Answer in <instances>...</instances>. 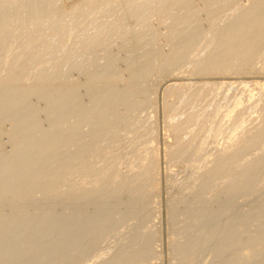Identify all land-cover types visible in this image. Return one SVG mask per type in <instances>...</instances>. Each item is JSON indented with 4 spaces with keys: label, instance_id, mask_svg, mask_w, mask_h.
<instances>
[{
    "label": "rangeland",
    "instance_id": "rangeland-1",
    "mask_svg": "<svg viewBox=\"0 0 264 264\" xmlns=\"http://www.w3.org/2000/svg\"><path fill=\"white\" fill-rule=\"evenodd\" d=\"M24 1V0H23ZM47 1H50L51 2V0H47ZM57 1V2H56ZM61 1V3H62V1H64V0H55V2H54V0H53V2H52V4H50L51 6L53 5V4H55V3H57L56 5H59L58 7H62V5L63 6H65L66 5V3L65 4H63L62 3V5H61V3H59L58 4V2H60ZM96 1V0H95ZM104 2H103V4L104 5H101V3H102V1H98L99 3V5L97 6V8H94V6H91V7H93V9H95L94 11H93V9H92V11L93 12H90V7H89V9L86 11V12H90L91 13V15H93V17H95L96 16V18H95V20L94 21H92V19H91V15H87L88 13H85L86 15V19L88 18V17H90V18H88L87 20H85V21H87V24L86 23H84L85 21H83L82 19H80V23H78L77 21H76V23L79 25V26H81V27H79V26H77V24L76 23H73V20L71 21L73 24H76V27L78 28V29H76V31L78 30V32H76V31H72V33L74 34L75 32H76V34H74V37L72 36V35H70L69 37H71L72 36V38H68V33H70V30H74L75 29V25H73V27L71 26L72 25V23H70V19L68 20V18L66 19H64L65 21H66V23L68 24V25H66L65 23V26H66V28L64 27L63 28V30L64 29H67V26L68 27H70V28H68L67 29V31L66 30H62L63 32L62 33H64L65 34V36H66V32H67V38H68V40L70 41H68L67 40V38L65 39L64 38V36L62 37V39H63V41H62V39L60 40H58V42H57V38L60 36V35H62V33L61 34H59L58 36H57V38L54 36V34H53V36L52 35H49L48 33V36H46V37H50L51 38V36H52V38L54 37V43L56 42V44L58 43L59 44V41H61V42H64V41H66V42H64V44L62 43H60L62 46H60V47H58V46H56V44H54L53 42V45H54V47H56V50L58 49V51H59V48L61 49L62 47L64 48L65 46H67L68 47V49L66 48V49H63L62 50V53L64 52V50H67L66 52H64L63 54H61L60 52H61V50L59 51V55L61 54V56L63 55L64 57L66 56L67 57V54H68V51H69V46L71 45V44H69L68 45V43H72V47H74V48H72L73 50H75L78 46V43H76L78 40H81V39H79V38H77V37H80V38H82L84 35L83 34H85V35H93L92 33H93V31H94V29H97V28H95L96 27V25L95 24H97V23H102L101 25H109L108 27H109V29H107L109 32H110V24L111 23H114V25H116V26H114L113 24V28L115 29V27H119L120 25L119 24H117V23H119V21L117 20L118 19V17H117V15H118V13H117V15L115 14H112V15H110L111 13H109V11L111 12V10H110V8H117L116 6L117 5H119V6H121L122 5V7H124L125 8V5H124V3L127 1V0H111V1H109L108 3H106V0H103ZM123 1V2H122ZM136 1H138V0H136ZM145 1V0H144ZM149 1V0H148ZM190 1V0H189ZM189 1H188V4H187V6L189 5ZM201 1V2H200ZM207 1V0H206ZM205 1V2H206ZM209 1H211V0H208L206 3H207V5L206 6H204L205 4H202L203 3V0H192L190 3H193V4H191L190 6H188L189 8L187 9V6H186V4L184 5V7H186V9L187 10H190L191 11V13H192V10L194 9V8H198V11H199V13L197 12V9H194L193 10V12L196 10V12L195 13H198L197 14V17L195 16L196 14L195 13H192L193 15H194V17H191L190 15H191V13L190 14H188L187 13V15H186V12H187V10H186V12L185 11H183V10H185V8L183 9L181 6H180V8H182V9H180L179 7H177V9L175 8V10L174 11H176V13H178V16L176 15V13H174V11H173V7H171V10L172 11H170V8L168 9V11H170V13H168V11L166 10L165 12H163L162 13V15H160V16H156V15H154L153 13H151V14H153V16L150 18V16H151V14L149 13V20H148V18H145V20H146V22L144 21V17L146 16V17H148L147 15H145L142 19H143V21H142V19L140 20L142 23L144 22V23H146L145 24V26H144V24H142L141 22H137L136 24H135V21H134V23L132 22L133 20L132 19H130L129 21H131V22H129L128 23V21L126 22V23H124L123 25H125V26H123L122 24V27H123V29H125L124 31H123V29L121 30L122 32V34L119 32V31H117V33H113V32H115L114 30L112 31V26H111V31L112 32H110L109 34H111L109 37H110V39H108V41L112 44H110V43H108V45H106L107 43L106 42H108V41H106L105 43V45H102V47L100 46L99 48H105V46L108 48V49H106L105 48V50L104 49H99L98 47H96V48H94L93 50H91L90 52L88 51V55H90L89 57H86V55L84 54V53H79L80 55H81V57L79 56V54L77 55H75V57L77 56H79L80 58H75V57H72L73 59L75 58V60L80 64V67L86 62V63H89L90 62V64L91 65H88L89 67H90V70H89V67H87V66H85V65H87L86 63H85V65H83V66H85V67H87V69L86 68H84L83 66V69L86 71V72H84V70L83 69H80L79 67H78V65H75V63H74V60H72V62H71V60H69V61H67L68 59H66L65 61H62V60H64L61 56H59V60H58V58H57V62L59 63V61H61L59 64H63V63H68V65H66L65 66V69H63L62 71L63 72H61L60 71V69L61 68H63L64 66H62V65H59L57 62H56V60H55V58H56V56H58V55H56V54H54V53H49L48 54V52H45V54H47L46 55V58H45V56H43L44 57V62L41 60V58L39 59V60H41L42 61V64H44V66L45 65H47L46 63L48 62V66H47V68H45L44 66H42L41 65V61H40V64L39 65H41L42 67H40L39 65L38 66H36V64H33L32 63V65H30L32 68H33V70H35L34 72H40L41 70H43V68H44V70L41 72V74H39V73H37V74H35V73H32L31 72V70H30V73H31V77H30V73L28 72V76L26 75L25 77L27 78V79H25L24 78V76H22L25 80H23L21 77H20V79L21 80H23V82L24 83H26V84H24L23 82H21V80H20V82H18V83H20V84H18L17 82V85L16 84H14L13 85V89L11 90L12 92H15V94H17V95H15L14 93H12V94H14V101H13V95L12 94H9V95H11V96H3L2 98H3V102L5 103V101H4V97H7V98H9V99H7V98H5V100H6V103L9 101V100H11V101H13L12 103H11V101H10V107H8L9 105V102H8V104H6V106H5V108L7 107V109L9 110V111H11V109H12V111L10 112V113H13V110H14V106L13 107H11V104H13V103H15L14 105H15V109H17V110H15L14 111V113L13 114H9L8 112V110H6L5 108H4V104L3 103H1L2 102V100L0 101V108L2 109H0L1 111H0V167H1V165H2V169L4 170L5 169V171H7V172H5L6 174H8V175H14V177H17V179L18 178H24V177H26L27 175L29 176V174L31 173V172H33V173H31L30 174V176H32L33 174H34V177L38 174V179H37V181H32L31 182V184L30 185H28V186H26V187H21V189L19 188V190H20V194H22V190H25V191H23V192H25L24 194L25 195H20V199L19 200H17V199H15V198H13V199H11V197H4V200H3V198L1 199L0 198V264H178V263H182V264H264V222H262V221H264V168H262V169H259L257 172H259V173H257L256 172V174H254V176H251V178L253 179H251L250 180V182H252V183H249V186L248 187H246V189L247 188H251L249 191H248V189L246 190L245 188L242 190L239 186H238V177H241V176H244V175H247V172L249 171V168H250V171H251V169H252V165L251 164H254L255 162H257V161H259L260 160V158L262 159V157L264 156V145H262V143L264 144V142H262V143H260V144H258V145H256V146H254V148L252 147V149H257L258 150V148L260 149L262 146V148L263 149H260V152H257L256 153V151H252V149L251 148H249V150L247 149V150H245L244 151V153H247V151L248 152H250V154L252 153L253 155H250V156H247V155H249V153L248 154H244L243 152L241 153V152H239L240 154H241V156L242 157H239L240 156V154L238 153V155L239 156H237L238 158H235V163H237L238 161L237 160H240L238 163L240 164V163H246L245 164V167H246V169L244 168V166H242V167H240V168H242V169H238L239 167L238 166H240L238 163L237 164H235V168H237V169H235V170H237V171H239V173L236 171V172H234L233 171V173H234V175L233 176H235L234 178H231V176L230 177H226V176H222L223 175V171H220L219 172V174H220V176H221V178H223L224 177V180L225 181H227V182H225L227 185H229V184H231L230 186H229V188H228V186L224 183V180L223 179H221L220 178V180H218L219 178V174H218V172L216 171V173L214 174V176H212V174H211V176H209V174H208V167L210 166V164H212L213 165V161H214V166H215V168H216V166L219 164H217V165H215L216 164V160H217V158H216V156L215 155H218L217 153H219V154H221V149H223L225 146H226V144H227V139H229L228 137H234L237 133H239V132H244V130H243V128H238V129H236V127H234L235 126V124L237 125V123L236 122H241V121H239V120H241V119H243V121L245 120L244 118H246L247 120H245V124H244V122H242L244 125L242 126V127H244L245 128V131H246V129H252L251 131V135L253 134V132L256 130L255 128H257L258 126L257 125H259V127H260V124H259V122L262 124L261 125V127H263V124H264V122L262 123V118H263V121H264V109L262 110V112H261V109L263 108V106H264V94H261L262 92L264 93V91H261L260 90V85H259V83L260 84H262V83H264V74H263V72H264V55H262L261 56V58H258V59H260V60H256V62H255V64H254V68L256 69V71L255 72H251L252 74H250V72L249 71H246V73H248L249 72V74H245V72L242 70V72L244 73V74H242L241 73V75H239L240 74V72L239 71H237L236 72V74H238V75H235L234 73H232V71L230 72V73H226L225 74V76H224V74H220L219 76H218V74L219 73H216V75L215 74H213V75H211L210 76V74H209V76L208 75H202V76H199V75H201L200 73H197V71H196V67L192 64L193 63V61H195V60H197L196 58H195V56L197 57V55L196 54H193V52L195 53V51H196V53L197 54H199L198 55V57L200 56V54L201 55H203V56H205V55H207V53H208V50L207 51H205V46H206V44H207V41H208V39L210 38V42H212L213 40L215 41L216 40V38H214L213 36H212V34H215V32H213L216 28H219V29H216V31L218 32H216L217 34H219V31H220V28H221V30L222 29H224V28H226L227 27V25H228V23H231V20L234 18V16L236 15H238L240 12H238V11H241V9H242V7H243V9H245V8H247L250 4H251V0H231V1H229L228 2V0L226 1L228 4L230 3V2H232V3H230L231 5L233 4H235V3H239V5L237 4L236 6L239 8H237L236 6H235V8L234 9H238V11H237V13L235 12L236 10H234L233 8H232V6H230V4H229V6L227 5V3L225 2V3H223L225 0H222V2L220 1V0H214V2L212 1V2H209ZM222 3V5L224 4V6H222L221 4H220V2ZM236 1H238V2H236ZM247 1H249V2H247ZM64 2H66V1H64ZM111 2H114V4L113 3H111ZM117 4H116V3ZM120 2V3H119ZM140 2H142L141 0H140ZM209 2V3H208ZM217 2V3H216ZM46 3V2H45ZM44 3V4H45ZM47 3H49V2H47ZM46 3V4H47ZM75 3V4H74ZM73 4H72V2L68 5H66L67 7H69L70 6V9H69V11L71 10L72 12H73V10L75 11L76 10V8H79L78 7V3L77 2H74ZM76 3H77V5H76ZM106 3V4H105ZM110 3V4H109ZM143 3V2H142ZM212 3H214V4H212ZM215 3L217 4V5H220V6H222V7H226L225 5H227L228 7H227V10H225L226 8H223V10H225L224 11V14H223V16H221L222 15V13L220 14V11H217V9L219 10V8H220V6H217V5H215ZM219 3V4H218ZM249 5H248V4ZM45 4V5H46ZM112 4L114 5L113 7H112ZM121 4V5H120ZM196 4V5H195ZM202 4V5H201ZM211 4V5H210ZM241 4V5H240ZM242 4H243V6H242ZM49 5V4H48ZM56 5H53V7L55 6V7H57ZM73 5H75V6H73ZM96 5H97V1H96ZM100 5H101V7L103 8L104 6L106 7H104L103 8V10H102V8L100 7ZM124 5V6H123ZM199 5H200V7H199ZM244 5L245 6H247V7H244ZM73 6V8H71ZM109 6H110V8H109ZM118 6V7H119ZM201 6H202V8H201ZM208 6V7H207ZM216 6V7H215ZM122 7H119L120 8V12L122 11V13H123V10L124 9H122ZM190 7H193V9L191 10L190 9ZM204 7H205V9H204ZM207 7V8H206ZM212 7V9L215 11V20H214V18L211 16V18L212 19H209L210 17V13L212 14V12L214 13V11L212 10V9H210V8ZM217 7H219V8H217ZM221 7V8H222ZM100 10H99V9ZM108 8H109V11H106V10H108ZM215 8V9H214ZM228 8L231 10H234V12H229V10H228ZM209 10V12H208V10ZM242 9V10H243ZM97 10V11H96ZM102 10V11H101ZM179 10V11H178ZM180 10H181V12H183V13H181L180 12ZM221 10V9H220ZM96 11V12H95ZM200 11H202V12H200ZM205 11V12H204ZM95 12V13H94ZM99 12H101V14L102 13H104L103 15H104V18L102 17H100L101 16V14H99ZM107 12V13H106ZM173 12V13H172ZM209 13L208 15L206 14V15H204L205 13ZM217 12V13H216ZM93 13V14H92ZM96 13H97V15H96ZM167 13V14H166ZM185 13V14H184ZM219 13V14H218ZM228 13L230 14V15H232V17H231V20H229V21H227L228 19H227V15H228ZM98 14H99V16H98ZM108 16H107V15ZM169 14L171 15V16H174L173 14H175V17H178L177 19H176V23H172L171 21L170 22H167V15H168V17H169ZM182 16H181V15ZM200 14V15H199ZM95 15V16H94ZM102 15V16H103ZM110 15V16H109ZM165 15V16H164ZM185 15L186 16H190V18H193L192 20L190 19V22H192L193 21V26L197 23V25H200V26H194V27H192V26H190V22H189V20H187V18L188 17H185ZM192 15V16H193ZM199 15V16H198ZM224 15L226 16L225 17V19H223L224 18ZM234 15V16H233ZM116 16V17H115ZM201 16H202V18H201ZM219 16H221L220 18H222L223 20H225V21H223L222 19H221V21H222V23H221V21H220V18H218ZM97 17H99V18H97ZM157 18L156 20H155V18ZM161 19H160V18ZM164 17H166V18H164ZM209 17V18H208ZM106 18V19H105ZM109 18V19H108ZM115 18V19H114ZM117 18V19H116ZM183 18H184V20H183ZM194 18H195V20H194ZM196 18L200 21V19H201V21L200 22H202V23H200V24H198V20H196ZM207 18H208V20H207ZM218 18V19H217ZM89 19H91V21L92 22H90L89 21ZM99 19H101V20H99ZM102 19H104V20H102ZM112 19V20H111ZM164 19H166V22H167V26H169L168 25V23H170V25H172L171 26V29L169 28V27H167V28H164V27H166V25H164L166 22H163L162 23V21H165ZM182 19V20H181ZM185 19H186V21H185ZM218 21H217V20ZM63 19H62V21H64ZM106 20V21H105ZM162 20V21H161ZM213 21L214 22V24L213 25H211V24H209L208 22L209 21ZM64 21V22H65ZM69 21V22H68ZM98 21V22H97ZM157 21V22H156ZM169 21V20H168ZM182 21V22H181ZM194 21H196L195 22V24H194ZM207 21V22H206ZM216 21H217V23H221V25L220 24H217L216 23ZM220 21V22H219ZM227 21V22H226ZM75 22V21H74ZM90 22V23H89ZM95 24H94V23ZM105 22H108V23H104ZM117 22V23H116ZM164 25H162L161 23ZM178 22V23H177ZM183 22H186V23H184L183 25H182V23ZM188 22V23H187ZM224 22H226V23H224ZM27 23V24H26ZM71 25H70V24ZM81 23H83V24H81ZM92 23V24H91ZM132 23V24H131ZM147 23L149 24L148 26H147ZM207 23V24H206ZM215 23H216V25H215ZM63 24V25H64ZM81 24V25H80ZM86 24V26H84ZM88 24H90V27L92 28V33L91 32H89L88 30L89 29H91L90 27H89V25ZM94 24V25H93ZM135 24V25H134ZM142 24V25H141ZM152 24V25H151ZM178 24H181V26L182 27H180V25H178ZM185 24H188V25H186V27H192V29H189L190 31L188 32V29L187 28H185L184 26H185ZM209 24V25H208ZM223 24H226V25H223ZM22 25V28H23V26L24 25H26L25 27H27L28 28V26L27 25H30V23L28 24V22H24V24H21ZM87 25H88V27H87ZM92 25L93 26H95L94 27V29H93V27H92ZM98 25H100V24H97V27H98ZM119 25V26H118ZM131 25V26H130ZM138 25V26H137ZM139 25H140V27H139ZM154 25V26H153ZM217 25H218V27H217ZM136 26V27H135ZM176 26H178V27H176ZM203 26V27H202ZM205 26V27H204ZM206 26H207V28L208 27H210V28H206ZM216 27V28H214L213 29V27ZM224 27V28H222V27ZM24 27V28H25ZM30 27V26H29ZM83 27H87L86 29H87V32H86V29H84ZM106 27V26H105ZM107 27V28H108ZM134 27V28H133ZM146 27V28H145ZM152 27V28H151ZM173 27V28H172ZM184 27V28H183ZM195 27H196V31H201L202 29H205L204 30V32H203V30L201 31L202 33H200V32H198L199 33V35L198 34H196V31L194 30L195 29ZM198 27V28H197ZM200 27H202V29H200L199 30V28ZM83 30H82V29ZM136 28V29H135ZM139 30H138V29ZM144 28V29H143ZM149 28H151V29H149ZM153 28H154V30L156 31H154L153 30ZM159 28V29H158ZM168 28H169V30H170V32L172 31V30H174L175 28H176V30H175V32L174 31H172V32H174V34H171V33H169L167 30H168ZM181 28V29H180ZM185 30H183V29ZM20 29H21V26H20ZM79 29H81V31H79ZM118 29V28H117ZM129 29V30H128ZM132 29V30H131ZM145 29L146 30H148L150 33H151V36H152V34L154 35V33H152L153 31L156 33V35H154V37H153V39H151V41L150 42H153V44H154V42L156 41L157 42V40H158V42L156 43V45L154 44V46H155V49H151V48H154V46L153 45H150V42L148 41V40H145V38L147 39L148 38V36L146 37V35H149V38L151 37L150 36V34H146L145 36L143 35V34H145L146 32H148V31H145ZM167 29V30H166ZM179 31H178V30ZM187 29V30H186ZM213 29V30H212ZM106 30V29H105ZM131 30V31H130ZM138 30V31H137ZM142 30H144L143 32H141ZM151 30H152V32H151ZM161 30V32H159ZM182 30L184 31V32H182ZM82 31H85L84 33L82 32ZM135 31H136V33H135ZM139 31L142 33H139ZM158 31V32H157ZM163 31H164V33H163ZM187 31V33L189 34V35H187L185 32ZM195 31V32H194ZM209 31V33H207ZM96 32V33H95ZM95 32H94V35L95 34H97V30H95ZM119 32V33H118ZM125 32V33H124ZM166 32H168L169 33V35L171 34V36H168V37H170V40H168L169 38H167V34H166ZM177 32H179V34L177 33ZM180 32L182 33V35H183V33H185L184 34V36H180L181 34H180ZM192 32H194V35L196 34V36H197V40H195L196 38V36H192V38H194V40H192V43H194V41H196V42H198V43H194V44H192L193 46V48L194 49H196L195 51H194V49L191 47V44L189 43H186V40H184L185 38H186V36H190V35H192ZM207 33V34H205V35H201V34H204V33ZM210 32H212V34H211V36L210 37H208V36H206V35H210ZM79 33H82V34H79ZM106 33H108L107 31H106ZM127 33H129V34H127ZM131 33V34H130ZM159 35H158V34ZM163 33V34H162ZM176 33L178 34V36L180 37H178L177 35H176ZM71 34V33H70ZM77 34H79V35H83V36H77ZM119 34V35H118ZM120 34H121V36H120ZM123 34H125V35H127L126 37H125V39H124V35ZM135 34H137L138 35V37H136V35ZM140 34H141V36H140ZM217 34H215L216 36H217ZM123 35V36H122ZM131 35H132V37H131ZM76 36V37H75ZM108 36H107V38H108ZM115 36V37H114ZM118 36V37H117ZM155 36H157V37H155ZM173 36V37H172ZM203 36V37H202ZM207 37V39H206V41H205V38ZM120 37V38H119ZM134 37V38H133ZM140 37H141V41L139 40L140 39ZM144 37V38H143ZM164 37V38H163ZM174 37H178L180 40H173V39H175ZM198 37H201L200 39H198ZM205 37V38H204ZM211 37H212V39H211ZM49 38V39H50ZM59 38H61V36L59 37ZM115 38V39H114ZM117 38V39H116ZM128 38V39H127ZM130 38V39H129ZM137 38H138V40H137ZM142 38L146 41V43H145V41L143 42V40H142ZM155 38V39H154ZM184 38V39H183ZM189 38H191V36L190 37H188L187 39H189ZM16 39H17V36H16ZM15 38H14V41L16 40ZM22 39V40H21ZM72 39V40H71ZM73 39H78L76 42H74L73 41ZM135 39H136V42H140V44H139V46H138V43H137V45H136V42H135V45H134V41H135ZM202 39V41H203V43L201 44L200 42H202V41H200ZM204 39V40H203ZM113 40V41H112ZM114 40H117V42H115ZM121 40V41H120ZM152 40H154V41H152ZM168 40V41H167ZM199 40V41H198ZM13 41V40H12ZM11 41V42H12ZM68 41V42H67ZM133 41V42H132ZM213 41V42H214ZM217 41V40H216ZM21 42H23V38H21V37H19L16 41H15V43L13 42L12 43V49L13 50H15V51H18V49H16V48H18V46H21ZM79 42V41H78ZM123 44H122V43ZM127 42V43H126ZM147 42H149L148 43V45L151 47H149L148 45L147 46H145L146 44H147ZM168 44H167V43ZM169 42H171L172 44H174V45H177V44H175V43H179L181 46L182 45H184V46H182V47H185L184 48V50L186 51L187 49H186V46L185 45H187L188 44V46H189V52H191L192 51V49H193V52L192 53H189V55L191 54H193V58H187V56H188V53L187 54H185V55H183V56H186V58H182V61H180L181 62V64H180V62L177 64L178 65V67H179V65H180V67L179 68H177L176 66H174L173 68H166V67H164V66H162L161 64H160V61L158 60L157 61V59L156 60H154L153 58L152 59H150L148 56H147V54H148V52H147V49H149L150 51H149V53L150 54H152L153 56H154V54H159L160 52L162 53V54H165V55H167V54H169V52L172 50V48H173V46H172V44H171V46H170V49H169ZM204 42L206 43L205 44V46H204ZM208 43L209 45H210V47H211V49L209 50V52H211L212 51V45H211V43ZM67 43V44H66ZM74 43L75 44H77L76 46H74ZM131 43V45L129 46V44ZM143 43H145V44H143ZM165 43V44H164ZM184 43V44H183ZM186 43V44H185ZM202 45H200V44ZM215 43L216 42H214V44L213 45H215ZM178 44V45H179ZM197 44H199V45H197ZM207 44V45H208ZM122 45V46H121ZM127 45V46H126ZM142 45H144L143 47H142ZM208 45V46H209ZM104 46V47H103ZM137 47V49L136 48H134V47ZM141 46V47H140ZM159 46V47H158ZM166 46V47H165ZM196 46V47H195ZM127 47V48H126ZM130 47V48H129ZM146 47V48H145ZM156 47H158L157 49L158 50H160L159 51V53L157 52V50H156ZM201 47V48H200ZM203 47H204V51H205V55L204 54H202L204 51H203ZM207 47V46H206ZM98 48V49H97ZM133 48V49H132ZM138 48H141V49H139L138 50ZM160 48V49H159ZM201 49L202 51H200V50H198V49ZM207 48H209V47H207ZM206 48V49H207ZM163 49V50H162ZM13 50H12V52H13ZM21 50V47L19 48V51L18 52H16V54L17 53H19V52H21L20 51ZM96 50H98L97 52H96ZM108 50V51H107ZM136 50H138V51H136ZM152 50H154V51H152ZM155 50H156V52H155ZM15 51H14V55H15ZM70 51H72V50H70ZM94 52L93 54L91 53V52ZM102 51H104V52H102ZM112 51V52H111ZM143 51V52H142ZM152 51V52H151ZM198 51H199V53H198ZM114 52V53H113ZM135 52V53H134ZM146 52H147V54H146ZM168 52V53H167ZM201 52V53H200ZM207 52V53H206ZM91 53V54H90ZM126 53V54H125ZM43 54V53H42ZM41 54V55H42ZM51 54V55H50ZM53 54V55H52ZM65 54V55H64ZM85 55L84 56V58H82V56L83 55ZM95 54V55H94ZM102 56H101V55ZM106 54V55H105ZM109 54V55H108ZM110 54H114V56H112V55H110ZM117 54V55H116ZM131 56H130V55ZM264 54V53H263ZM38 56V58L39 57H42V56ZM44 55V54H43ZM48 55H50V57L48 56ZM56 55V56H55ZM87 55V56H88ZM93 55V56H92ZM116 55V56H115ZM129 55V56H128ZM150 56V57H153V56ZM191 55H190V57H191ZM53 56V57H52ZM137 56V57H136ZM140 56V57H139ZM143 58H142V57ZM49 57V58H48ZM60 57H61V59H60ZM94 57H96V58H94ZM100 57V58H99ZM139 57V58H138ZM189 57V56H188ZM197 57V58H198ZM263 57V58H262ZM12 57H10V59H11ZM52 58H54V59H52ZM87 58H89L88 60H87ZM119 58V59H118ZM137 58V59H136ZM195 58V59H194ZM47 59H49L48 61H47ZM80 59H82V60H84L83 61V64L81 65V63H80ZM99 59V60H98ZM111 59V60H110ZM116 59H118V60H116ZM134 61H133V60ZM188 61V60H192L191 62L192 63H189L190 61H186V60ZM194 59V60H193ZM262 59V60H261ZM27 60V59H26ZM51 60H52V62H54L55 61V63L58 65V66H60V67H58V66H56V67H58L57 68V70H55L56 68H54L53 69V65H52V63H51ZM80 60V61H79ZM91 60V61H90ZM98 60V61H97ZM107 60H110V62L109 61H107ZM140 60H143V62L144 63H142V61H140ZM149 60V61H148ZM89 61V62H88ZM96 61V62H95ZM129 61H131V62H129ZM136 61V62H135ZM152 61H154V62H152ZM261 61V62H260ZM22 62V61H21ZM70 62H71V65H70ZM82 62V61H81ZM92 62V63H91ZM115 62V63H114ZM126 62V63H125ZM147 62H149V63H147ZM156 62H158V63H156ZM182 62H184L183 64H182ZM185 62H187V63H185ZM35 63H37L38 64V62H35ZM49 63H51L50 65H51V67H52V69L53 70H55V71H53L52 69H51V67H50V65H49ZM54 63V65H56ZM78 63H76V64H78ZM97 63H98V65H97ZM100 63V64H99ZM107 63H109L110 65L108 66L107 65ZM114 63V64H113ZM134 63V64H133ZM136 63V64H135ZM141 63V64H140ZM151 63H154V65L153 64H151ZM258 63V64H257ZM113 64V65H112ZM119 64V65H118ZM142 64H145V65H142ZM156 64H158V65H156ZM187 64V65H186ZM65 65V64H64ZM73 65H75V68H74V66ZM92 65L94 66V67H92ZM97 65V66H96ZM99 65H101V66H99ZM131 65V66H130ZM134 65H136L135 67H134ZM140 65V66H139ZM142 65V66H141ZM147 65V66H146ZM150 65H152L153 66V69L152 70H149V71H146V70H148L149 68L151 69L152 67L150 66ZM191 65V66H194V68H189V66ZM29 66V69L31 68ZM33 66H36V68H42L41 70L40 69H34V67ZM72 66H73V68H72ZM76 66L78 67V69L76 68ZM143 66L145 67V71H144V68H143ZM150 66V67H149ZM157 66V67H156ZM160 66H162V68L160 67ZM49 67V68H48ZM66 67H69L70 69H71V72L70 71H68L69 70V68H68V70H67V68ZM81 67V68H82ZM98 67V68H97ZM101 67L103 68V69H101ZM108 67V68H107ZM134 67V68H133ZM143 68V69H141V68ZM164 67V68H163ZM182 67V69H183V72L181 71V68ZM186 67V68H185ZM31 68V69H32ZM96 68V69H95ZM140 68V69H139ZM184 68H185V70H184ZM187 68H189L188 70H187ZM259 68H262L263 69V72H261L262 71V69H259ZM45 69H47V71L45 70ZM50 69V71H48ZM94 69V70H93ZM131 69V70H130ZM138 69V70H137ZM158 69H159V71H158ZM164 69H166V70H164ZM168 69H169V71H168ZM172 69V70H171ZM176 69H177V71H176ZM32 70V71H33ZM40 70V71H39ZM58 70H59V72H58ZM75 70V71H74ZM78 70V71H77ZM83 70V71H82ZM91 70H93L92 72H91ZM96 70V71H95ZM127 70V71H126ZM161 70V71H160ZM170 70L171 71H174L175 70V73L174 72H170ZM196 72H195V71ZM258 70L261 72H259L258 73ZM7 70L5 69V71L3 72L5 75L7 74V72L9 73V70L6 72ZM51 71H53V72H51ZM56 71L59 73V75H61L62 73H63V79H62V76H61V80L63 81H66L65 83H64V81L62 82L65 86H66V88H68L67 86H71L72 84L71 83H74V84H76V85H72V87H73V89L75 88L76 90L75 91H77V92H75L73 89H72V91H74V92H70V90H71V87H69V90H63V89H65V86H63L62 85V83L61 84H59L60 82H61V80L59 79V75L57 76V77H55V74L57 75L58 73H56ZM70 72V74L68 73V72ZM112 71V72H111ZM123 71H124V73H123ZM129 71H131V72H129ZM142 71V72H141ZM151 71V72H150ZM154 71V72H153ZM165 71V72H164ZM192 71V72H191ZM193 71H194V73H197V75L196 74H193ZM6 72V73H5ZM50 73L49 75H51V77H52V75H53V73H55L54 74V79H53V77L51 78L49 75H47L48 73ZM64 72H66L67 74H69L70 76H71V78H69V75H68V79H70L71 80V82L69 81V80H67V78L65 77V75L64 74H66V73H64ZM80 72H83V73H80ZM89 72H91V73H89ZM104 72H105V74H104ZM121 72V73H120ZM136 72V73H135ZM145 72V73H144ZM148 72V73H147ZM164 72V73H163ZM179 72V73H178ZM184 74V75H181L182 73ZM186 72H190L192 75H190V73L188 74V73H186ZM108 73V74H107ZM120 73V74H119ZM132 73H134V74H132ZM138 73V74H137ZM151 73V74H150ZM156 73H157V75H156ZM187 74V76H186V74ZM253 73H256V74H253ZM42 74H43V76H44V74H46L47 76H49L48 77V79L46 80V81H48L47 83H48V85H47V83H45L46 85H47V87H45L46 85L44 84V86H42L43 85V83L40 81L41 79H40V77L42 76ZM66 74V75H67ZM89 74V75H88ZM95 74H96V76H95ZM101 74H102V77H101ZM104 74V75H103ZM111 74V78H110V75ZM112 74H114V75H112ZM144 74V75H143ZM146 74H148L147 75V77H146ZM159 74H160V76H159ZM163 74V75H162ZM168 74V75H167ZM170 74V75H169ZM177 74H179V76H177ZM230 74V75H229ZM233 74V75H232ZM34 75H36L37 77L39 76V75H41V76H39L38 78L36 77V76H34ZM45 75V76H46ZM82 75V76H81ZM122 75V76H121ZM134 75V76H133ZM141 75V76H140ZM171 75H172V77H171ZM181 75V76H180ZM246 75V76H245ZM74 76V77H73ZM99 76V77H98ZM108 76V77H107ZM113 76V77H112ZM121 76V77H120ZM138 76L139 77H141V78H138ZM149 76V77H148ZM153 76V77H152ZM189 76H190V78H189ZM204 76V77H203ZM213 76V77H212ZM235 76V77H234ZM33 77H34V80H35V78H36V81L35 82H29L28 80H29V78H30V80L32 79V81H34L33 80ZM129 77V78H128ZM145 77V78H144ZM175 77V78H174ZM56 78V79H55ZM96 78V79H95ZM113 78V79H112ZM115 78H118L119 80H117L116 79V81H115ZM127 78V79H126ZM135 78V79H134ZM159 78V79H158ZM214 78V79H213ZM39 79V81H40V83L41 84H37L38 83V80ZM57 79H59V80H57ZM66 79V80H65ZM106 79V80H105ZM110 79V80H109ZM125 80V81H123V80ZM129 79H130V81H129ZM157 79V80H156ZM188 79V80H187ZM27 80V81H26ZM50 80H52V82L50 83ZM55 80L57 81V82H59V83H57V84H53L54 82H55ZM76 80V81H75ZM98 80H100V81H98ZM104 80H105V82H104ZM113 80V81H112ZM159 80V81H158ZM42 81H45V80H42ZM45 81V82H46ZM136 81V82H135ZM29 82V83H28ZM67 82H70V84L69 83H67ZM89 82V83H88ZM100 82V83H99ZM116 82V83H115ZM159 82V83H158ZM174 82H177V84L176 85H181L180 83H183V85L185 86L187 83L189 84V83H191V84H189V85H191L190 87H187V88H189V89H186V87L184 88L185 89V91L187 92L186 94L185 93H183L184 92V90H180V92L181 91H183V92H181V93H179V91H177L176 93H171L170 94V85H173V83ZM204 82H206L207 84L208 83H211L212 84V86H210L211 84H209V85H203V84H205ZM22 83V84H21ZM67 83V84H66ZM125 83V84H124ZM140 83V84H139ZM198 83H200L199 85L200 86H205V87H203V91H202V89H201V87L200 88H198ZM219 83H221L220 84V86L221 85H223V86H221V88L220 89H222V90H219ZM223 83V84H222ZM228 83V84H227ZM235 85H234V84ZM60 85V87H62V88H60L62 91V93H63V91L66 93H68V95H67V98L65 97V93H63L62 95L65 97V100H67V102H65L64 100H62V99H64V97H61V95L59 94H57L56 95V93L55 92H59L60 93V91H58L57 89H56V87L55 86H58L59 87V85ZM79 84V85H78ZM90 84V85H89ZM107 84V85H106ZM109 84V85H108ZM111 84V85H110ZM127 84V85H126ZM129 84V85H128ZM132 84V85H131ZM175 84V83H174ZM186 85V86H189V85ZM194 84V85H193ZM214 84V85H213ZM218 84V85H217ZM225 84H227V85H225ZM241 84V85H240ZM245 84V85H244ZM24 85V86H23ZM82 85V86H81ZM89 85V86H88ZM133 85H135V86H133ZM152 85V86H151ZM157 85V86H156ZM239 85V86H238ZM16 86H17V88H18V91H17V88H16ZM21 86H23V87H26V88H23V87H21ZM33 86V89H29V88H31ZM34 86H38L37 88H38V90L39 89H41V88H43L44 87V90H40V93L39 92H36V91H38L37 89H36V91H35V87ZM40 86H42V87H40ZM48 86L50 87V88H52V86H53V88L55 87V90H57V91H55L54 90V93H55V95H56V97L54 96L53 97V95L51 96L50 94L53 92L52 91V89H50V88H48ZM96 86H97V88H96ZM121 86V87H120ZM169 86V87H168ZM192 86L194 87V88H198V89H200L202 92H205V90H209L211 93H209V95L207 94L206 95V93H208L207 91H206V93H205V95L200 91H198L197 90V88H196V90L197 91H195L194 90V88H193V90L195 91V93H196V95H197V97H198V95L200 96V98L201 99H199V98H197L196 97V95L194 94V93H192L193 91H191L192 90ZM231 86V87H230ZM237 86V87H236ZM248 86V87H247ZM250 86V87H249ZM23 88L22 89V91L24 92H22L21 91V88ZM27 87H29V88H27ZM40 87V88H39ZM57 87V88H58ZM93 87H94V89H93ZM113 87V88H112ZM126 87V88H125ZM129 87V88H128ZM134 87V88H133ZM155 87V88H154ZM207 87H211L212 89L210 90V89H208ZM241 87V88H240ZM16 88V89H15ZM20 88V89H19ZM45 88H47V89H50L51 91H50V93L48 92V91H45L46 89ZM78 88V89H77ZM101 88H104V89H101ZM107 88V89H106ZM127 88L129 89V91L127 92V93H129L130 92V96L132 97H134V95H136L135 96V98L134 99H138L137 101H139V103H142V101H143V103L141 104L142 106L143 105H145V106H139L140 104L138 103V102H135L134 101V99L133 100H131V101H133V102H131V104L132 105H134V103H135V105H136V107L137 106H139V108L140 109H138V108H136L135 106H134V108H136V109H138V111H136V109L135 110H133V112H131L132 110L131 109H133L132 108V106H131V104L130 105H128L127 104V102L128 103H130L129 101V99H130V96H129V94H128V96H129V99H128V101H127V99H125L124 101H123V99H124V97H123V95L125 94H127L126 92H125V90L123 91V89H126V91H127ZM149 88V89H148ZM204 88H206V89H204ZM226 88V89H225ZM26 89H28V91L26 90ZM59 89V88H58ZM92 89H93V91H92ZM112 89H113V91H112ZM148 91H147V90ZM167 89V90H166ZM169 89V90H168ZM191 89V90H190ZM225 89V90H224ZM228 89V90H227ZM16 90V91H15ZM104 90V91H103ZM215 90V91H214ZM220 91V92H218V91ZM231 90V91H230ZM19 91H20V95L23 93V95L25 94L27 97L25 98V96H23V97H21L20 98V95L18 96V94H19ZM31 91V92H30ZM33 91H35V93L33 92ZM48 92V94L49 95H47L45 92ZM115 91V92H114ZM119 91H121V93H122V91H123V93L121 94ZM150 91V92H149ZM189 91H190V93L192 94V95H194V97L193 96H191V94L189 93ZM225 91H227V92H225ZM260 91H261V93H260ZM18 92V93H17ZM29 94H28V93ZM42 92H44V93H42ZM69 92L71 93V94H69ZM92 92V93H91ZM137 92V93H136ZM199 92V94H197ZM214 92V93H213ZM216 92V93H215ZM222 92V93H221ZM223 92H225V93H223ZM231 92H232V94H231ZM235 92V93H234ZM11 93V92H10ZM53 93V94H54ZM76 93V94H75ZM106 95H105V94ZM146 93V94H145ZM155 93V94H154ZM202 93V95H200ZM214 94V96H213V94ZM219 94V96L221 97H219L218 96V94ZM221 93V94H220ZM227 93V94H226ZM234 93V94H233ZM238 93V94H237ZM35 94V95H34ZM38 94H40V96H38ZM42 94H44L43 96H42ZM74 94L76 95V97H73L74 96ZM80 94H81V96H80ZM87 94H89V95H87ZM90 94H91V96H90ZM113 94H115V95H113ZM119 94V95H118ZM132 94V95H131ZM154 94V95H153ZM165 94L167 95V96H165ZM177 95V97H175V95ZM181 94H183L182 96L183 97H186L188 100H186V98H179L180 96H181ZM212 94V95H211ZM226 94V96H228L229 97V99H228V97H224L223 95H225ZM260 94H261V97H260ZM71 95H73L72 96V98H71ZM122 96L123 97V99L121 98V96H120V98H121V100L118 102V104H116L117 102L116 101H118L117 99H118V96ZM140 95V96H139ZM172 95H174V96H172ZM180 95V96H179ZM186 95V96H185ZM187 95L189 96V97H187ZM210 95L212 96L211 98H210ZM238 95V96H237ZM16 96H18V97H16ZM32 96V97H31ZM71 98H69V97ZM96 96V97H95ZM101 96V97H100ZM116 96H117V99H115L116 98ZM127 96V95H126ZM128 96L127 97H125V98H128ZM139 98H138V97ZM179 96V97H178ZM192 97V99L194 98L195 99V97H196V99H198V100H201V101H196V99H195V101H194V99L193 100H191V97ZM203 96H204V100H203ZM207 96H208V98H207ZM234 98H236V99H234ZM237 96V97H236ZM11 97V98H10ZM49 97V98H48ZM52 97V98H51ZM90 97V98H89ZM100 97V98H99ZM104 97V98H103ZM114 97V98H113ZM132 97V98H133ZM147 97V98H146ZM175 97V98H174ZM205 97H206V100H208L207 102H206V100H205ZM215 97L217 98V99H215ZM234 99H232V98ZM261 99H263L262 100V104H263V106H258L259 105V103H261V100H260V98ZM263 97V98H262ZM1 98V96H0V99H2ZM17 98V99H16ZM19 98V99H18ZM23 98H25V100L23 99ZM44 98V99H43ZM56 99L55 101H54V99ZM59 98V99H58ZM62 98V99H61ZM74 98V99H73ZM77 98V99H76ZM101 98H102V100H101ZM119 98V99H120ZM131 98V99H132ZM167 98V99H166ZM172 98V99H171ZM177 98H179L178 100H177ZM214 98V99H213ZM220 99V102L218 101L219 99ZM224 98V99H223ZM23 99V100H22ZM32 99V100H31ZM53 101H52V100ZM60 99L62 100V101H64L63 103L60 101ZM106 99V100H105ZM110 99V101H114V103L117 105L116 106V108L117 107H121L120 109L118 108V109H116V108H113V107H110L109 106V102L110 101H108ZM140 99V100H139ZM150 100V101H152V102H150V101H148V100ZM169 99H170V101H169ZM183 99V100H182ZM187 101V102H191L192 101V103L191 104H189L188 103V105H190L189 107H191V105H193L194 106V104H197L198 105V103L199 102H202V101H204L203 102V104H205V105H203V104H199L198 105V107L199 106H202V107H197V105H195L198 109V111L200 110V108H202L200 111H199V113L200 112H205L206 113V110H207V108L205 107V109L206 110H204V106H208V102L210 101L211 103L210 104H213V102L214 101H216L217 100V103H215L217 106H218V104L219 103H221V104H223L222 102H225L223 105H219L218 107V110H219V112L221 113V114H223V118H222V115L217 111V106L215 107L216 108V112L218 113H216L215 114V110H213L214 109V107H213V105H212V107H211V105L208 107L209 108V110L210 109H212V113L211 112H209L208 111V113L210 114V115H212L213 113V115L215 116V121L213 120L214 118V116L212 115V117L211 118H208V119H206V121L208 120L209 122H211V121H213V122H215L214 123V125L217 123V120H218V122L220 121L219 120V118L221 119V121H220V123H217L218 125H216V126H214L213 125V123H211L212 125V127L208 124V123H206V124H200V121L202 120H204V119H201V115H203V114H198L197 113V111H196V107H195V109H194V111H193V107H191L190 109L189 108H187V110H185V108L186 107H183V106H185V104L183 105V101H185V100ZM210 99V100H209ZM212 99L214 100L213 102H212ZM223 99V100H222ZM225 99H226V101H225ZM259 99V100H258ZM8 100V101H7ZM16 100H17V102H16ZM20 100H22V104L20 103L21 101ZM58 100L61 102V103H59L58 102ZM80 100H81V102H80ZM94 100V101H93ZM96 100H98V101H96ZM116 100V101H115ZM177 100V101H176ZM190 100V101H189ZM221 100H222V102H221ZM231 100H232V104H233V101H234V103L235 102H237V103H239L240 105V107H239V109H237L236 110V112L234 113L236 116H234L235 117V119L236 118H238V119H234V117L233 118H231V119H229V121H228V119H224V115L226 114L225 112H227L226 110L228 109V108H230L231 109V107L233 106V105H230V103H231ZM25 101H27L26 103L27 104H29V105H26V103H25ZM69 101V102H68ZM100 101H102V102H100ZM107 101V102H106ZM123 101V102H122ZM168 101V102H167ZM185 101V102H186ZM228 101V102H227ZM253 101L255 102V101H258L259 103H258V105H257V103L255 102V104L253 103ZM20 103V105L22 106L23 104V106H22V108H21V110H18V109H20V108H18V107H21L20 105H18L19 103ZM34 104H33V103ZM57 102L59 103V106H60V110H58L57 109V112H55L56 110V107L58 106V104H57ZM83 102V103H82ZM89 102V103H88ZM93 102V103H92ZM94 102H96V104H97V102H98V104L97 105H95L94 104ZM111 102V103H112ZM124 102H125V106L123 105L124 104ZM168 104H167V103ZM173 102H174V104H173ZM176 102V103H175ZM184 102V103H185ZM187 102H186V105H187ZM193 102H195V103H193ZM198 102V103H197ZM219 102V103H218ZM227 102V103H226ZM230 102V103H229ZM253 103V104H251L250 105V103ZM16 103H17V105L18 106H16ZM51 105H50V104ZM54 103H56V104H54ZM82 103V104H81ZM99 103H100V106H98L99 105ZM101 103H102V105L104 104V103H108L106 106H105V104H104V107L106 108L107 106V109L108 108H110V109H108V110H106L105 108H102L103 106L101 105ZM110 103V104H111ZM120 103V104H119ZM123 103V104H122ZM137 103L139 104V105H137ZM148 103V104H147ZM172 103V108H173V105H174V108H177V110L179 109V107H177V106H181V107H183L184 108V110H182V109H180L181 111H177L176 109V113H174V114H172L173 112H175V111H173V109H171L172 110V112H171V110L169 111V108L171 107L170 106V104ZM182 103V104H181ZM245 103H246V105H245ZM252 107H254V108H252V110L251 109H248L247 108V106L248 107H250L248 104ZM31 104V105H30ZM53 104V105H52ZM61 104H63V105H65L66 104V106H61ZM81 104V105H80ZM92 104H94V105H92ZM115 104L113 105V104H111V105H113L114 107H115ZM156 104V105H155ZM225 104H226V106H225ZM2 105H3V108H2ZM34 105V106H33ZM56 107H55V106ZM69 105V106H68ZM120 105H122V106H120ZM127 105V106H126ZM166 105H169V108L166 106ZM187 105V106H188ZM243 105H245V106H243ZM261 105V104H260ZM27 107V112H26V108H23V107ZM58 106V107H59ZM91 106H93L94 108H92ZM97 106V108H95ZM128 106H131V107H128ZM176 106V107H175ZM215 106V105H214ZM230 106V107H229ZM255 106H257L258 108H256ZM30 107V108H29ZM49 107V108H48ZM52 107V108H51ZM57 107V108H58ZM61 107H62V109H61ZM69 107V108H68ZM101 107V111H99L100 113L103 111L102 109H105L104 111H106V113L103 111L102 113H103V115H104V113H105V115L107 116L108 114H109V112L111 111V112H113L114 114H116L117 115V117L118 118H120V120L119 119H117L118 121V123H120L119 125H117L118 123L117 122H112V120H109V119H113V120H116L115 119V117L113 118V116L111 117V115L109 116V119H107V120H109L110 122H112L111 124L109 123V121H107V120H105L106 118H104V119H102L101 117H100V115H102V113L100 114V113H98L95 109H98V108H100ZM149 107V108H148ZM153 107V108H152ZM157 107V108H156ZM164 107H166L168 110H166V108H164ZM180 107V108H181ZM223 107V108H222ZM241 107H243V110H245V109H247V111H245V113H244V116H243V114H242V116H239L238 114L240 113V110H241ZM246 107V108H245ZM250 107V108H251ZM36 108V109H35ZM112 108H113V110H112ZM125 108H127V110L129 111V112H131L133 115H131V113H129ZM131 108V109H130ZM144 108V109H143ZM152 108V109H151ZM156 108V109H155ZM245 108V109H244ZM256 108V109H255ZM261 108V109H260ZM28 109H30L29 111H28ZM41 109V110H40ZM50 111H49V110ZM84 109H85V111H84ZM92 109H94L93 110V112L94 111H96V115L95 116H98L99 114V117L102 119V120H100V118L99 117H95L93 114V116H89L90 118H88L87 119V115H86V113L87 114H91V112L90 111H92ZM142 109V110H141ZM146 109V110H145ZM149 109V110H148ZM190 111H189V110ZM226 109V110H225ZM258 109V110H257ZM23 110H25V111H23ZM33 110V111H32ZM53 110V112H51ZM83 110V111H82ZM89 110V111H88ZM110 110V111H109ZM116 112H115V111ZM120 110V111H119ZM122 110V111H121ZM125 110H126V112H125ZM143 110H145L144 112H143ZM155 111V113H152V112H154ZM165 110V111H164ZM204 110V111H203ZM223 110V111H222ZM241 111V112H244V111ZM3 111V112H2ZM20 113H18V112ZM31 111V112H30ZM49 111V112H48ZM59 111V112H58ZM109 111V112H108ZM143 113H142V112ZM167 111H169V115L170 116H167L166 114H165V112H167ZM182 111H184L183 113V115H187L188 114V112H186V111H189V112H191V113H193V116H192V114L190 115V116H192L193 118H192V120L194 119V118H196L197 120V122L199 123V126L201 127H206L205 125H209V127H208V125H207V128H208V130H210L211 129V131L212 130H215L216 128H217V126L219 127V124H220V126H221V124H223V123H225L224 125H223V127L221 126V128H223V129H221L220 131V133H219V131H218V134L215 136V134H216V130H219V128H217L215 131H212V135L210 134V132L211 131H205V130H207V128L206 129H204V131L206 132V134H204V133H202V131H203V129L201 128V132L199 131V132H197V130L200 128L199 126H198V123L195 121V123H197V125L196 126H191V125H193V124H195L194 122H193V124H191L192 122V120H191V118H190V116L188 117V115L190 114H188L187 115V117L188 118H190V120L191 121H189L188 122V124L191 126V127H189V128H187V127H185V126H183V127H185V129L187 128V130L186 131H188L187 132V134L186 135H183V136H185V137H187L186 138V141H185V138H182V134L184 133V130L182 131V130H180L181 132H182V134L180 133H177L182 139H184V141L185 142H179V140H180V137H178V135L177 134H174V135H177L176 137H173L172 135H173V129L169 126V125H171V126H174V125H176V124H178L177 123V121L178 120H183V117H185V116H179V114L180 113H178V112H181V114H182ZM193 111V112H192ZM211 111V110H210ZM249 111V112H248ZM260 111V112H259ZM2 112V113H1ZM23 112V114H26V115H28L27 117H28V119H27V117H26V115H23V114H21ZM25 112V113H24ZM30 112V113H29ZM44 112V113H43ZM46 112H48V113H46ZM89 112V113H88ZM117 112H119L118 114H117ZM124 114H123V113ZM129 114H128V113ZM151 112V113H150ZM186 112V113H185ZM198 114H196V113ZM246 112H248L247 114H246ZM32 113V114H31ZM81 113V114H80ZM85 113V115H83ZM98 113V114H97ZM108 113V114H107ZM139 113H140V115H139ZM147 113H149V114H147ZM171 113V114H170ZM236 113H238V114H236ZM2 114V115H1ZM15 114V115H14ZM30 114L32 115V116H30ZM57 114V115H56ZM78 114H79V116H78ZM113 114V115H114ZM120 114V115H119ZM137 114H138V116L139 117H137ZM164 114H165V116H164ZM220 114V115H219ZM261 116H263V117H261ZM263 114V115H262ZM18 115V116H17ZM21 115H22V117H21ZM38 115V116H37ZM66 115V116H65ZM83 115V116H82ZM103 115H102V117H103ZM115 115V116H116ZM124 115V116H123ZM126 115V116H125ZM147 115V116H146ZM150 115V116H149ZM155 115V116H154ZM175 115V116H174ZM206 115H208V114H204V116H206ZM217 115H219V116H221V117H219V116H217ZM240 115H241V113H240ZM5 116H6V118H5ZM20 116V117H19ZM25 116V117H24ZM58 116V118H56ZM85 116V117H84ZM195 116H200V118L198 117H195ZM204 116H202L203 118H204ZM209 116V115H208ZM246 116V117H245ZM248 116V117H247ZM261 118H260V117ZM17 117H19L20 119H23L22 120V122L25 120V118L28 120V122H27V120L24 122V126L25 127H28V123H29V121L32 123V124H30L29 125V129H31L32 128V126H33V131H31L30 130V132L31 133H26V132H29V131H26V130H24V129H26L25 127H23V129H21L20 127H21V125L23 124L22 122H21V120H18L17 119ZM32 117V118H31ZM48 117V118H47ZM82 117V119H80ZM86 118V119H84V118ZM111 117V118H110ZM142 117H145V118H142ZM187 117H185L186 119H184L183 121H187ZM210 117V116H209ZM216 117L218 118L217 120H216ZM240 117H244V118H240ZM74 118V119H73ZM77 118V119H76ZM92 118H93V120H95V118H99V120L100 121H105L104 122V124L101 122V125H104L105 127V129H106V125H107V122L109 123V125L107 126L108 128L110 127V129H108L107 128V130H109V132H110V136H111V138L113 139V141L114 140H118V139H121L120 141L118 140H116L117 142H116V144L113 142V141H111V139H108V137H109V135H108V131L107 130H105V131H107V134H101V132L100 131H102L103 132V130H102V128L103 127H101V125H98V126H100V129H99V127L98 126H96L97 124H100V122H99V120L98 119H96L95 120V124H96V122L98 121V123L94 126L93 125V120H92ZM130 118V119H129ZM133 118H135L136 119V122H141V121H145L146 119V123H148V124H145L146 126H147V128H144V127H146V126H144V123L145 122H141V123H143L142 124V126H139V127H141V129H139V127H138V125H136L135 123V119H134V121L133 120H131V119H133ZM138 118V119H137ZM140 118V119H139ZM141 118L143 119V120H141ZM174 118H175V120H176V122H174ZM177 118V119H176ZM179 118V119H178ZM206 118V117H205ZM254 118H256V119H254ZM258 118H260V119H258ZM4 119V120H3ZM15 119V120H14ZM17 119V120H16ZM51 119V120H50ZM55 119H57V120H55ZM156 119V120H155ZM172 121H171V120ZM199 119V120H198ZM210 119H212L211 121H210ZM223 119V120H222ZM235 120L234 121V126L232 125V126H230L231 125V123L233 122V120ZM8 120V121H7ZM13 120V121H12ZM32 120V121H31ZM75 120V121H74ZM92 120V121H91ZM137 120H139V121H137ZM169 120V121H168ZM195 120V119H194ZM193 120V121H194ZM231 120V121H230ZM238 120V121H237ZM249 120V122H247ZM252 120V121H251ZM257 120V121H256ZM16 121V123H13V122H15ZM17 121L18 122H21L22 124L21 125H19L18 123H17ZM41 121V122H40ZM58 121H59V125H61L62 123L61 122H63V121H66V122H64L63 123V125H61V126H59L57 123H58ZM78 121V122H77ZM80 121V122H79ZM88 121V122H87ZM90 121L92 122V125H93V127H95L94 129L92 128V126L89 128V126L91 125V124H88V123H90ZM121 121H122V123H124L123 124V126H124V128H122L123 126H122V123H121ZM134 123L135 124V126L131 123ZM205 121V120H204ZM222 121H225V122H222ZM6 122V123H5ZM55 124L56 122V125H58V129L55 131V130H53V131H55V132H59L58 130H61V131H63V132H59L60 134H57V133H55V135L57 136V137H54V138H57V139H59L58 137H60L61 136V138H60V140H64V141H62V143H61V141H58V140H55L54 139V142H56L57 141V143L55 144L54 142V144L52 143V140L50 139V138H48L47 139V136H48V134L50 133V129L51 128H53L54 127V125L52 124ZM55 122V123H54ZM77 122V123H76ZM87 122V123H86ZM157 122V123H156ZM173 122V123H172ZM226 122H227V126H226ZM10 123H11V125H10ZM27 124V126H26V124ZM35 123V124H34ZM61 123V124H60ZM65 123L67 124V125H65ZM72 123V124H71ZM74 123V124H73ZM81 123V124H80ZM82 123H84L83 124V126H82ZM117 123V124H116ZM126 123V124H125ZM176 123V124H175ZM181 123H182V121H181ZM3 124V125H2ZM13 124L15 125V127H13ZM20 126H18V125ZM40 124V126H38ZM129 124H131L132 125V128L133 129H130L131 128V125L129 126V128H127L128 127V125ZM252 124H253V126H252ZM36 125V126H35ZM50 125H53V127H51L50 128ZM55 125V129L57 128V126ZM111 125H112V127H111ZM113 125H114V127H113ZM228 125L231 127H228ZM251 125V126H250ZM43 126V127H42ZM77 126V127H76ZM138 127V129H137V127ZM150 126V127H149ZM169 128H168V127ZM198 126V128H196ZM255 126H257V127H255ZM20 128L19 129V131H20V133H21V131H22V136H21V134H20V136L21 137H19V133H16V132H18V129H17V131L15 130V129H13V128ZM35 127V128H34ZM45 127V128H44ZM63 128L64 130H66V131H64V130H62V129H60V128ZM70 127V128H69ZM76 127V128H75ZM87 127V128H86ZM96 127H98L97 129H96ZM119 127V128H118ZM145 129L144 130V132H148L147 134H149V132H150V134L149 135H147L146 133H142L143 132V128ZM148 127H149V129L151 128L152 130L150 131H148L147 129H148ZM192 127H195L197 130H195L194 128H192ZM211 127V128H210ZM233 127V128H232ZM252 127V128H251ZM255 127V128H254ZM260 127V128H261ZM28 128H27V130H28ZM50 128V129H49ZM75 128V129H74ZM91 128L94 130V132L91 130ZM112 128V129H111ZM126 128V129H125ZM166 128V129H165ZM215 128V129H214ZM225 128V129H224ZM46 129V130H45ZM49 129V130H48ZM73 129V130H72ZM77 129V130H76ZM98 131V134H100V135H102V138L104 137V135H107L106 137H104V138H106V140H108V142L109 141H111V142H113L114 144H112L111 142H109V145H110V143L112 144L111 146H105V145H107V143L106 144H104L103 142L104 141H99V137H97V132L95 133V131L96 130ZM99 129V130H98ZM122 131H121V130ZM127 129H129V131L131 132V130L133 131V133L134 132H136V134H133L132 132V136H130L131 134L128 132V130ZM137 129V130H136ZM259 129V128H258ZM15 130V131H14ZM41 130V131H40ZM47 131V132H49L48 134H47V132L45 133V131ZM68 130H70V133H69V131ZM74 131V133L72 132V131ZM76 130V131H75ZM110 130H112V131H110ZM125 132H124V131ZM147 130V131H146ZM193 130H195V132H197V133H202L201 135L203 136H199V134H198V136H197V133H193L194 131ZM200 130V129H199ZM37 131V132H36ZM39 131V132H38ZM44 131V132H43ZM52 131V130H51ZM78 131V132H77ZM137 131H139V132H137ZM142 131V132H141ZM190 131H191V133H193V134H196V137H201V138H197V140L199 141V147H198V145L195 143V141L194 140H196L195 139V135L194 136H192V135H190L191 133H190ZM193 131V132H192ZM248 131H250V130H248ZM248 131H246V133H247V136L248 135H250L249 133H248ZM257 131V130H256ZM255 131V132H256ZM13 132H15V133H13ZM24 132V133H23ZM34 132H36V133H34V134H36L35 136H34V134L33 133ZM42 132V134L41 135H39V136H44V133L45 134H47V136H44L45 138H43V136H42V141L45 139V141H43L44 143H52L54 146L55 145H59L58 144V142L60 143V145L62 146V148H64V149H62L60 152H57V151H59L60 150V147L58 146H55V148H56V150H55V148H54V150H55V153L54 152H51L52 153V155H51V153L50 154H47L46 152L48 151V149L50 148V146H49V148H48V145L46 144V146L44 147L45 149H46V147H47V149H46V152L44 151V152H42L41 153V149H43L44 150V148H41L40 146V142H41V139H40V137H38V134H40ZM66 134H65V133ZM80 132H82V133H80ZM89 132V133H88ZM90 132H92L91 134H93L94 133V135H91L94 139H97L98 141H99V143H95L93 140V138H91L90 137ZM100 132V133H99ZM114 132V133H113ZM120 132V133H119ZM122 132V133H121ZM152 132V133H151ZM155 132V133H154ZM171 132H173V133H171ZM213 132H215L214 134H213ZM8 133V134H7ZM13 133V135H14V137L16 136V137H18V138H20V139H17L16 137L14 138L11 134ZM38 133V134H37ZM53 133V132H52ZM69 133V134H68ZM78 133V134H77ZM81 135H80V134ZM87 133V134H86ZM106 133V132H105ZM112 133V134H111ZM128 133V134H127ZM154 133V134H153ZM190 133V134H189ZM246 133L244 132V133H242V134H244V136L246 135ZM10 134V135H9ZM23 134H33L32 136L31 135H26V136H24ZM63 134V135H62ZM66 136H65V135ZM71 134L73 135V137L71 136ZM114 134V135H113ZM138 134V135H137ZM139 134H140V136H141V134H142V136H143V134L145 135L146 134V136H144L142 139H140V137H139ZM185 134V133H184ZM192 137V138H194V139H192V140H190L191 139V137L189 136V135ZM241 134V136L243 137V138H245L243 135ZM8 135V136H7ZM50 135H51V133H50ZM49 135V136H50ZM54 135V136H55ZM59 135V136H58ZM67 135H68V137H67ZM96 135V136H95ZM129 135V136H128ZM204 135H211V137H207L206 139H204ZM31 136V137H30ZM78 136V137H77ZM82 137V140H84V138H85V141H82L81 140V142H83L82 144H81V142L79 141V138H81ZM84 136V137H83ZM86 136V137H85ZM88 136V137H87ZM114 136H116V137H114ZM120 138H119V137ZM133 136H135V138H134V140H137L136 141V143L135 142H133L132 141V137ZM136 136H138V137H136ZM141 136V137H142ZM150 136H152V137H154L153 139H152V137H150L151 139H149V140H147V141H149L148 142V144L150 145H152V146H148V147H150L149 149L153 152V150L155 151L154 152V154H152L151 153V151L148 149L147 150V145L148 144H146V145H144L147 141L144 139V138H146V139H148ZM240 136V135H239ZM240 136V139L242 138ZM10 137V138H9ZM22 137H25L26 138V140H24L25 138H22ZM33 137V138H32ZM52 138H53V136H51ZM63 137H64V139H63ZM66 137L67 138H69L70 140H69V142L71 141V139L73 138V140L71 141L72 143H73V141L75 140V144H76V146H78L79 144H77V142H79L81 145H79V147H76V146H74V143L72 144L71 143V145L70 144H68L67 143V141H65V139H66ZM70 137H72V138H70ZM76 137V138H75ZM96 137V138H95ZM123 137V138H122ZM127 137V138H126ZM131 137V138H130ZM148 137V138H147ZM158 137V138H157ZM206 137V136H205ZM212 137H215V139L214 138H212ZM28 138V139H27ZM32 140H31V139ZM35 138V139H34ZM37 138H39L40 139V142H38L39 141V139H38V141H36L37 140ZM77 138H78V141H77ZM93 139V140H91V139ZM101 138V139H102ZM103 138V140H105ZM131 139V140H129V139ZM176 138V140H178L177 142L179 143L178 144V146L176 147V140H172V139H175ZM217 138V139H216ZM21 139H23V140H21ZM46 139L48 140V141H50L51 140V142H48V141H46ZM50 139V140H49ZM126 139V140H125ZM140 139V142H142V148L139 146V140ZM187 139H189L190 141H192V142H190L189 140L187 141ZM201 139V140H200ZM206 141V143H205V141ZM213 139H214V141H213ZM20 140V141H19ZM31 140V141H30ZM68 140V139H67ZM144 140H145V142H144ZM212 140V141H211ZM226 140V141H225ZM12 141V142H11ZM17 141H18V143H17ZM29 141V142H28ZM87 141V142H86ZM91 141V142H90ZM130 141L131 142H133V143H130ZM150 141H152V143H150ZM155 141H157L156 142V145L154 146V144H155ZM181 141V140H180ZM198 141H196L197 143H198ZM216 141V142H215ZM16 144H15V143ZM23 142H25L24 144H23ZM35 143V145L34 146H36V144H37V146H38V150H37V152H36V150L35 149H37L36 147H34L33 146V144ZM37 142V143H36ZM43 142H42V144H43ZM63 142H65V143H67V144H65V143H63ZM85 142H86V144H85ZM100 142H102L101 144L103 145H101L100 144ZM119 142V143H118ZM127 142V143H126ZM174 142V143H173ZM188 142H190L191 144L190 145H192L193 146V143L195 144V145H197V146H193V147H191V150L194 148V147H196L195 149H193V150H195V151H190L189 150V148H190V145H189V143ZM203 142V143H202ZM207 142H209V143H207ZM213 142V143H212ZM215 142V143H214ZM38 143H40V144H38ZM88 143L90 144V145H88ZM93 143V144H92ZM94 143H95V146H96V144H97V146H98V144L101 146H98L101 150H102V148H104V150L106 149V147H108V149L110 150H106L107 152L105 153L104 152V150H102L103 151V153H105V155L107 154L108 155V157L109 156H112V161H114L115 162V160H116V162L114 163V162H112L113 164H115V165H113L112 164V168H111V166L109 167V165H108V167H109V170H106L107 169V167L106 166H104L103 164L105 163V165H107L108 163H109V161H108V159L110 160V158H106V156L104 155V154H101V153H99L98 152V156L96 155V153L97 152H94L93 153V147H95V146H93L94 145ZM121 143V144H120ZM124 144V146H123V144ZM180 143H182V144H180ZM185 143H188V144H186V146H188L189 145V147L187 148L188 149V151L190 152H188L187 151V149L185 148ZM202 143V145H204V146H202V148H201V144ZM205 143V144H204ZM15 146H14V145ZM32 144V145H31ZM63 144V145H62ZM86 146H85V145ZM91 144H92V146H91ZM120 145V146H117V145ZM132 144V146H130ZM134 144V145H133ZM136 144H138V145H136ZM166 144V145H165ZM173 144V145H172ZM174 144H176V145H174ZM26 145V146H25ZM51 145V144H50ZM51 146L52 148L54 147V146ZM64 145L66 146V147H64ZM82 145H83V147L85 146V147H88L87 149H89V148H91L92 147V151L91 150H88L87 151V149L84 147L83 149H85L84 151L87 153V155H88V153H89V155L90 156H92L93 154H94V156H95V158H94V161L96 160L97 161V159L100 161V162H98L99 163V165L100 166H102V167H100L101 169H99V168H96L95 166H94V164H95V162L93 163V168L95 169V174H96V176H95V174H94V171L92 172V170H91V174H89V170H87L88 168H92V167H90L89 166V164L91 163L90 161H93V160H91L90 159V157L88 156V158L90 159V161H89V159L87 158V155L85 156V152L83 153L84 155V159L82 158V156L81 155H79V156H81L80 157V160H81V158H82V160H84V163L82 164V165H85L83 168L81 167V164L79 163V165H80V167L83 169L82 171H88V175L87 176H89L90 178V180H91V182H90V180L89 179H86L87 177L86 176H84L85 174H87V171L85 172H82L80 169H79V171H77L78 169V167L77 166H79V165H77L76 166V169H75V165L76 164H78V162H81V161H78V158H79V156L77 157V158H75L74 157V153L77 151V149L76 148H80V146H81V148H82ZM127 145V146H126ZM170 145V147H168ZM261 147H260V146ZM24 146V147H23ZM28 146V147H27ZM32 146V147H31ZM89 146H91V147H89ZM125 146H126V148H125ZM135 146V147H134ZM139 146V147H138ZM146 146V147H145ZM154 146V147H153ZM175 148H174V147ZM217 146V147H216ZM13 147V148H12ZM18 147V148H17ZM22 147H23V149H22ZM26 147V148H25ZM35 148V149H33V150H31L30 152H29V148ZM40 147V148H39ZM42 147H43V145H42ZM70 147V148H69ZM74 147H76L75 149H74ZM109 147H111V148H109ZM113 147V148H112ZM115 147V148H114ZM116 147H118V148H116ZM138 147V148H137ZM151 147H153V148H151ZM166 147H168V149L166 148ZM182 147H184L182 150H181V148ZM203 147H205V148H203ZM221 147V148H220ZM95 148H97V147H95ZM132 148H134V149H132ZM170 148V149H169ZM172 148V149H171ZM174 148V149H173ZM177 148V149H176ZM216 148V149H215ZM18 149V150H17ZM19 149H20V151H19ZM59 149V150H58ZM70 149V150H69ZM75 150V152L73 153V155H71L72 154V152L71 151H74ZM116 149H117V151H116ZM119 149V150H118ZM140 149H141V151H143V152H141L140 151ZM153 149V150H152ZM198 149H203V150H201V152L200 151H198ZM218 149L220 150V151H218ZM12 150V151H11ZM23 150H25V151H23ZM98 149H96V151H97ZM114 152H113V151ZM125 150V151H124ZM134 150V151H133ZM145 150H147L148 152H147V154H146V151ZM169 150L170 151V153L169 152H167V151ZM172 150L174 151V153L173 154H176V155H174L173 157H177L178 156V154H179V156H178V158H176V160H179V161H181L182 160V162H178V161H175V160H173V159H175V158H172V157H169V156H171V154H172ZM179 150V152H178V154H177V151ZM185 150V152H186V154H187V152H188V154L186 155V158H184V159H187V158H191V156L193 155V153L195 154V156H193L191 159V162L190 161H188L187 162V160H190V159H187V160H183V159H181V157L183 156V155H181V154H184L185 152H183ZM16 151V152H15ZM23 151V152H22ZM33 151V152H32ZM40 151V152H39ZM62 151H65L64 153H66V154H64V153H62ZM90 151H91V154H90ZM95 151V150H94ZM110 153H109V152ZM116 151V152H115ZM120 151V152H119ZM149 151H150V153H151V155H150V153H149ZM158 151V152H157ZM182 151V152H181ZM198 153H197V152ZM211 151V152H210ZM216 153H214V152ZM222 151H224V149L222 150ZM252 151V152H251ZM259 151V150H258ZM14 152H15V154H14ZM25 152V153H24ZM36 153V155H35V153ZM39 152V153H38ZM48 152H50V151H48ZM70 152H71V154H70ZM112 152V153H111ZM119 152V153H118ZM126 152V153H125ZM130 152V153H129ZM135 152H137V153H135ZM176 152V153H175ZM193 152V153H192ZM210 152V153H209ZM34 153V155H32ZM47 154V156L48 155H50V156H48V157H45V155ZM58 153V154H57ZM59 153H62V154H60L59 155ZM70 155H69V154ZM93 153V154H92ZM155 153H157V155L155 154ZM166 153H168L169 155H167ZM191 153H192V155H191ZM196 153H197V155H196ZM212 153V154H211ZM259 153H261L262 154V156L259 154ZM29 154V155H28ZM31 154V155H30ZM38 154H41V155H43L42 156V159H43V161H41L42 159H40L39 158V156L40 155H38ZM57 154V155H56ZM65 155V157L66 158H68L67 157V154L69 155V158H68V161H70L71 160V162H73V160H74V158H75V161L77 160L78 162H75L74 161V163H75V165L74 164H72V167L71 166H69V168L68 169H72L73 167H74V169H75V172H71L70 173V170H67L70 174L69 175H67L66 174V171L64 172V170H63V167H62V163L61 162H64L65 163V161H61L60 159H62L63 157H64V155ZM110 154V155H109ZM117 154V155H116ZM118 154H120L122 157H120V156H118ZM126 154V155H125ZM134 154H137V155H135L134 156ZM189 154H190V156H189ZM208 154V155H207ZM215 154V155H214ZM242 154H244V156L242 155ZM2 155V156H1ZM20 155L21 156H23L22 158L20 157ZM53 155H55V156H53ZM61 155H63V156H61ZM101 155V156H100ZM103 155L105 156V157H103ZM133 155V156H132ZM141 155H142V157H143V162L145 161V163L147 162L146 160H148L149 162H147V164L148 163H150V159L152 158V157H148L149 159H144V158H147V156H155L156 158L154 159V162H152V163H156V164H158L155 168H154V164H151V165H153L152 167H153V169L152 170H154V171H151V172H153V176H152V173H150V169L152 168L151 167V165L150 164H148V165H146L145 163V165L146 166H148L149 167V169H147L148 167H146V166H144V164H143V162H139V163H141V165L138 163V161L140 160V159H142V157H141ZM144 155V156H143ZM254 155H257L258 156V158H259V160L257 159V157L256 156H254ZM260 155V156H259ZM4 156H5V158H4ZM25 156H27L28 158H25ZM57 156V157H56ZM62 157V158H59V159H57L58 157ZM113 156H115V159L113 160ZM117 156L119 157V160H118V158H117ZM154 156H153V158H154ZM168 156V157H167ZM189 156V157H188ZM205 156V157H204ZM207 156H210V157H207ZM213 156H215L214 158L215 159H213ZM219 156V155H218ZM246 156V157H245ZM252 156H253V159H252ZM1 157H3V161L1 160ZM15 157V158H14ZM51 157H53V158H51ZM55 157V158H54ZM64 157V159L66 160V158ZM70 157H74L73 158V160L72 159H70ZM93 157V156H92ZM91 157V158H92ZM132 157V158H131ZM244 157V158H243ZM247 157H250L251 158V160L250 159H246ZM18 160H17V159ZM20 158H21V160H20ZM103 158H106L105 159V161L106 162H104V160H103ZM117 158V159H116ZM120 158H123V159H121L120 160ZM134 158V159H133ZM183 158V157H182ZM203 158V159H202ZM241 158H243V159H241ZM256 158V159H255ZM16 159V160H15ZM27 159V160H26ZM37 159H39V161L37 160ZM57 159V160H56ZM86 159H88V161L87 162H89V164L87 163V165H88V168L86 169V164H85V161H86ZM93 159V158H92ZM125 159H126V161H125ZM169 159V160H168ZM172 159V160H171ZM181 159V160H180ZM204 159H208L207 161H205ZM209 159H211V160H209ZM237 159V160H236ZM249 162V161H251V162H249V164H248V162H245L246 160ZM264 159V158H263ZM263 159L262 160H260V162L261 163H264V161H263ZM14 160V161H13ZM24 160V161H23ZM60 162H59V161ZM124 161V163L123 162H121V161ZM136 160H137V164H136ZM158 160V161H157ZM243 160H245V161H243ZM49 161V162H48ZM58 161V162H57ZM101 161L102 162H104L103 164L101 163ZM118 161L120 162L119 164H121V165H118ZM128 161H129V163H128ZM131 161V162H130ZM141 161V160H140ZM152 161H153V159H152ZM166 161V162H165ZM171 161V162H170ZM201 163H200V162ZM204 163H206V166L204 165V167H198L199 165L201 166L202 164H204ZM208 161H212V162H208ZM241 161H243V162H241ZM255 161V162H254ZM263 161V162H262ZM7 162H9V164L7 163ZM15 162V163H14ZM23 162V163H22ZM37 162V163H36ZM38 162L40 163L41 162V164L39 165L38 164ZM45 162H46V164H45ZM56 162V163H55ZM67 162V161H66ZM111 162V161H110ZM175 162V163H174ZM176 162H178V165H177V163ZM6 163V164H5ZM12 163H13V165H12ZM48 163H49V165H51V166H53V167H51V166H49L48 165ZM91 163V164H92ZM98 163L96 162V166L98 165ZM188 163H189V165H188ZM191 163V164H190ZM192 163H194V164H192ZM195 163H196V166L197 167H195V166H191V165H195ZM209 163V165H208V167H207V164ZM17 164V165H16ZM54 164H56V165H54ZM71 164V163H70ZM102 164V165H101ZM126 164H127V166H126ZM128 164H134V167L136 168V167H138V166H142V167H140L141 169H143V168H146L148 171H149V174L147 173V175L148 176H151L150 177V179H148V177L146 178V180L145 181H149V182H146L147 183V185H149L148 183H150V182H152L153 184H155L156 183V181H158L157 183H158V185H156V186H158L157 188H154V190L153 189H151L153 186H150L149 185V187H151L150 188V190H153V192H150V190L148 189H145V188H149L147 185H144L143 186V183L144 184H146L145 183V181H144V179L145 178H143L144 177V175H145V173L147 172H145L144 170H146V169H143V171L144 172H141L142 174H144V175H139V173H140V168H136V171H133V174L131 173L132 172V170L133 169H135V168H131L132 170H131V172H130V165H128ZM171 164V165H170ZM180 164V165H179ZM199 164V165H198ZM5 165V166H4ZM9 165V166H8ZM12 165V166H11ZM21 165V166H20ZM31 165V166H30ZM47 165V166H46ZM58 165V166H57ZM59 165H60V167H59ZM99 165L97 166V167H99ZM124 165V166H123ZM131 165V166H132ZM137 165V166H136ZM191 166V167H188V166ZM243 165V164H242ZM7 166V167H6ZM11 166V167H10ZM14 166V167H13ZM16 166H18V167H16ZM23 166V167H22ZM24 166H25V168H24ZM28 166V167H27ZM40 168H39V167ZM41 166H43V167H41ZM44 166H45V168H44ZM55 166V167H54ZM56 166H57V168L58 169H61L60 171H63L62 173L58 170V171H56V172H58V174H56L55 176H56V178H54L55 176H54V174L53 173H55V171L52 173V172H50V170H52L53 171V168H56ZM105 168H104V167ZM113 166H115V167H113ZM144 166V167H143ZM174 166V167H173ZM188 168L187 170H186V167ZM203 166V165H202ZM20 167V168H19ZM48 167V168H47ZM51 167V168H50ZM127 167V168H126ZM133 167V166H132ZM151 167V168H150ZM168 167V168H167ZM195 167V168H194ZM207 168V170H205L206 168ZM211 167V166H210ZM218 167V166H217ZM234 167V166H233ZM232 167V168H233ZM247 167H249L248 168V171L246 172L245 170H247ZM261 167H264V166H261ZM0 168V169H1ZM16 168V169H15ZM22 168H24L23 169V171L22 170H19V169H22ZM44 168V169H43ZM85 168V169H84ZM92 168V169H93ZM102 168H104L103 170H106V171H110L109 173V175L107 174V176H106V174L104 173V175L106 176V177H108V178H106L104 175H100V174H102ZM113 168H114V170H113ZM119 169L121 172H122V174L124 175H121V173H120V171L119 170H116V169ZM122 168V169H121ZM198 170H197V169ZM199 168H201V169H199ZM205 168V169H204ZM212 168L214 169V167L212 166ZM11 169V170H10ZM33 169V170H32ZM38 169L40 170V172L38 171ZM42 169V170H41ZM51 173L49 176L51 177V178H49L48 177V179H47V177L46 176H48L47 175V170ZM73 169V170H74ZM93 169V170H94ZM98 169V170H97ZM111 169V170H110ZM129 169V170H128ZM158 169V170H157ZM170 169V170H169ZM190 169V170H189ZM191 169H192V171H194L195 169L197 170H195L194 172H192L191 171ZM213 169H211V168H209V171L211 170V171H214ZM219 169V168H218ZM14 172H16L18 175H19V177H18V175L17 174H15V173H13V171ZM29 170V171H28ZM45 170V171H44ZM57 170V169H56ZM125 170V171H124ZM138 170H140L139 172H138ZM157 170V172H155ZM160 170V171H159ZM202 170H205V171H203L202 173H204L205 172V174H207V177L205 176V174H201L200 172ZM242 170H244V172L242 171ZM263 170V171H262ZM1 171V170H0ZM18 171H20L19 173H18ZM35 171H36V173H35ZM38 171V172H37ZM79 172V174L77 173V172ZM81 171V172H80ZM114 171H116V172H118L119 174H120V176L122 177L123 176V178L124 177H128V179H124V180H122V178L119 176V174H118V176L120 177V179L118 178V177H115L116 179H114L113 177V179L111 178V176H113L115 173H114ZM185 171V172H184ZM198 171H199V173H200V175H202L203 176V178H202V176H200L199 174H198ZM249 171V172H250ZM30 172V173H29ZM43 173V175H42V177L44 176V174L46 175V176H44V178H45V181H44V179L42 178V177H40L39 175H40V173ZM46 172V173H45ZM134 172H135V174L136 173H138L137 175L139 176H137V175H135L134 174ZM171 172V173H170ZM190 172H191V174H190ZM248 172V174L250 175V173ZM26 173H29V174H26ZM81 173H84L83 174V176H82V174ZM158 174V176H157V174ZM168 173V174H167ZM188 173V174H187ZM196 173H197V175L200 177V179L202 178V180H204V181H200V180H197L196 181V178L197 179H199V177H197L196 176ZM236 173H237V175H236ZM246 173V174H245ZM261 173V174H260ZM36 174V175H35ZM53 174V175H52ZM64 176H63V175ZM72 174V175H71ZM77 174V175H76ZM92 174H94L93 175V177L94 178H96L95 180H96V182L95 183H97L96 185L97 186H95V183H94V180H92V179H94L93 177H91V175ZM158 177H156L155 175ZM172 174V175H171ZM174 174V175H173ZM190 174V175H189ZM195 174V175H194ZM222 174V175H221ZM227 173H226V171H225V174L224 175H226ZM238 174H240V175H238ZM261 175V177H260V175ZM24 177H23V176ZM67 177H66V176ZM133 175V176H132ZM134 175H135V178H134ZM168 175V176H167ZM181 175V176H180ZM189 175V176H188ZM215 175H217V176H215ZM255 175H257V176H255ZM53 176V177H52ZM58 176H59V178H58ZM61 176V177H60ZM73 176H75V177H73ZM106 178H104V177ZM115 176V175H114ZM117 176V175H116ZM136 176L139 178V180L137 179V181H140L141 179L140 178H143L142 179V183H141V181L138 183L136 180L134 181V180H131L130 182H128V181H126V180H130V179H136ZM140 176H143V177H140ZM146 176V175H145ZM155 176V177H154ZM171 176V177H170ZM193 176V177H192ZM196 178H195V177ZM232 176V177H233ZM236 176H238V177H236ZM41 179H40V178ZM69 177H71L74 181H72V180H70L69 179ZM77 177V178H76ZM83 177V178H82ZM84 177H86L85 179H84ZM99 177H101L100 179H97V178H99ZM131 177V178H130ZM153 177V178H152ZM171 178L172 179V177L175 179L176 178V180H174V179H172V181L173 182H175L176 184H174L172 181H171V179L169 180V178ZM180 177V178H179ZM209 177V178H208ZM218 179H217V178ZM255 179H254V178ZM36 178V177H35ZM53 178V179H52ZM62 178V179H61ZM76 178V179H75ZM102 178H103V180L104 181H102ZM111 178V179H110ZM151 178L153 179V180H151ZM167 178V179H166ZM178 178V179H177ZM192 178H195L194 180H195V182H196V185H197V182H199V183H203V186H201L202 185V183L201 184H199L198 183V187L195 185V184H193L192 185V183L191 182H193L194 183V180L192 179ZM226 178V179H225ZM230 178V179H229ZM236 178H237V181H236ZM260 178V179H259ZM34 179V178H33ZM64 179H65V181H64ZM68 179V181L69 182H67L66 180ZM108 179V180H107ZM148 179V180H147ZM154 179H156V181H154ZM205 179H207V180H205ZM209 179V180H208ZM228 179H229V181L231 182H229L228 181ZM235 180V184L234 183H232V180ZM262 179V180H261ZM36 180V179H35ZM41 180V181H40ZM47 180V181H46ZM50 180H52V182H54L53 184H52V182H50ZM54 180V181H53ZM61 180H62V183H61ZM82 182H81V181ZM85 180V181H84ZM109 180H111V181H109ZM114 180H116V182L114 181ZM151 180V181H150ZM169 180V181H168ZM182 180V181H181ZM192 180V181H191ZM212 180V181H211ZM216 180H217V182H218V184L217 185H215V182H216ZM256 180L257 181H259V182H256ZM260 180H261V182H260ZM57 181H59V182H57ZM75 181H78V185L75 183ZM79 181H80V183H79ZM84 181V182H83ZM92 181H93V185L91 184L92 183ZM112 181H114V183L112 182ZM120 181H124V183H126V182H128L129 184H130V186H131V188L129 187V185H128V183H126L127 185H123V184H121V182ZM170 181H171V183H170ZM37 182H41V186L42 185H44V186H40ZM43 182V183H42ZM55 182H56V184H55ZM65 182H66V184H65ZM72 182H74L76 185H74ZM99 182H100V185H99ZM101 182H103V184L101 183ZM112 183V184H110V183ZM120 182V184H121V186L123 187V186H125V188H122V189H124L123 190V192H122V189L120 188H117L116 186H118V183ZM133 182H134V184L135 183H138V187H137V184H136V188L137 189H135V188H133L132 187V184H133ZM183 183L184 182V184H182L183 185V187L181 186V183ZM187 182L189 183L188 185H187ZM210 182V183H209ZM214 182V183H213ZM223 182V183H222ZM72 184V185H69L68 186V184ZM85 183V184H84ZM105 183L107 184V185H109L108 187H106L107 188V191L106 190H104L103 188H105L104 186H106L105 185ZM156 183V184H157ZM212 183V184H211ZM255 183V184H254ZM259 183V184H258ZM47 186H46V185ZM52 184V185H51ZM58 184V185H57ZM79 184H81V186L79 185ZM114 184H116V185H114ZM119 184V185H120ZM133 184V186L135 187V185ZM141 184V185H140ZM168 184V185H167ZM172 184V185H171ZM177 184H178V186H177ZM186 184V185H185ZM204 184H206V185H204ZM210 184V185H209ZM222 186H221V185ZM234 185V187H232L233 185ZM252 184H254L253 185V187H252ZM39 185V186H38ZM51 186V187H49V186ZM61 185V186H60ZM103 185V186H102ZM112 185H114L115 186V188L117 189V190H114V191H112V190H110V187L112 186ZM174 185V186H173ZM187 186L188 188L186 189L185 188V186ZM195 185V186H194ZM199 185H200V188L202 187V188H204V190L202 189H199ZM208 185L210 186L209 188H208ZM211 185H215L214 187L212 186L211 187ZM237 185V186H236ZM32 186H33V188H32ZM58 186V187H57ZM60 186V187H59ZM64 186H66V188L64 187ZM85 186V187H84ZM89 186V187H88ZM92 186H95L96 188H93ZM114 186H112L113 187V189H115L114 188ZM127 186V187H126ZM143 186V189H141L140 187H142ZM155 186V187H156ZM171 186V187H170ZM217 186V187H216ZM224 186V187H223ZM227 186V187H226ZM258 186V188H256V187ZM261 186V187H260ZM29 187V188H28ZM40 187V188H39ZM48 189H47V188ZM52 187H53V189H54V187H55V189L52 191ZM57 187V188H56ZM68 187V188H67ZM74 187V188H73ZM95 190V189H97L98 188V191H96V192H98V193H95V191L93 192V191H91L92 190V188ZM169 187V188H168ZM173 187V188H172ZM181 187V188H180ZM189 187H190V190H189V192L187 191L188 189H189ZM194 187H196V188H194ZM215 187H216V189H215ZM230 187H231V189H230ZM237 187H239V188H237ZM43 188H44V190H43ZM79 188V189H78ZM82 188L84 189V190H82ZM101 188V189H100ZM126 188H128V190L126 189ZM222 188H224V189H221ZM35 189V190H34ZM42 189V190H41ZM56 189H58V190H56ZM64 189V190H63ZM72 189H74V190H72ZM109 189V190H108ZM112 189V188H111ZM139 189V190H138ZM169 189V190H168ZM178 189H179V192H178ZM195 189V190H194ZM196 189H197V192H196ZM198 189H199V191H198ZM207 189V190H206ZM208 189H210V190H208ZM230 189V190H229ZM232 189H235V190H232ZM254 189H255V191H254ZM261 189V190H260ZM40 190V191H39ZM46 190V192H42V191H45ZM52 192H51V191ZM63 190V192H61ZM69 190H71V192H69ZM77 190V191H76ZM80 190V192H78ZM86 190V191H85ZM91 191V193L93 192V193H95L94 195L93 194H91V193H89V192H87V191ZM101 190H102V192L103 193H106V192H108V193H106V194H104L105 195V197H104V195L102 194V193H100L101 192ZM136 190H138V191H136ZM141 190V191H140ZM143 190V191H142ZM146 190L147 191H149V192H146ZM177 190V191H176ZM194 190V191H193ZM218 190V192H216ZM245 190V191H244ZM258 190V191H257ZM58 191V192H57ZM60 191V192H59ZM74 191V192H73ZM127 191H128V193H127ZM132 191V192H131ZM211 191V192H210ZM231 191V192H230ZM241 191H243V192H241ZM251 191V192H250ZM257 191V192H256ZM51 192V193H50ZM77 192V193H76ZM113 192V193H112ZM134 192H136V193H134ZM173 194H172V193ZM202 192H204V195H202L203 193ZM225 192V194H223ZM227 192H229L228 193V195H226V193ZM233 192V193H232ZM238 192H240V193H238ZM244 192H245V194H244ZM253 192V193H252ZM43 193V194H42ZM49 193V194H48ZM54 195H53V194ZM58 193V194H57ZM66 193V194H65ZM70 193V194H69ZM85 193V194H84ZM89 193V194H88ZM124 193V194H123ZM132 193H133V195H132ZM141 195H140V194ZM154 193V194H153ZM176 193V194H175ZM183 193V194H182ZM189 193V194H188ZM212 193V194H211ZM214 193V194H213ZM218 193V194H217ZM232 193V194H231ZM57 194V195H56ZM76 194V195H75ZM100 194V195H99ZM102 194V195H101ZM110 194V195H109ZM149 194V195H148ZM180 194V195H179ZM199 194V195H198ZM252 194V195H251ZM28 195V196H27ZM42 195V196H41ZM45 195V196H44ZM70 195V196H69ZM72 195H74V196H72ZM82 195H84V196H82ZM88 195V196H87ZM108 195V196H107ZM115 195V196H114ZM137 195V196H136ZM143 195V196H142ZM179 197H178V196ZM197 195V196H196ZM202 195V196H201ZM211 195V196H210ZM66 196V197H65ZM95 196V197H94ZM96 196L97 197H99V198H96ZM102 196H103V198H102ZM131 196V197H130ZM151 196V197H150ZM176 196V197H175ZM180 196H182L181 198H180ZM216 196V197H215ZM254 196V197H253ZM39 197V198H38ZM47 197V198H46ZM134 197V198H133ZM140 197V198H139ZM144 197H146L147 198V200H146V198H144ZM210 197V198H209ZM248 197V198H247ZM6 198V199H5ZM22 198V199H21ZM78 198V199H77ZM91 198V199H90ZM185 198V199H184ZM187 198V199H186ZM213 198V199H212ZM216 200H215V199ZM241 198V199H240ZM15 199V200H14ZM31 199V200H30ZM47 199V200H46ZM66 201H65V200ZM114 199V200H113ZM116 199V200H115ZM119 199V200H118ZM153 199V200H152ZM157 201H156V200ZM238 199V200H237ZM12 200H13V202H12ZM18 202H17V201ZM21 200H22V202H21ZM86 200V201H85ZM118 200V201H117ZM124 200V201H123ZM142 200H144V201H142ZM175 200H177L176 202H175ZM182 200V201H181ZM188 200V201H187ZM190 200V201H189ZM201 200V201H200ZM207 200V201H206ZM209 200V201H208ZM15 201V202H14ZM25 201V202H24ZM33 201V202H32ZM91 201V202H90ZM152 201V202H151ZM154 201V202H153ZM178 201H179V205H178ZM27 202V203H26ZM123 202V203H122ZM127 202H128V204H127ZM143 202H145V203H143ZM204 202V203H203ZM208 202V203H207ZM250 202V203H249ZM2 203V204H1ZM17 203V204H16ZM23 203V204H22ZM93 203V204H92ZM131 203H132V205H131ZM134 203V204H133ZM174 203V204H173ZM211 203V204H210ZM218 203V204H217ZM222 203V204H221ZM225 203V204H224ZM237 203V204H236ZM55 204V205H54ZM82 204V205H81ZM111 204V205H110ZM121 204V205H120ZM137 204V205H136ZM144 204V205H143ZM155 204V205H154ZM183 204V205H182ZM239 204V205H238ZM25 205V206H24ZM58 205V206H57ZM92 205H93V207H92ZM109 205V206H108ZM119 205V206H118ZM131 205V206H130ZM148 205V206H147ZM177 205V206H176ZM186 205V206H185ZM168 206V207H167ZM173 206V207H172ZM193 206V207H192ZM257 206V207H256ZM19 207V208H18ZM35 207V208H34ZM143 207H144V209H143ZM146 207H147V209H146ZM150 207V208H149ZM189 207V208H188ZM196 207V208H195ZM216 207V208H215ZM236 207V208H235ZM241 207V208H240ZM90 208V209H89ZM122 208V209H121ZM125 208H126V210H125ZM154 208V209H153ZM173 208V209H172ZM180 210H179V209ZM31 209V210H30ZM39 209V210H38ZM60 209V210H59ZM62 209V210H61ZM97 209V210H96ZM168 209V210H167ZM172 209V210H171ZM177 209V210H176ZM227 209V210H226ZM70 210V211H69ZM217 210V211H216ZM223 210H225V211H223ZM241 210V211H240ZM253 212H252V211ZM262 210V211H261ZM107 211V212H106ZM140 211V212H139ZM142 211L144 212V213H142ZM152 211V212H151ZM210 211V212H209ZM121 212V213H120ZM171 212V213H170ZM174 212V213H173ZM221 212V213H220ZM41 213V214H40ZM48 213V214H47ZM105 213V214H104ZM117 213V214H116ZM140 213V214H139ZM173 213V214H172ZM190 213V214H189ZM232 213H233V215H232ZM257 213V214H256ZM261 213V214H260ZM2 214V215H1ZM110 214V215H109ZM120 216H119V215ZM126 214V215H125ZM173 216H172V215ZM225 214V215H224ZM235 214V215H234ZM22 215V216H21ZM31 215V216H30ZM141 215V216H140ZM231 215V216H230ZM12 216V217H11ZM53 216V217H52ZM74 216V217H73ZM127 216V217H126ZM191 216H193V217H191ZM196 216V217H195ZM258 216V217H257ZM262 216V217H261ZM81 217V218H80ZM124 217H126V218H124ZM133 217V218H132ZM225 217V218H224ZM249 217V218H248ZM24 218V219H23ZM37 218V219H36ZM128 218V219H127ZM170 218H172V220L170 219ZM196 218V219H195ZM247 218V219H246ZM251 218H252V220H251ZM56 219V220H55ZM103 219V220H102ZM192 219V220H191ZM10 220V221H9ZM36 220V221H35ZM175 220V221H174ZM184 220V221H183ZM199 220V221H198ZM245 220V221H244ZM248 220V221H247ZM261 220V221H260ZM9 221V222H8ZM57 221V222H56ZM247 221V222H246ZM91 222V223H90ZM111 222V223H110ZM187 222H189V223H187ZM215 222V223H214ZM218 222V223H217ZM223 222V223H222ZM243 222V223H242ZM246 222V223H245ZM4 223V224H3ZM207 223V224H206ZM65 224V225H64ZM256 224V225H255ZM262 224V225H261ZM110 225H112V226H110ZM169 225H171V226H169ZM181 225V226H180ZM210 225V226H209ZM21 226V227H20ZM7 227V228H6ZM174 227V228H173ZM111 228V229H110ZM171 228V229H170ZM184 228V229H183ZM100 229V230H99ZM109 229V230H108ZM174 229V230H173ZM176 229V230H175ZM191 229V230H190ZM262 229V230H261ZM13 230V231H12ZM23 230H25V231H23ZM59 230H60V232H59ZM73 230V231H72ZM172 230V231H171ZM178 230V231H177ZM86 231V232H85ZM107 233H105V232ZM154 231V232H153ZM170 231V232H169ZM226 233H225V232ZM73 232V233H72ZM83 232V233H82ZM85 232V233H84ZM87 232L90 234H87ZM94 232V233H93ZM111 232V233H110ZM127 232V233H126ZM143 232V233H142ZM180 232V233H179ZM186 232V233H185ZM210 232H211V234H210ZM219 232V233H218ZM82 233V234H81ZM157 233H158V235H157ZM201 233V234H200ZM205 233H206V235L208 236L207 238L206 237H204V236H206L205 235ZM208 233V234H207ZM217 235H216V234ZM262 233V234H261ZM86 234V235H85ZM129 234V235H128ZM155 234V235H154ZM171 234V235H170ZM187 234V235H186ZM212 234H213V238H212ZM221 234V235H220ZM20 235V236H19ZM131 235V236H130ZM192 235V236H191ZM210 235H211V237H210ZM46 236V237H45ZM85 236V237H84ZM107 236V237H106ZM109 236V237H108ZM112 236V237H111ZM128 236V237H127ZM151 236V237H150ZM155 236V237H154ZM172 236V237H171ZM197 236H198V238H197ZM218 236V237H217ZM100 237V238H99ZM127 237V238H126ZM131 237V238H130ZM137 237V238H136ZM168 237V238H167ZM170 237V238H169ZM185 237V238H184ZM129 238V239H128ZM173 238V239H172ZM180 238V239H179ZM182 238V239H181ZM189 240H188V239ZM217 238V239H216ZM258 238H259V240H258ZM262 238V239H261ZM114 239V240H113ZM140 239V240H139ZM170 239V240H169ZM179 239V240H178ZM198 239V240H197ZM212 239V240H211ZM173 240V241H172ZM193 240V241H192ZM209 240V241H208ZM112 241V242H111ZM122 241V242H121ZM124 241V242H123ZM158 243H157V242ZM182 241V242H181ZM257 241V242H256ZM105 244H104V243ZM107 242V243H106ZM139 242V243H138ZM160 242V243H159ZM151 243V244H150ZM156 243V244H155ZM174 243V244H173ZM26 244V245H25ZM86 244V245H85ZM103 244V245H102ZM112 244V245H111ZM238 244V245H237ZM22 245V246H21ZM37 245L39 246V249H38V247H37ZM77 245V246H76ZM99 245V246H98ZM121 245V246H120ZM169 245V246H168ZM174 245V246H173ZM12 246V247H11ZM144 246V247H143ZM171 246V247H170ZM49 247H50V249H52V250H50V252L48 251L49 250ZM56 247V248H55ZM135 247V248H134ZM145 247H147V248H145ZM184 247V248H183ZM98 248V249H97ZM141 248V249H140ZM155 248V249H154ZM30 249V250H29ZM48 249V250H47ZM107 249H109V250H107ZM131 249V250H130ZM178 249V250H177ZM189 249V250H188ZM35 250H37V251H35ZM38 250H39V252H38ZM101 250L103 251V252H101ZM126 250V251H125ZM144 252H143V251ZM228 250V251H227ZM231 250V251H230ZM92 251V252H91ZM107 253H106V252ZM2 252V253H1ZM46 252H47V254H46ZM104 252H105V254H104ZM142 252V253H141ZM185 252H186V254L187 255H185ZM21 253V254H20ZM96 253V254H95ZM203 253V254H202ZM102 254V255H101ZM105 256H104V255ZM121 254V255H120ZM123 254V255H122ZM96 256V258H98V259H96L95 258V256ZM101 255V257H99V256ZM111 255V256H110ZM126 255V256H125ZM170 255V256H169ZM214 255V256H213ZM102 256H104V258H102ZM128 256V257H127ZM144 256V257H143ZM204 256V257H203ZM229 256V257H228ZM9 258V259H8ZM101 258V259H100ZM107 258V259H106ZM172 258V259H171ZM211 258V259H210ZM20 259V260H19ZM94 259H96V260H94ZM185 259V260H184ZM191 259V260H190ZM22 260V261H21ZM157 260V261H156ZM160 260V261H159ZM209 260V261H208ZM221 260V261H220ZM7 261V262H6ZM95 261H96V263H95ZM98 261V262H97ZM100 261H102V262H100ZM161 261H162V263H161ZM170 261V262H169ZM215 261H217V262H215ZM260 263H259V262ZM85 262V263H84ZM150 262V263H149ZM176 262V263H175ZM188 262V263H187Z\"/></svg>",
    "mask_w": 264,
    "mask_h": 264
},
{
    "label": "bare ground",
    "instance_id": "bare-ground-1",
    "mask_svg": "<svg viewBox=\"0 0 264 264\" xmlns=\"http://www.w3.org/2000/svg\"><path fill=\"white\" fill-rule=\"evenodd\" d=\"M64 1H66V2H64ZM64 1H62V3H63V4L66 3V5H67V4L69 5L71 2H72V4H73L74 2H77L79 8H76V10H75V11L73 10V12H72L71 10L69 11L70 6H69V7H67L66 5L63 6L62 3H61V1L58 2V4L61 3L62 7H61V6L58 7L60 4H59V5H56L57 3L53 4V5H56L57 7H55V6L53 7V5H52V6L50 5V4H52L53 0H51V2H50V1H47V0H24V1H23V0H0V96H1V98H2L3 96H11V95H9V94H12V93L15 94V92H12V91H11V90L14 88L13 85H14V84L17 85V83L20 82V80H21L20 77H21L23 80L27 79L25 76H26V75L28 76V72L30 73V70H31L32 73H35V74L39 73V74H41V72L44 70V68H43V70H41L42 68H41V69H40L39 67L36 68V66H38V65L40 64V61H41V60L44 62L45 59H44L43 56H45V58H46V55H47V54H45V52H48V54H49V53H54V54L57 53L56 55H58V56L55 55V56H56L55 60H56V62H57V58H58V60H59V56H61V54H63L64 52L67 51V50H64V52L62 53V50H63V49H66V48L68 49L67 46H65L64 48L62 47L61 49L59 48V51L61 50V52H60L61 54L59 55V54H58V53H59L58 49L56 50V47H54V45H53V43H54V40H53L54 37L52 38L53 34H54V36L57 38V36H58L59 34H61L64 30L67 31V29L70 28V27L67 26V29H64V30H63L64 27L66 28L65 24L68 25V24L66 23L67 20H66V21L64 20L65 18H66V19L68 18V20L70 19V23H72V22H71L72 20H73V23H76V21H77V22L79 21L78 23H80V22H81L80 19H82L83 21H85V20H87L88 18H90V17H88L87 19L85 18V17H86V16H85V15H86L85 13H88V12H86V11L89 9V7H90V9H91V10L89 9L90 12H93L95 9H93V7H91V6H94V5H95L94 8H97V6L101 3V2L99 3L98 1H102L101 5H104V4H103V2H104L103 0H96V1H97V5H96V1H95V0H64ZM109 1H111V0H109ZM109 1L106 0V3H108ZM116 1H117V0H116ZM118 1H119V0H118ZM141 1H142L143 3L140 2V0H138V1H136V0H127V1L124 3L125 8L122 7L121 4H120L121 6L117 5V6H116L117 8H115V7H114V8H110V6H109L111 12L109 11V8H108V10H106V11H109V13H111L110 15H112V14H114V15L116 14V15H117V13H118V15H117L118 19H117V18H116V19L119 21V23H117V22H116V23L120 25V26L118 25L119 27H115V29H114L113 27L116 26V25H114V23H111V24H110V25L112 26V31H113V30L115 31V32H113V33H117V31H119L120 29L122 30V29H123L122 25H123L124 23H126L127 21H128V23L131 22V21H129L130 19L133 20V21H132L133 23H134V21H135V24H136L137 22H141L140 20H141L145 15L148 14V15H147L148 17L145 16V17L143 18L144 21L146 22L147 19L145 20V18H148V20H149V19L153 16V14L156 15V16H160V15H162V13L165 12L166 10L168 11L169 8H170V11H172V10H171V7H173V8L175 7V8L177 9V7L180 8V6H181L183 9L185 8V10H183V11L186 12V10L189 8L188 6H190L191 4H193V3H190L192 0H190V1H189V0H149V1H148V0H145V1H144V0H141ZM188 1H189V5L187 6ZM205 1H206V0H203V3H202V4H205L204 6L207 5L206 2H207L208 0H207L206 2H205ZM212 1L214 2V0H211V1H209V2H212ZM215 1H216V0H215ZM220 1L222 2V0H220ZM220 1H219V2H220ZM226 1H227V0H225L223 3H225ZM229 1H231V0H228V2H229ZM232 1H233V0H232ZM45 2H46V3L49 2V3L46 4ZM54 2H55V0H54ZM56 2H57V1H56ZM122 2H123V1H122ZM200 2H201V1H200ZM209 2H208V3H209ZM221 2H220V4L222 5ZM236 2H238V1H236ZM247 2H249V1H247ZM250 2H251V4L249 5V4L247 3V4L249 5L248 7L244 5V7H247V8L243 9V7H242L243 10L241 9V11H238V9H239L241 6H240V7L238 6L239 8L236 6L237 4L239 5V3H235L234 5L232 4L233 6L230 4V3H232V2L229 3L230 6H232L233 9L235 8V6L238 8V9H234V10H236V11H235L236 13H237V11L240 12V13H239L237 16H236V15H235V16L233 15L234 18H233L232 20H231L232 15H230L231 13H230V14L228 13V15H227V16H228L227 19H228L229 17H230V18H229L227 21L231 20V23H228V25H227L226 28H224L225 26H224V27L221 26V27L224 28V29L221 30V28H220L219 34H217L218 32L216 31V29H219V28H216V27L214 26L213 29H214V28H216V29H215L213 32H215V34H217V36H216L215 34H212V32H210V35H206V36L210 37L211 34H212V36L214 35L215 37H214V36H213V37L216 38V40H217V41H216V40L214 41V40L212 39V37H211V39H212L214 42H216L215 45H213L214 42H213V41L210 42V41H209L210 38L208 39L207 44L210 42L211 45H212V51H211V52H209V50L211 49L210 45L208 44V45H209V46H208V45L204 42V46H205V44H206V46L209 47V48H207V47L205 46V51H207V50L209 49V50H208V53L206 52L207 55H205V51H204V47H203V51H204V52H203L202 54H204L205 56H203V55L200 54V56L198 57L199 54H197L196 51H195L196 49H194V48L192 47V46H193L192 44H194V43H195V44L198 43V42H196V41H194V43H192V40H194V38H192V36H196V34L199 35L198 32L202 33L201 31L203 30V32H204V30L207 28V26H206L205 29H202V27H203V26H202V27L199 28V30L202 29L201 31H196L197 29H196V27H195L194 30L196 31V34L194 35V32H195V31L192 32V35H190L191 38L187 39V38L190 37V36H186L185 39L183 38L184 40H186V43H188V44L190 43V44H191V47L194 49L195 53L193 52V49H192L191 52H189L190 49H189L188 44L185 45V46H186V49L188 48V49H187L188 51L186 50V51H187V52H186V51L184 50L185 47H182V46H184V45L181 46V45H180V44H181L180 42H179L180 44H179V43H175V44H177V45H174V44H172L171 42H169V43H170L169 46H168L169 49H170L171 44H172V46L174 45L173 48H172V50L169 52V54L165 55L166 53H165V54H162L163 52H162V53H161V52L159 53L160 50L157 49V48L159 47V46H158V47H156V50H157V52H158L159 54H154V56H153L152 54L149 53L150 50L147 49V52H148V54H147V52H146L147 56H148L150 59H152V58L154 59V58H155L154 60H156V59H157V61L159 60V61H160V64H161L162 66H164V67L170 69V68H173L174 66H176L177 68H179L180 65H179V67H178L177 64H178L180 61H182V58H183V57L186 58V56H183V55L187 54L188 52H189V53H192V52H193V54H196V55H197L198 58L195 56V58H196L197 60L193 61V63L191 62L192 60H191V61L188 60V61H190L189 63H192V64L197 68V69H196L197 73H200V74H201V75H199V76H202V75H204V76H205V75H208V76H209V74H210V76H211V75H213V74L216 75V73H219L218 76H219L220 74H224V76H225L226 73L228 74V73H230L231 71H232V73H234L235 75H238V74H236L237 71H239V72L241 71L240 74H239V75H241V73L244 74V73L242 72V70L245 72V74H249V72H250V74H252L251 72H255V71H256V69L254 68V64H255L256 60H257L258 58H261L262 55H264V54H263V53H264V0H251ZM44 3H45L46 5H45ZM77 3H76V5H77ZM98 3H99V4H98ZM106 3H105V4H106ZM111 3L114 4V2H111ZM115 3H116V2H115ZM119 3H120V2H119ZM216 3H217V2H216ZM216 3H215V5H217ZM226 3H227V2H226ZM48 4H49V5H48ZM74 4H75V3H74ZM109 4H110V3H109ZM113 4H112V7L114 6ZM116 4H117V3H116ZM185 4H186V6H187V9H186V7H184ZM202 4H201V5H202ZM212 4H214V3H212ZM218 4H219V3H218ZM229 4L227 3L228 6H229ZM70 5H71V4H70ZM101 5H100V7H101ZM124 5H123V6H124ZM195 5H196V4H195ZM210 5H211V4H210ZM227 5H225L226 7H222V6H224V4H223L222 6L217 5V6H220V8L217 7V8H219V10L217 9V11H220V14L223 12L221 16H223L224 11L227 10V7H228ZM240 5H241V4H240ZM73 6H75V5H73ZM73 6H72L71 8H73ZM118 6H119V7H122V9H124V10H123V13H122V11L120 12V8H119ZM242 6H243V4H242ZM104 7H105V6H104ZM104 7H103V8H104ZM106 7H107V6H106ZM106 7H105V8H106ZM199 7H200V5H199ZM207 7H208V6H207ZM207 7H206V8H207ZM215 7H216V6H215ZM221 7H222V8H221ZM74 8H75V7H74ZM74 8H73V9H74ZM101 8H102V7H101ZM103 8H102V10H103ZM105 8H104V9H105ZM175 8L173 9V11L175 10ZM182 8H180V9H182ZM201 8H202V6H201ZM209 8H210V7H209ZM223 8H226V9L223 10ZM92 9H93V11H92ZM98 9H99V8H98ZM190 9L192 10L193 7H190ZM194 9H197V12L199 13L198 8H194ZM194 9H193V10H194ZM204 9H205V7H204ZM210 9H212V7H211ZM214 9H215V8H214ZM220 9H221V10H220ZM99 10H100V9H99ZM102 10H101V11H102ZM193 10H192V13H195L196 10H195L194 12H193ZM207 10H208V9H207ZM212 10H213V9H212ZM222 10H223V11H222ZM228 10H229V12H234V10H232V9L230 10V9L228 8ZM96 11H97V10H96ZM96 11H95V12H96ZM170 11H168V13H170ZM178 11H179V10H178ZM213 11H214V10H213ZM215 11H216V10H215ZM215 11H214V13L212 12V14L210 13V16H209V15H208V14H209V13H208L209 10H208V12L205 13L204 15L207 14V15L210 17V18H209V17H208V18H209V19H212L211 16H212V17H213V16L215 17V15H216V14H215ZM221 11H222V12H221ZM90 12H89L87 15H91ZM95 12H94V13H95ZM180 12H181V10H180ZM200 12H202V11H200ZM204 12H205V11H204ZM225 12H226V11H225ZM106 13H107V12H106ZM149 13H150V14L153 13V14H151V16H150ZM172 13H173V12H172ZM174 13H176V11H174ZM181 13H183V12H181ZM187 13L190 14L191 11H190V10H187L186 15H187ZM192 13H191L190 16H191V17H194V15H193ZM198 13H195V14H196V15H195L196 17H197V14H198ZM216 13H217V12H216ZM92 14H93V13H92ZM99 14H101V12H99ZM99 14H98V16H99ZM103 14H104V13L101 14V16H100L101 18H102V17L104 18V15H105V14H104V15H103ZM166 14H167V13H166ZM184 14H185V13H184ZM218 14H219V13H218ZM96 15H97V13H96ZM102 15H103V16H102ZM106 15H107V14H106ZM110 15H109V16H110ZM171 15H172V14H171ZM171 15L169 14V17H168V15L166 16V17L168 18V19H167V22H170V21H171L172 23H173V22L176 23L175 21H176V19L179 17V16H178V13H176V15H177L178 17H175V14H173L174 16H171ZM180 15H181V14H180ZM186 15H185V17H188V16H186ZM192 15H193V16H192ZM199 15H200V14H199ZM199 15H198V16H199ZM84 16H85V17H84ZM94 16H95V15H94ZM107 16H108V15H107ZM149 16H150V18H149ZM164 16H165V15H164ZM181 16H182V15H181ZM190 16L187 18V20H189V22H190V19H191V20L193 19V18H190ZM221 16H219L218 18H220ZM115 17H116V16H115ZM166 17H164V18H166ZM214 17H213V18H214ZM225 17H226V16L224 15V18H223V17H222V18L225 19ZM92 18L95 20L96 16L93 17V15H91V19H92ZM97 18H99V17H97ZM154 18H155V17H154ZM157 18H158V17H157ZM157 18H155V20H156ZM159 18H160V17H159ZM189 18H190V19H189ZM197 18H198V17H197ZM197 18H196V20H198ZM201 18H202V16H201ZM208 18H207V20H208ZM218 18H217V19H218ZM222 18H220V21H221ZM62 19H63L65 22L62 21ZM84 19H85V20H84ZM91 19H89L90 22L94 21L93 19H92V21H91ZM105 19H106V18H105ZM108 19H109V18H108ZM114 19H115V18H114ZM143 19H142V21H143ZM160 19H161V18H160ZM217 19H216V20H217ZM223 19H222V20H223ZM96 20H97V19H96ZM96 20H95V21H96ZM99 20H101V19H99ZM102 20H104V19H102ZM111 20H112V19H111ZM164 20H165V21H162V20H161L162 23H163V22H166V19H164ZM168 20H169V21H168ZM181 20H182V19H181ZM183 20H184V18H183ZM194 20H195V18H194ZM214 20H215V18H214ZM214 20H213V21H214ZM225 20H226V19H225ZM225 20H223V21H225ZM74 21H75V22H74ZM87 21H88V20H87ZM87 21H85L84 23L87 24ZM105 21H106V20H105ZM136 21H137V22H136ZM185 21H186V19H185ZM198 21H199V20H198ZM200 21H201V19H200ZM200 21L198 22V24L202 23V22H200ZM213 21L211 20V21H209L208 23L211 24V25H213V24H214ZM217 21H218V20H217ZM217 21H216V23H217ZM220 21H219V22H220ZM227 21H226V22H227ZM24 22H28V24L30 23V25H27L28 28L25 27L26 25H24L23 28H22V25H21V24H24ZM68 22H69V21H68ZM90 22H89V23H90ZM97 22H98V21H97ZM156 22H157V21H156ZM167 22L164 24V25H166V27H164V28H167V27L170 26L169 28L171 29V26H172V25H170V23H168L169 26H167ZM181 22H182V21H181ZM195 22H196V21H194V24H195ZM206 22H207V21H206ZM226 22H224V23H226ZM64 23H65V24H64ZM70 23H69V24H70ZM73 23H72V25H71V24H70V25H71L72 27H73V25H75V29H74V30H73V29L70 30V33H71V34L68 33L69 35H68L67 32H66V36L68 35V38H72V36L74 37V34H76V32H78V30L76 31V29H78L79 27H81V26H79V25L76 23L77 26H79V27L77 28V27H76V24H73ZM93 23H94V22H93ZM103 23H104V22H103ZM105 23H108V22H105ZM105 23H104V24H105ZM141 23H142V22H141ZM160 23H161V22H160ZM162 23H161V24H162ZM177 23H178V22H177ZM184 23H186V22H183L182 25H183ZM187 23H188V22H187ZM192 23H193V21L189 23L190 26H192V27H194V26L197 25V23H196V24L193 26ZM212 23H213V24H212ZM216 23H215V25H216ZM221 23H222V21H221ZM221 23H217V24H220V25H221ZM26 24H27V23H26ZM63 24H64V25H63ZM81 24H83V23H81ZM81 24H80V25H81ZM86 24H85L84 26H86ZM91 24H92V23H91ZM94 24H95V23H94ZM94 24H93V25H94ZM97 24H100V25H98V27H97ZM97 24H95L96 27L92 25L93 29H94V27L97 28V29H94L93 33H92V28L90 27V24H88L89 27L91 28V29H89L88 31L91 32L93 35H89V34H88V35H85V34H83V35H84V36H83V35H79V34H82V33L77 34V36H83V37H82V38L77 37V38L81 39V40H78V39H77L79 42H78L76 39H73L74 42L77 41L76 43H78V45L74 43V46H76V45L78 46L75 50L72 49V48H74V47L71 46L72 43H68V45H69V44H71V45L69 46V51H68L67 57H66V56L64 57L63 55L61 56V57L64 59V60H62V61H65L66 59H68L67 61H69V60L72 59V60H74L75 65H78V67H79L80 69H83V67L87 69V67H89L88 65H91L89 61H88L89 63H86L87 61L85 62L87 65H85V63L83 64V61H84V60L80 59V60L82 61V62H81V61L79 60L80 63H81V65L83 64V65L87 66V67H85V66L82 65L83 67L81 66V67H82V68H81V67H80V64L75 60V58H76V59H77V58H80L81 55H80L79 53H81V52H82V53L85 52L84 54L86 55V57H89L90 55L87 54L88 51L90 52L91 50H93V49L96 48V47L99 48L100 46L102 47V45H105L106 43H107L106 45H108V43H110V42H109L110 40L108 41V39H110L109 36L111 35V34H109V33L112 32V31H111V26H110V32H109V31L107 30V29H109V27H108L109 25H108V26H107V25H101L102 23H97ZM112 24H113L114 26H113ZM121 24H122V25H121ZM131 24H132V23H131ZM135 24H134V25H135ZM137 24H138V23H137ZM142 24H144V26H145L146 23L143 22ZM142 24H141V25H142ZM149 24H150V23H149ZM149 24L147 23V26H148ZM202 24H203V23H202ZM206 24H207V23H206ZM209 24H208V25H209ZM88 25H87V27H88ZM151 25H152V24H151ZM162 25H163V24H162ZM164 25H163V26H164ZM178 25H180V27H182L181 24H178ZM186 25H188V24H185L184 27L187 28V29H188V32H189V31H190L189 29H192V27H189V28H188V27H186ZM200 25H201V24H200ZM200 25H197V26H200ZM223 25H226V24H223ZM20 26H21V29H20ZM29 26H30V27H29ZM105 26H106V27H105ZM123 26H125V25H123ZM130 26H131V25H130ZM137 26H138V25H137ZM153 26H154V25H153ZM188 26H189V25H188ZM24 27H25V28H24ZM87 27H83V28L86 29ZM89 27H88V28H89ZM107 27H108V28H107ZM125 27H126V26H125ZM135 27H136V26H135ZM139 27H140V25H139ZM176 27H178V26H176ZM184 27H183V28H184ZM204 27H205V26H204ZM217 27H218V25H217ZM73 28H74V27H73ZM88 28H87V29H88ZM117 28H118V29H117ZM133 28H134V27H133ZM145 28H146V27H145ZM151 28H152V27H151ZM151 28H149V29H151ZM169 28H168V30H167V29H166V30H167L169 33H171V34H174L176 28H175L174 30H172V31H174V32H172V31L170 32ZM172 28H173V27H172ZM178 28H179V27H178ZM183 28H182V29H183ZM197 28H198V27H197ZM208 28H210V27H208ZM208 28H207V29H208ZM70 29H71V28H70ZM81 29H82V28H81ZM81 29H79V31H81ZM87 29H86V32H87ZM105 29H106V30H105ZM135 29H136V28H135ZM137 29H138V28H137ZM143 29H144V28H143ZM158 29H159V28H158ZM180 29H181V28H180ZM180 29H179V30H180ZM187 29H186V30H187ZM207 29H206V30H207ZM213 29H212V30H213ZM62 30H63V31H62ZM82 30H83V29H82ZM95 30H97V34L94 35ZM116 30H117V31H116ZM121 30L119 31L120 33L122 32ZM124 30H125V29H123V31H124ZM128 30H129V29H128ZM131 30H132V29H131ZM131 30H130V31H131ZM138 30H139V29H138ZM138 30H137V31H138ZM153 30H154V28H153ZM177 30H178V29H177ZM179 30H178V31H179ZM183 30H184V29H183ZM183 30H182V32L185 31V30H184V31H183ZM208 30H209V29H208ZM72 31H76V32L73 34ZM106 31H107L108 33H106ZM125 31H126V30H125ZM140 31H141V30H140ZM140 31H139V33L143 32L144 30H142L141 32H140ZM145 31H148V30L145 29ZM154 31H155V30H154ZM154 31L152 32V30H151V32L154 33V35H156V33H155L156 31H155V32H154ZM48 32H49V33L51 32V33L49 34ZM82 32L84 33L85 31H82ZM119 32H118V33H119ZM157 32H158V31H157ZM159 32H161V30H160ZM168 32H166V34H167ZM216 32H217V33H216ZM47 33H48L49 35H52L51 38H50V37H46V36H48ZM52 33H53V34H52ZM64 33H65V32H64ZM64 33H62V35H60L61 38H59L60 36L57 38V42H58L59 39L61 40L63 36H64L65 39L67 38V37L65 36ZM87 33H88V32H87ZM95 33H96V32H95ZM124 33H125V32H124ZM135 33H136V31H135ZM143 33H144V32H143ZM147 33L150 34V36H151V33H150L149 31L146 32V33L143 34V35L145 36ZM163 33H164V31H163ZM163 33H162V34H163ZM169 33L166 35L167 38H169L168 40H170V37H168V36H171V34L169 35ZM177 33L179 34V32H177ZM177 33H176V35L178 36ZM185 33H186L187 35H189V34L187 33V31H186ZM185 33H183V35H182V33L180 32V34H181L180 36H184ZM207 33H209V31H208ZM207 33L205 32L204 34H201V35H205V34H207ZM121 34H122V33H121ZM121 34H120V36H121ZM127 34H129V33H127ZM130 34H131V33H130ZM141 34H142V33H141ZM141 34H140V36H141ZM157 34H158V33H157ZM186 34H185V35H186ZM70 35H72V36L69 37ZM108 35H109V36H108ZM118 35H119V34H118ZM123 35H124V39H125V37H126L127 35H125V34H123ZM123 35H122V36H123ZM135 35H136V37H138L137 34H135ZM154 35L152 34L153 37H154ZM158 35H159V34H158ZM16 36H17V39H18L19 37L23 38V42H21V46H18V48H16V49H18V51H19V48L21 47V50H20L21 52H19V53H17V54H16V52H18V51H15V50L12 49V43H13V42L15 43V41L17 40V39H16ZM107 36H108V38H107ZM111 36H112V35H111ZM147 36H148V38H147V39L145 38V40H148V41L150 42L151 39H153V37L151 36V37L149 38V35H146V37H147ZM206 36H205V37H206ZM75 37H76V36H75ZM114 37H115V36H114ZM117 37H118V36H117ZM131 37H132V35H131ZM155 37H157V36H155ZM172 37H173V36H172ZM178 37H179V36H178ZM178 37H177V38L174 37L175 39H173V40H174V41H175V40H176V41H177V40H180V39H179L180 37H179V38H178ZM202 37H203V36H202ZM205 37H204V38H205ZM14 38L16 39L15 41H14ZM49 38H50V39H49ZM68 38H67V40H68ZM119 38H120V37H119ZM133 38H134V37H133ZM138 38H139V37H138ZM138 38H137V40H138ZM143 38H144V37H143ZM143 38H142V40H143V42H144L145 40H144ZM157 38H158V37H157ZM159 38H160V37H159ZM159 38H158V39H159ZM163 38H164V37H163ZM195 38H196L195 40H197V36H196ZM200 38H201V37H198V39H200ZM114 39H115V38H114ZM116 39H117V38H116ZM127 39H128V38H127ZM129 39H130V38H129ZM154 39H155V38H154ZM206 39H207V37L205 38V41H206ZM12 40H13V41H12ZM21 40H22V39H21ZM69 40H70V39H69ZM69 40H68V41H69ZM71 40H72V39H71ZM75 40H76V41H75ZM139 40L141 41V37H140ZM168 40H167V41H168ZM203 40H204V39H203ZM11 41H12V42H11ZM62 41H63V39H62ZM68 41H67V42H68ZM106 41H108V42H106ZM112 41H113V40H112ZM114 41L117 42V40H114ZM120 41H121V40H120ZM152 41H154V40H152ZM176 41H175V42H176ZM198 41H199V40H198ZM200 41H202V39H201ZM52 42H53V43H52ZM64 42H66V41H64ZM64 42L59 41V44H60V43H61V44H62V43L64 44ZM69 42H70V41H69ZM105 42H106V43H105ZM132 42H133V41H132ZM135 42H136V39H135V41H134V45H135ZM138 42H139V41H138ZM138 42H136V45H137ZM149 42H147V44H146L145 46H147ZM155 42H156V41H155ZM155 42H154V44L156 45V43L158 42V40H157L156 43H155ZM121 43H122V42H121ZM126 43H127V42H126ZM145 43H146V41H145ZM145 43H143V44H145ZM166 43H167V42H166ZM186 43H185V44H186ZM200 43L202 44L203 41L200 42ZM200 43H199V44H200ZM212 43H213V44H212ZM15 44H16V43H15ZM54 44H56V42H55ZM57 44H58V43H57ZM57 44H56V46L59 45V44H58V45H57ZM61 44H60L58 47L62 46ZM66 44H67V43H66ZM110 44H111V43H110ZM122 44H123V43H122ZM139 44H140V42L138 43V46H139ZM154 44H153V42H150V45H153V46H154ZM164 44H165V43H164ZM167 44H168V43H167ZM178 44H179V45H178ZM183 44H184V43H183ZM195 44H194V45H195ZM199 44H197V45H199ZM201 44H200V45H201ZM111 45H112V44H111ZM130 45H131V43L129 44V46H130ZM140 45H141V44H140ZM108 46H109V45H108ZM121 46H122V45H121ZM126 46H127V45H126ZM143 46H144V45H142V47H143ZM148 46H149V45H148ZM172 46H171V47H172ZM201 46H202V45H201ZM71 47H72V48H71ZM103 47H104V46H103ZM140 47H141V46H140ZM149 47H150V46H149ZM151 47H152V46H151ZM151 47H150V48H151ZM165 47H166V46H165ZM195 47H196V46H195ZM98 48H97V49H98ZM105 48L108 49L106 46H105ZM105 48H99V49H104V50H105ZM126 48H127V47H126ZM129 48H130V47H129ZM134 48L137 49L136 46H135ZM143 48H144V47H143ZM145 48H146V47H145ZM200 48H201V47H200ZM206 48H207V49H206ZM132 49H133V48H132ZM139 49H141V48H138V50H139ZM151 49H155V46H154V48H151ZM159 49H160V48H159ZM197 49H198V48H197ZM12 50H13V52H12ZM70 50H72V51H70ZM94 50H95V49H94ZM138 50H136V51H138ZM141 50H142V49H141ZM156 50H155V52H156ZM162 50H163V49H162ZM198 50L202 51L201 49H198ZM14 51H15V55L13 54ZM97 51H98V50H96V52H97ZM107 51H108V50H107ZM139 51H140V50H139ZM152 51H154V50H152ZM152 51H151V52H152ZM78 52H79V53H78ZM86 52H87V53H86ZM102 52H104V51H102ZM111 52H112V51H111ZM142 52H143V51H142ZM185 52H186V53H185ZM42 53H43L44 55H43ZM91 53L93 54L94 52L92 51ZM91 53H90V54H91ZM97 53H98V52H97ZM113 53H114V52H113ZM134 53H135V52H134ZM167 53H168V52H167ZM184 53H185V54H184ZM189 53H188V56H189V57L187 56V58H193V54H192V55L190 54V55H191V57H190ZM198 53H199V51H198ZM200 53H201V52H200ZM41 54H42V55H41ZM76 54H77V55L79 54L80 57H79V56H78V57H77V56L75 57ZM125 54H126V53H125ZM40 55H41L42 57H39V58H38V56H40ZM50 55H51V54H50ZM50 55H48V56L50 57ZM52 55H53V54H52ZM64 55H65V54H64ZM82 55H83V54H82ZM85 55H83L82 58H84ZM87 55H88V56H87ZM94 55H95V54H94ZM100 55H101V54H100ZM105 55H106V54H105ZM108 55H109V54H108ZM110 55H112V54H110ZM116 55H117V54H116ZM116 55H115V56H116ZM129 55H130V54H129ZM129 55H128V56H129ZM151 55H152L153 57H150ZM92 56H93V55H92ZM101 56H102V55H101ZM112 56H114V54H113ZM130 56H131V55H130ZM10 57H12V58L10 59ZM49 57H48V58H49ZM52 57H53V56H52ZM61 57H60V59H61ZM72 57H75V58L73 59ZM86 57H85V58H86ZM136 57H137V56H136ZM139 57H140V56H139ZM139 57H138V58H139ZM141 57H142V56H141ZM263 57H264V56H263ZM263 57H262V58H263ZM40 58H41V60H39ZM42 58H43L44 60H43ZM65 58H66V59H65ZM85 58H84V59H85ZM94 58H96V57H94ZM99 58H100V57H99ZM142 58H143V57H142ZM184 58H183V59H184ZM187 58H186V59H187ZM195 58H194V59H195ZM26 59H27V60H26ZM52 59H54V58H52ZM88 59H89V58H87V60H88ZM96 59H97V58H96ZM118 59H119V58H118ZM118 59H116V60H118ZM136 59H137V58H136ZM186 59H185V60H186ZM194 59H193V60H194ZM263 59H264V58H263ZM48 60H49V59H47V61H48ZM72 60H71V62H72ZM98 60H99V59H98ZM98 60H97V61H98ZM110 60H111V59H110ZM110 60H107V61L110 62ZM132 60H133V59H132ZM134 60H135V59H134ZM134 60H133V61H134ZM258 60H260V59H258ZM258 60H257V61H258ZM261 60H262V59H261ZM21 61H22V62H21ZM42 61H41V65L44 66V64H42ZM49 61H50V60H49ZM49 61H48V62H49ZM90 61H91V60H90ZM140 61H142V63H144L143 60H140ZM148 61H149V60H148ZM186 61H187V60H186ZM188 61H187V62H188ZM263 61H264V60H263ZM35 62H38V64L35 63ZM48 62L46 63L47 65H45L46 67L44 66L45 68H47V66H48ZM60 62H61V61H59V63H60ZM71 62H70V65H71ZM95 62H96V61H95ZM129 62H131V61H129ZM135 62H136V61H135ZM152 62H154V61H152ZM187 62H185V63H187ZM260 62H261V61H260ZM32 63H33V64H36V66H33L34 69H35V68H36V69H40L41 71L39 70L40 72H38V71H37V72H34L35 70H33V68L30 66V65H32ZM44 63H45V62H44ZM51 63H52V65L54 66V67L52 66L53 69L56 68L55 70H57V68L60 67V66H58V65L55 63V61L52 62V60H51ZM51 63H49V65H50ZM54 63H55L56 65H54ZM57 63H58V62H57ZM59 63H58V64H59ZM61 63H62V62H61ZM76 63H78V64H76ZM91 63H92V62H91ZM110 63H111V62H110ZM114 63H115V62H114ZM114 63H113V64H114ZM125 63H126V62H125ZM147 63H149V62H147ZM156 63H158V62H156ZM183 63H184V62H182V64H183ZM263 63H264V62H263ZM64 64H65V65H64ZM99 64H100V63H99ZM113 64H112V65H113ZM133 64H134V63H133ZM135 64H136V63H135ZM140 64H141V63H140ZM151 64L154 65V63H151ZM180 64H181V62H180ZM257 64H258V63H257ZM41 65H39V66L42 67ZM59 65L64 66L63 68L60 69V71L63 72L62 70L65 69V66L68 65V63L65 62V63H63V64H59ZM75 65H73L74 68H75ZM97 65H98V63H97ZM97 65H96V66H97ZM107 65L109 66L110 64L107 63ZM118 65H119V64H118ZM142 65H145V64H142ZM142 65H141V66H142ZM156 65H158V64H156ZM186 65H187V64H186ZM29 66H30L32 69H31V68L29 69ZM56 66H58V67H56ZM68 66H69V65H68ZM73 66H72V68H73ZM94 66H95V65H94ZM94 66L92 65V67H94ZM99 66H101V65H99ZM130 66H131V65H130ZM135 66H136V65H134V67H135ZM139 66H140V65H139ZM146 66H147V65H146ZM146 66H145V67H146ZM150 66H151L152 68H151V69L149 68L148 70H146L145 67L143 66L144 71H145V70H146V71L152 70V69H153V66H152V65H150ZM150 66H149V67H150ZM162 66H160V67L162 68ZM188 66H189V65H188ZM194 66H191V65H190L189 68H194ZM50 67H51V65H50ZM52 67H51V69H52ZM78 67L76 66L77 69H78ZM134 67H133V68H134ZM136 67H137V66H136ZM156 67H157V66H156ZM164 67H163V68H164ZM48 68H49V67H48ZM66 68H67V70H68L69 67H66ZM72 68H71V69H72ZM74 68H73V69H74ZM97 68H98V67H97ZM107 68H108V67H107ZM140 68H141V67H140ZM140 68H139V69H140ZM143 68H141V69H143ZM185 68H186V67H185ZM185 68H184V70H185ZM189 68H187V70H188ZM5 69H6L7 71L9 70V73L6 71V72H7L6 75L3 73V72L5 71ZM53 69H52V70H53ZM58 69H59V68H58ZM71 69L69 68L68 71L71 72ZM95 69H96V68H95ZM101 69H103V68L101 67ZM169 69H168V71H169ZM173 69H174V68H173ZM180 69H181V71L183 72L182 67H181ZM259 69H262V68H259ZM32 70H33V71H32ZM45 70L47 71V69H45ZM55 70H53V71H55ZM83 70H84V69H83ZM83 70H82V71H83ZM89 70H90V67H89ZM93 70H94V69H93ZM93 70H91V72H92ZM130 70H131V69H130ZM137 70H138V69H137ZM153 70H154V69H153ZM164 70H166V69H164ZM171 70H172V69H171ZM171 70H170V72H174V73H175V70H174V71H171ZM48 71H50V69H49ZM53 71H51V72H53ZM68 71H67V72H68ZM74 71H75V70H74ZM77 71H78V70H77ZM86 71H87V70H86ZM86 71L84 70V72H86ZM95 71H96V70H95ZM126 71H127V70H126ZM158 71H159V69H158ZM160 71H161V70H160ZM176 71H177V69H176ZM194 71H195V70H194ZM194 71H193V74H196V75H197V73H194ZM196 71H195V72H196ZM246 71H249V72L246 73ZM6 72H5V73H6ZM58 72H59V70H58ZM58 72L56 71V73H58ZM70 72H68V73L70 74ZM87 72H88V71H87ZM91 72H89V73H91ZM93 72H94V71H93ZM111 72H112V71H111ZM129 72H131V71H129ZM141 72H142V71H141ZM150 72H151V71H150ZM153 72H154V71H153ZM164 72H165V71H164ZM164 72H163V73H164ZM182 72H181V73H182ZM191 72H192V71H191ZM259 72H260V71L258 70V73H259ZM261 72H263V69H262ZM261 72H260V73H261ZM47 73H48V72H47ZM59 73H60V72H59ZM59 73H58L57 75H56L55 73H53L52 77L54 76V74H55V77H57V76L59 75ZM64 73H66V72H64ZM80 73H83V72H80ZM120 73H121V72H120ZM120 73H119V74H120ZM123 73H124V71H123ZM135 73H136V72H135ZM144 73H145V72H144ZM147 73H148V72H147ZM178 73H179V72H178ZM186 73L189 74L190 72H186ZM186 73H185V74H186ZM49 74H50V73H48L47 75H49ZM66 74H67V73H66ZM66 74H64L65 77H66V76L68 77L69 74H67V75H66ZM104 74H105V72H104ZM104 74H103V75H104ZM107 74H108V73H107ZM132 74H134V73H132ZM137 74H138V73H137ZM150 74H151V73H150ZM230 74H231V73H230ZM230 74H229V75H230ZM253 74H256V73H253ZM263 74H264V72H263ZM45 75H46V74H44V76H43V74H42V76L39 75V76H41V77H40V79H41L40 81H41L42 83L44 82L42 86H44V84L48 82V81H46V80L48 79V77H49V76L51 77V75H49V76H47V75L45 76ZM70 75H71V74H70ZM70 75H69V78H71ZM88 75H89V74H88ZM112 75H114V74H112ZM134 75H135V74H134ZM134 75H133V76H134ZM143 75H144V74H143ZM147 75H148V74H146V77H147ZM156 75H157V73H156ZM162 75H163V74H162ZM167 75H168V74H167ZM169 75H170V74H169ZM181 75H184V74L182 73ZM181 75H180V76H181ZM190 75H192V74L190 73ZM232 75H233V74H232ZM239 75H238V76H239ZM22 76H24L25 79H24ZM34 76H36V75H34ZM39 76H38V77H39ZM61 76H62V79H63V78H64V77H63V73H62L61 75H59V79L61 78ZM81 76H82V75H81ZM95 76H96V74H95ZM104 76H105V75H104ZM104 76H103V77H104ZM109 76H110V78H111V74H110ZM121 76H122V75H121ZM121 76H120V77H121ZM140 76H141V75H140ZM159 76H160V74H159ZM177 76H179V74H177ZM186 76H187V74H186ZM204 76H203V77H204ZM245 76H246V75H245ZM28 77H29V76H28ZM30 77H31V73H30ZM36 77H37V76H36ZM38 77H37V78H38ZM52 77H51V78H52ZM67 77H66V78H67ZM73 77H74V76H73ZM96 77H97V76H96ZM98 77H99V76H98ZM101 77H102V74H101ZM103 77H102V78H103ZM105 77H106V76H105ZM107 77H108V76H107ZM112 77H113V76H112ZM148 77H149V76H148ZM152 77H153V76H152ZM171 77H172V75H171ZM205 77H206V76H205ZM212 77H213V76H212ZM234 77H235V76H234ZM31 78H32V77H31ZM128 78H129V77H128ZM138 78H141V77L138 76ZM144 78H145V77H144ZM174 78H175V77H174ZM189 78H190V76H189ZM206 78H207V77H206ZM53 79H54V77H53ZM55 79H56V78H55ZM59 79H57V80H59ZM95 79H96V78H95ZM112 79H113V78H112ZM116 79L119 80L118 78H115V81H116ZM126 79H127V78H126ZM134 79H135V78H134ZM158 79H159V78H158ZM213 79H214V78H213ZM23 80H21V82H23ZM33 80H34V77H33ZM42 80H45L46 82H45V81H42ZM60 80H61V79H60ZM65 80H66V79H65ZM67 80H69V81L71 82L70 79L67 78ZM105 80H106V79H105ZM105 80H104V82H105ZM109 80H110V79H109ZM122 80H123V79H122ZM156 80H157V79H156ZM187 80H188V79H187ZM26 81H27V80H26ZM28 81H29V82H30V81H31V82H35V81H36V78H35L34 81H32V79L30 80V78H29ZM37 81H38L37 84H41L40 81H39V79H38ZM63 81H64V80H63ZM63 81L61 80V82L59 81V82H60V83H59V82H57V81L55 80V82H54L53 84H54V85L57 84V83L61 84ZM75 81H76V80H75ZM98 81H100V80H98ZM112 81H113V80H112ZM123 81H125V80H123ZM129 81H130V79H129ZM158 81H159V80H158ZM16 82H17V83H16ZM29 82H28V83H29ZM31 82H30V83H31ZM51 82H52V80H50V83H51ZM56 82H57V83H56ZM65 82H66V81H64V83H65ZM70 82H67V83L70 84ZM135 82H136V81H135ZM23 83H24V82H23ZM48 83H49V82H48ZM48 83H47V85H48ZM67 83H66V84H67ZM88 83H89V82H88ZM99 83H100V82H99ZM115 83H116V82H115ZM158 83H159V82H158ZM174 83H175V84H174ZM174 83H173V85H170V87L168 86V87L171 89V90H170V91H171L170 94H171V93H176L177 91H179V93L183 92V91L180 92V90H184L183 93L186 94L187 92L185 91L184 88L186 87V89H189V88H187V87H190V86L192 85L191 83H189V84H191V85H189V84L187 83L189 86H186L187 84L184 86L183 83H180L181 85H176L177 82H174ZM204 83H205V84H203V85H205V86L211 84V83H208V84H207L206 82H204ZM18 84H20V83H18ZM21 84H22V83H21ZM24 84H26V83H24ZM31 84H32V83H31ZM59 84H58V85H59ZM71 84H72V85H76V84H74V83H71ZM71 84H70V85H71ZM124 84H125V83H124ZM139 84H140V83H139ZM199 84H200V83L197 84V85H198V88L201 87V89H202V91H203V87H205V86L202 85V86H203V87H202V86H200ZM220 84H221V83H219V86H220ZM222 84H223V83H222ZM227 84H228V83H227ZM227 84H225V85H227ZM233 84H234V83H233ZM45 85H46V84H45ZM47 85H46L45 87H47ZM62 85L65 86L63 83H62ZM72 85H71V86H67L68 88H66V86H65V89L62 88L63 86L60 87V85H59V87H58V86H55L56 89H57L58 91H60V93H59V92H58V93L55 92L56 95H57V94H58V95L60 94L61 97H64L62 94L65 93V92L63 91V93H62V92H61L62 90H61L60 88H62L63 90H66V91H67V90H69V87H71V90H70V92H71L72 89H73V87H74V86L72 87ZM78 85H79V84H78ZM89 85H90V84H89ZM89 85H88V86H89ZM106 85H107V84H106ZM108 85H109V84H108ZM110 85H111V84H110ZM126 85H127V84H126ZM128 85H129V84H128ZM131 85H132V84H131ZM193 85H194V84H193ZM213 85H214V84H213ZM217 85H218V84H217ZM234 85H235V84H234ZM240 85H241V84H240ZM244 85H245V84H244ZM259 85H260V90H261V91H264V83H262V84L259 83ZM17 86H18V85H17ZM17 86H16V88H17ZM23 86H24V85H23ZM23 86H21V87H23ZM42 86H40V87H42ZM81 86H82V85H81ZM133 86H135V85H133ZM151 86H152V85H151ZM156 86H157V85H156ZM210 86H212V84H211ZM221 86H223V85H221ZM221 86L219 87V90H222V89H220ZM238 86H239V85H238ZM21 87H20V88H21ZM34 87H35V91H36V89L38 90V88H37L38 86H37V87L34 86ZM40 87H39V88H40ZM55 87L53 88V86H52V88H53V89H52V88H50V87L48 86V88L52 89L53 92H52L50 89H47V88H45V89H46L45 91H48V90H49V91H48L49 93H50V91H51L52 93H51L50 95H51V96L53 95V97H54V96L56 97V95H55V93H54ZM57 87H58L59 89H58ZM120 87H121V86H120ZM194 87H195V86H194ZM194 87L192 86V90H191V89H190V90L193 91L192 93H194V94L196 95L195 91L198 90V91L200 92L201 90L198 89L197 87H196V88H197V90H196V88H194ZM230 87H231V86H230ZM236 87H237V86H236ZM247 87H248V86H247ZM249 87H250V86H249ZM16 88H15V89H16ZM20 88H19V89H20ZM23 88H26V87H23ZM23 88H21V91H22ZM27 88H29V87H27ZM75 88H76V87H75ZM75 88L73 89L74 91L76 90ZM96 88H97V86H96ZM112 88H113V87H112ZM125 88H126V87H125ZM128 88H129V87H128ZM128 88H127V91H126V89H123V91L125 90V92L127 93V92L129 91ZM133 88H134V87H133ZM154 88H155V87H154ZM193 88H194L195 91L193 90ZM207 88L210 89V90L212 89L211 87H207ZM240 88H241V87H240ZM29 89H30V90L33 89V86H32L31 88H29ZM41 89L44 90V87L41 88ZM41 89H39V90L36 91V92H39V93H40V90H41ZM77 89H78V88H77ZM93 89H94V87H93ZM93 89H92V91H93ZM101 89H104V88H101ZM106 89H107V88H106ZM148 89H149V88H148ZM204 89H206V88H204ZM213 89H214V88H213ZM213 89H212V90H213ZM225 89H226V88H225ZM225 89H224V90H225ZM23 90H24V89H23ZM26 90L28 91V89H26ZM57 90H55V91H57ZM104 90H105V89H104ZM104 90H103V91H104ZM146 90H147V89H146ZM166 90H167V89H166ZM168 90H169V89H168ZM227 90H228V89H227ZM15 91H16V90H15ZM17 91H18V88H17ZM35 91H33V92L35 93ZM45 91H44V92H45ZM74 91H72V92H74ZM112 91H113V89H112ZM123 91H122V93H123ZM147 91H148V90H147ZM202 91H201V92H202ZM206 91L208 92L209 90H205V92H202V93L205 95ZM214 91H215V90H214ZM217 91H218V90H217ZM230 91H231V90H230ZM261 91H260V93H261ZM10 92H11V93H10ZM22 92H23V91H22ZM30 92H31V91H30ZM30 92H29V93H30ZM44 92H42V93H44ZM48 92H45V93H46L47 95H49ZM70 92H69V94L72 93V92H71V93H70ZM75 92H77V91H75ZM114 92H115V91H114ZM119 92L121 93V91H119ZM125 92H124V93H125ZM149 92H150V91H149ZM199 92H198L197 94H199ZM218 92H220V91H218ZM225 92H227V91H225ZM225 92H223V93H225ZM17 93H18V92H17ZM23 93H24V92H23ZM23 93L20 95V91H19L18 96L20 95V98L23 97V96H25V98H26V97H27V96H26L27 94L25 93L26 95H25V94L23 95ZM27 93H28V92H27ZM29 93H28V94H29ZM53 93H54V94H53ZM91 93H92V92H91ZM122 93H121V94H122ZM124 93H123V94H124ZM136 93H137V92H136ZM189 93H190V91H189ZM202 93H201L200 95H202ZM209 93H211V92L209 91L208 93H206V95H207V94L209 95ZM213 93H214V92H213ZM213 93H212V94H213ZM215 93H216V92H215ZM221 93H222V92H221ZM221 93H220V94H221ZM234 93H235V92H234ZM234 93H233V94H234ZM14 94H12L13 97L11 96V97L13 98V101H14V99H15V98H14V97H15ZM66 94L68 95V93L66 92V93L64 94L65 97L67 98V95H66ZM75 94H76V93H75ZM75 94H74V96L71 95V98H72V96H73V97H76ZM104 94H105V93H104ZM106 94H107V93H106ZM106 94H105V95H106ZM128 94H129V96H130V92L127 93L126 95L128 96ZM145 94H146V93H145ZM154 94H155V93H154ZM154 94H153V95H154ZM190 94H191V93H190ZM212 94H211V95H212ZM217 94H218V93H217ZM226 94H227V93H226ZM226 94L223 95V96L225 97ZM231 94H232V92H231ZM237 94H238V93H237ZM261 94H264V93L262 92ZM261 94H260V97H261ZM15 95H17V94H15ZM34 95H35V94H34ZM43 95H44V94H42V96H43ZM87 95H89V94H87ZM113 95H115V94H113ZM118 95H119V94H118ZM118 95H117V96H118ZM126 95L124 94L123 97H124V96L127 97ZM131 95H132V94H131ZM174 95H175V94H174ZM174 95H172V96H174ZM182 95H183V94H181V96L179 95L180 97H179V96H178V97L181 99V98L183 97ZM211 95H210V98L212 97ZM18 96H16V97H18ZM38 96H40V94H38ZM80 96H81V94H80ZM90 96H91V94H90ZM117 96H116L115 99H117ZM120 96H121V95H120ZM120 96H118V99H117L118 101L115 100V101L117 102L116 104H118V102L121 100V98L123 99V97L121 96V98H120ZM129 96H128V98H125V97H124L123 101H124L125 99H127V101H128ZM135 96H136V95H134V97L132 96L133 98L130 96V99H129V100H130V101H129L130 103L127 102L128 105H130L131 102H133V101H131V100H133V99L135 98ZM139 96H140V95H139ZM165 96H167V95L165 94ZM185 96H186V95H185ZM191 96L194 97V95H192V94H191ZM191 96H190V97H191ZM213 96H214V94H213ZM218 96H219V94H218ZM237 96H238V95H237ZM237 96H236V97H237ZM263 96H264V95H263ZM11 97H10V98H11ZM31 97H32V96H31ZM65 97H64V99H62V98H61V99L64 100L65 102H67V100H65ZM68 97H69V96H68ZM95 97H96V96H95ZM100 97H101V96H100ZM100 97H99V98H100ZM137 97H138V96H137ZM175 97H177V95H175ZM175 97H174V98H175ZM187 97H189V96L187 95ZM196 97H197V95H196ZM196 97H195V99H196ZM219 97H220V96H219ZM221 97H222V96H221ZM221 97H220V98H221ZM226 97H228V96H226ZM226 97H225V98H226ZM232 97H233V96H232ZM232 97H231V98H232ZM234 97H235V96H234ZM234 97H233V98H234ZM260 97H259V98H260ZM5 98H7V97H4V101H5V103L3 102V98L0 99V101L2 100L1 103L4 104V108H5L6 104H8V102H9V104H8L9 106H8V107H10V101H11V100H9V101L7 100L8 102L6 103ZM25 98H23V99L25 100ZM48 98H49V97H48ZM51 98H52V97H51ZM69 98H70V97H69ZM71 98H70V99H71ZM89 98H90V97H89ZM103 98H104V97H103ZM113 98H114V97H113ZM119 98H120V99H119ZM131 98H132V99H131ZM138 98H139V97H138ZM146 98H147V97H146ZM179 98H177V100H178ZM183 98H186V97H183ZM197 98L201 99L199 95H198ZM207 98H208V96H207ZM233 98H232V99H233ZM262 98H263V97H262ZM7 99H9V98H7ZM16 99H17V98H16ZM18 99H19V98H18ZM23 99H22V100H23ZM43 99H44V98H43ZM53 99H54V98H53ZM58 99H59V98H58ZM61 99H60V101L63 103L64 101H62ZM73 99H74V98H73ZM76 99H77V98H76ZM166 99H167V98H166ZM171 99H172V98H171ZM180 99H179V100H180ZM193 99H194V98H193ZM193 99H192V97H191V100H193ZM195 99H194V101H195ZM213 99H214V98H213ZM213 99H212V102L214 101ZM215 99H217V98L215 97ZM218 99H219V98H218ZM223 99H224V98H223ZM223 99H222V100H223ZM228 99H229V97H228ZM234 99H236V98H234ZM234 99H233V100H234ZM263 99H264V98H263ZM263 99L260 98L261 103H259L258 101H255V102L257 103V105H258V103H259V105H258L259 107H260V106H263V104H262V100H263ZM22 100H20V101H21V102H20L21 104H22ZM31 100H32V99H31ZM51 100H52V99H51ZM55 100H56V99H54V101H55ZM101 100H102V98H101ZM105 100H106V99H105ZM137 100H138V99H137ZM137 100L134 99L135 102H138V103H139V101H137ZM139 100H140V99H139ZM147 100H148V99H147ZM150 100H151V99H150ZM150 100H148V101H150ZM177 100H176V101H177ZM182 100H183V99H182ZM184 100H185V99H184ZM186 100H188V99L186 98ZM186 100H185V101H186ZM197 100H198V99H196V101H197ZM203 100H204V96H203ZM205 100H206V97H205ZM209 100H210V99H209ZM222 100H221V102H222ZM229 100H230V99H229ZM258 100H259V99H258ZM13 101H11V103H12ZM52 101H53V100H52ZM56 101H57V100H56ZM56 101H55V102H56ZM60 101L58 100L59 103H61ZM93 101H94V100H93ZM96 101H98V100H96ZM108 101H110V99H109ZM123 101H122V102H123ZM169 101H170V99H169ZM180 101H181V100H180ZM185 101L182 102L183 105L185 104V106H183V107H186L185 110H187V108L190 109L191 107H193V111H194V109H195V107H196L195 105H197V104H194V106L191 105V107H189L190 105H188V103L191 104L192 101H191V102H187V101H186L188 106L186 105V102H185ZM189 101H190V100H189ZM198 101H201V100H198ZM207 101H208V100H206V102H207ZM218 101L220 102V99H219ZM225 101H226V99H225ZM14 102H15V101H14ZM16 102H17V100H16ZM26 102H27V101H25V103H26ZM58 102H57V104H58V106H59V103H58ZM65 102H64V103H65ZM68 102H69V101H68ZM80 102H81V100H80ZM100 102H102V101H100ZM106 102H107V101H106ZM111 102H112V101L109 102V106H110V107H113V108H116L117 105L114 103V101H113L112 103H111ZM150 102H152V101H150ZM167 102H168V101H167ZM167 102H166V103H167ZM184 102H185V103H184ZM203 102H204V101L199 102V103L197 102V103H198V105H199L200 103L203 104ZM214 102L217 103V100L214 101ZM214 102H213V104H214L215 106H214L213 104H210L211 102L209 101V102L207 103L208 106H204V107H203L204 110H206L205 107L207 108L206 113H205V112H200V113H199V111H200L202 108H200L199 111H198L197 109H198L199 107H202V106H199V107H198V105H197L198 108L196 107V111H197L198 114L201 115V114L204 113V114H208V115L210 116V117H209L208 115L204 116V114L201 115V119H204L205 121H204V120H203V121L201 120V121H200V124L202 123V124L204 125V124L208 123V124L211 126V125H212L211 123H213V125H214V123L216 122V121H215V116H216V115L214 116V115H213L214 113H213L212 115L214 116V117H213V118H214L213 120H214L215 122L211 121L212 119H210L211 122L208 121V120H209L208 118H211V117H212V115H210V114L208 113V111L212 113V109H210V110H211V111H210L208 107H209L210 105H211V107H212V105H213V107H214L213 110H215V114H216V113H217V112H216V108H217V111L219 112L218 108H219L221 105H223L225 102H222L223 104H221V103L218 102V103H219L218 106L220 105L219 107H218ZM227 102H228V101H227ZM227 102H226V103H227ZM255 102L253 101L254 104H255ZM1 103H0V104H1ZM18 103H19V102H18ZM20 103H19L18 105H20ZM32 103H33V102H32ZM82 103H83V102H82ZM82 103H81V104H82ZM88 103H89V102H88ZM92 103H93V102H92ZM110 103L113 104V105L115 104V107H114L113 105H111ZM138 103H137V105L140 104L139 106H142L141 104L143 103V101H142V103H139V104H138ZM175 103H176V102H175ZM182 103H181V104H182ZM193 103H195V102H193ZM229 103H230V102H229ZM253 103L251 102L250 105L253 104ZM263 103H264V102H263ZM14 104H15V103L11 104V107L14 106V107H13V108H14L13 113H14L15 110H17V109H15V105H14ZM33 104H34V103H33ZM49 104H50V103H49ZM54 104H56V103H54ZM57 104H56V105H57ZM81 104H80V105H81ZM94 104L97 105L98 102H97V104H96V102H94ZM94 104H92V105H94ZM104 104H105V106H106L108 103H107V104L104 103ZM104 104L102 105V103H101V105L103 106L102 108H105V107H104ZM119 104H120V103H119ZM122 104H123V103H122ZM147 104H148V103H147ZM167 104H168V103H167ZM173 104H174V102H173ZM205 104H206V103H205ZM205 104H203V105H205ZM247 104H248V103H247ZM260 104H261V105H260ZM12 105H13V106H12ZM18 105H17V103H16V106H18ZM23 105H24V104H23ZM23 105H22V106H23ZM26 105H29V104L26 103ZM30 105H31V104H30ZM50 105H51V104H50ZM52 105H53V104H52ZM62 105H63V104H61V106H62ZM123 105L125 106V102H124ZM155 105H156V104H155ZM171 105H172V103L170 104V106H171ZM174 105H175V104H174ZM174 105H173V108H174ZM230 105H233V106L231 107V109H230V108H228L227 110L225 109L227 112H225L226 114L224 115V119L226 118V119H228V121H229V119H231V118H233L234 116H236L234 113H235L236 110L239 109V107H240V106H239L240 104L237 103V102L234 103V101H233V104H232V100H231ZM245 105H246V103H245ZM245 105H243V106H245ZM248 105H249V104H248ZM250 105H249V106H250ZM20 106H21V105H20ZM22 106H21V107H18V108H20V109H18V110H21ZM33 106H34V105H33ZM54 106H55V105H54ZM58 106H57V107H58ZM63 106H66V104L63 105ZM68 106H69V105H68ZM98 106H100V103H99ZM120 106H122V105H120ZM126 106H127V105H126ZM131 106H132V108H133V109L130 108V109L132 110L131 112H133V110H135L136 108H138V109L141 108V107L139 108V106L136 107L135 103H134V105L131 104ZM131 106H128V107H131ZM134 106H135L136 108H134ZM143 106H145V105H143ZM143 106H142V107H143ZM166 106L169 108V105H166ZM216 106H217V107H216ZM223 106H224V105H223ZM225 106H226V104H225ZM55 107H56V106H55ZM57 107H56V109H55V110H56L55 112H57V109L60 110V109H59L60 106H59L58 108H57ZM66 107H67V106H66ZM91 107L94 108L93 106H91ZM107 107H108V106H107ZM107 107L105 108L106 110L110 109V108L107 109ZM122 107H123V106H122ZM175 107H176V106H175ZM177 107H179L178 110H177V108H174V109H173L172 106H171V107L169 108V111H170L171 109H173V111H175V112H173L172 114H174V113H176V110H177V111H181L180 109L184 110V108L181 107L180 105L177 106ZM180 107H181V108H180ZM215 107H216V108H215ZM229 107H230V106H229ZM250 107H251V106H250ZM250 107L247 106V108H248V109H251V110H252V108H254L253 106H252L251 108H250ZM255 107L258 108L257 106H255ZM2 108H3V105H2ZM23 108H26L25 110H26V112H27V107L25 106V107H23ZM29 108H30V107H29ZM48 108H49V107H48ZM51 108H52V107H51ZM68 108H69V107H68ZM95 108H97V106H96ZM113 108H112V110H113ZM118 108H119V107H117L116 109H118ZM120 108H121V107H120ZM120 108H119V109H120ZM148 108H149V107H148ZM152 108H153V107H152ZM152 108H151V109H152ZM156 108H157V107H156ZM156 108H155V109H156ZM164 108H166V107H164ZM220 108H221V107H220ZM222 108H223V107H222ZM245 108H246V107H245ZM245 108H244V109H245ZM256 108H255V109H256ZM0 109H1V108H0ZM5 109L8 110L7 107H6ZM35 109H36V108H35ZM61 109H62V107H61ZM105 109H102V110L104 111ZM125 109L127 110V108H125ZM138 109H136V111H138ZM143 109H144V108H143ZM175 109H176V110H175ZM189 109H188V110H189ZM260 109H261V108H260ZM263 109H264V106H263V108L261 109V112H262ZM1 110H2V109H1ZM1 110H0V111H1ZM25 110H23V111H25ZM29 110H30V109H28V111H29ZM40 110H41V109H40ZM48 110H49V109H48ZM93 110H94V109H92V111H90L91 114L88 112L89 114L86 113V115H87V116H88V115H89V116H93L94 114L96 115V111H97L98 113H100L99 111H101V107L98 108V109H95L96 111H94V112H93ZM110 110H111V109H110ZM110 110H109V111H110ZM126 110H125V112H126ZM128 110H129V109H128ZM128 110H127V111H128ZM141 110H142V109H141ZM145 110H146V109H145ZM145 110H143V112H144ZM148 110H149V109H148ZM166 110H168V109L166 108ZM204 110H203V111H204ZM242 110H243V107H241V110H240L241 115H240V113H239V114L236 113V114H238L239 116H242V114H243V116H244V113H245V111H247V109L243 110L244 112H241ZM257 110H258V109H257ZM8 111H9V110H8ZM11 111H12V109H11ZM11 111H9L8 113H9V114H13V113H10ZM32 111H33V110H32ZM49 111H50V110H49ZM49 111H48V112H49ZM82 111H83V110H82ZM84 111H85V109H84ZM88 111H89V110H88ZM103 111H102V112H103ZM109 111H108V112H109ZM114 111H115V110H114ZM116 111H117V110H116ZM116 111H115V112H116ZM119 111H120V110H119ZM121 111H122V110H121ZM129 111H130V110H129ZM129 111H128V112H129ZM153 111H154V110H153ZM155 111H156V110H155ZM155 111L152 112V113H155ZM164 111H165V110H164ZM169 111L165 112L166 115L168 114L167 116H170V115H169ZM189 111H190V110H189ZM189 111H186V112H188V114L190 113L189 115L187 114L188 117H189L191 114H192V116H193V113H191V112H189ZM193 111H192V112H193ZM222 111H223V110H222ZM237 111H238V110H237ZM2 112H3V111H2ZM2 112H1V113H2ZM17 112H18V111H17ZM19 112H20V111H19ZM19 112H18V113H19ZM30 112H31V111H30ZM30 112H29V113H30ZM48 112H46V113H48ZM51 112H53V110H52ZM58 112H59V111H58ZM92 112H93L94 114H93ZM102 112H101V113H102ZM104 112L106 113V111H104ZM128 112H127V113H128ZM131 112H129V113H131ZM138 112H139V111H138ZM141 112H142V111H141ZM143 112H142V113H143ZM171 112H172V110H171ZM183 112H184V111H182V114H181V112H178V113H180V114H179L180 117L184 114ZM186 112H185V113H186ZM248 112H249V111H248ZM248 112H246V114H247ZM259 112H260V111H259ZM24 113H25V112H24ZM27 113H28V112H27ZM43 113H44V112H43ZM98 113H97V114H98ZM101 113H100V114H101ZM105 113H104V115H103V113H102L103 117H102V115L99 114L100 117H101L102 119H104V118H106L105 120L109 119V116H110L111 114H112L111 117L113 116V118L115 117V119H116V120L109 119V120H112V122H117V121H118L117 119L120 120V118H121V117L118 118L119 116L117 117V115L114 114V113L111 112V111L109 112V114L107 113L109 116H108V115L106 116ZM118 113H119V112H117V114H118ZM122 113H123V112H122ZM129 113H128V114H129ZM150 113H151V112H150ZM195 113H196V112H195ZM197 113H196V114H197ZM219 113H220V112H219ZM19 114H20V113H19ZM21 114H23V112H22ZM31 114H32V113H31ZM31 114H30V116H32ZM48 114H49V113H48ZM80 114H81V113H80ZM92 114H93V115H92ZM113 114H114V115H113ZM123 114H124V113H123ZM147 114H149V113H147ZM165 114H164V116H165ZM170 114H171V113H170ZM176 114H177V113H176ZM198 114H197V115H198ZM217 114H218V113H217ZM220 114H221V113H220ZM220 114H219V115H220ZM248 114H249V113H248ZM1 115H2V114H1ZM14 115H15V114H14ZM23 115H26V114H23ZM56 115H57V114H56ZM83 115H85V113H84ZM83 115H82V116H83ZM86 115H85V116H86ZM95 115H94V116H95ZM99 115H98V116H95V117H99ZM115 115H116V116H115ZM119 115H120V114H119ZM131 115H133V114L131 113ZM139 115H140V113H139ZM187 115H186V116L183 115V116L187 117ZM219 115H217V116H219ZM221 115H222V118H223V114H221ZM259 115H260V114H259ZM262 115H263V114H262ZM17 116H18V115H17ZM27 116H28V115H26V117H27ZM37 116H38V115H37ZM65 116H66V115H65ZM78 116H79V114H78ZM85 116H84V117H85ZM89 116L87 117V119L90 118ZM123 116H124V115H123ZM125 116H126V115H125ZM146 116H147V115H146ZM149 116H150V115H149ZM154 116H155V115H154ZM174 116H175V115H174ZM192 116H190L191 120H192V118H193ZM202 116H204V118H203ZM260 116H261V115H260ZM260 116H259V117H260ZM19 117H20V116H19ZM19 117H17V119H18V120H21V122H22L23 119H20ZM21 117H22V115H21ZM24 117H25V116H24ZM28 117H29V116H28ZM28 117H27V119H28ZM84 117H83V118H84ZM100 117H99V118H100ZM111 117H110V118H111ZM137 117H139L138 114H137ZM185 117H183V120L186 119ZM188 117H187V121H186V120H185V121H183V120H178L177 123L180 121L178 124L175 123L176 125H174V126L169 125V126L173 129V132H174V133L171 132V133H173V135H172L173 137H176V136L178 135L177 133H179V132L182 134V132H181L180 130H182V131L184 130V133H185V134H184V133L182 134V138H185V141H186V138H187V137H185V136H183V135H186L187 132L189 131V130L186 131L187 128H189V127H191V126H196L197 123H198V122L196 121V120H197L196 118H194L195 120L193 119L194 121H193V120L191 121L190 118H188ZM195 117H197V116H195ZM198 117L200 118V116H198ZM198 117H197V118H198ZM205 117H206V118H205ZM207 117H208V118H207ZM219 117H221V116H219ZM245 117H246V116H245ZM247 117H248V116H247ZM261 117H263V116H261ZM261 117H260V118H261ZM5 118H6V116H5ZM31 118H32V117H31ZM47 118H48V117H47ZM56 118H58V116H57ZM99 118H95V120H96V119L99 120ZM101 118H100V120H102ZM142 118H145V117H142ZM142 118H141V120H143ZM240 118H244V117H240ZM260 118H258V119H260ZM17 119H16V120H17ZM27 119L25 118V120L22 122L23 124H22L21 122H18V121H17L18 124L20 123L19 125L22 124L21 127H20L18 124H17V125H18L21 129H23V127H25V126H24V122H25ZM73 119H74V118H73ZM76 119H77V118H76ZM80 119H82V117H81ZM84 119H86V118H84ZM121 119H122V118H121ZM129 119H130V118H129ZM134 119H135V118H133V119H131V120L134 121ZM137 119H138V118H137ZM139 119H140V118H139ZM176 119H177V118H176ZM178 119H179V118H178ZM206 119H208V120L206 121ZM217 119H218V118L216 117V120H217ZM234 119H235V117H234ZM236 119H238V118H236ZM236 119H235V120H236ZM244 119L247 120L246 118H244ZM254 119H256V118H254ZM3 120H4V119H3ZM14 120H15V119H14ZM50 120H51V119H50ZM55 120H57V119H55ZM88 120H89V119H88ZM92 120H93V118H92ZM92 120H91V121H92ZM95 120H93V121H94V122H93V125L95 124ZM100 120H99L100 124H97V123H98V121H97V122H96L97 125L95 124L96 126L101 125V122H102V121H100ZM109 120H107V121H109ZM146 120H147V119H146ZM146 120H145V121H146ZM155 120H156V119H155ZM170 120H171V119H170ZM198 120H199V119H198ZM219 120L221 121L220 118H219ZM222 120H223V119H222ZM232 120H233V119H232ZM235 120H233V122L231 123L230 126H232V125L234 126V121H235ZM245 120L243 121V119H241V120H239V121H241V122H239V123L235 121V122L237 123V125L235 124L234 127L237 126L236 129H238V128H243V130H244L245 133H246V131L250 130V131H248V133L250 132V133H249L250 135L247 136V133H246V135H245L246 137H245L244 134H242V133H244V132H242V133L239 132V133H237L234 137L231 136V137H228L229 139H227V141L225 140V141L227 142V144H226V146L223 148L224 151H222L223 149H221V154H219L220 152L217 153L219 156H218V155H215L216 153L213 151V152L215 153L214 155L216 156V158L218 157L217 160H216V164H215V165H217L218 163H219V164L217 165L218 167L216 166V168H215V166H214V161H215V160L213 161V165L210 164L211 167H210V166L208 167L209 163L207 164V167H208V174H209V176H211V174H212V176H214V174L216 173V171L218 172V174H219L220 171H223V175L221 174L222 176H226V177H230V176H231V178H234L235 176H233V175H234L233 171H234L235 169H237L238 167H239L238 169H242V168H243L242 166H244V168L246 169V167H245V164H246V163H240V164H241V165H240V164L238 163L240 160H237V159H236V160L238 161L237 163H238L240 166H238L237 168H235V164H237V163H235V158H238V157H237V156H239L238 153H239V152H241V153L243 152V153H244L245 150H247V149L249 150V148L252 149V147L254 148V146H256V145H258V144L264 142V124H263V127H261L262 124L259 122L261 128L259 127V125H257L258 127L255 126V127H257V128H255V127H254V128H255L257 131L255 130L256 132L254 131L253 134L251 135V132L253 131L252 129H246V131H245V128L242 127V126L246 123ZM261 120H262V123H263V122H264V121H263V118H262ZM7 121H8V120H7ZM12 121H13V120H12ZM31 121H32V120H31ZM74 121H75V120H74ZM91 121H90V123H88V124H91V125L89 126V128L92 126V128L94 129L95 127H93ZM137 121H139V120H137ZM145 121L143 120V121H141V122H145ZM168 121H169V120H168ZM171 121H172V120H171ZM181 121H182V123H181ZM189 121L192 122V123L190 122L191 124H193V122L195 123V121H196L197 123H195V124H193V125H191V124L189 123V124L191 125V126H190V125L188 124ZM220 121L218 122V120H217V123H220ZM230 121H231V120H230ZM237 121H238V120H237ZM251 121H252V120H251ZM256 121H257V120H256ZM27 122H28V120H27ZM40 122H41V121H40ZM64 122H66V121H63V122H61L62 124H61V123H60V124L63 125ZM77 122H78V121H77ZM77 122H76V123H77ZM79 122H80V121H79ZM87 122H88V121H87ZM87 122H86V123H87ZM104 122H105V121H103L102 123L104 124ZM112 122L109 121L110 124H111ZM130 122H131V121H130ZM135 122H136V119H135ZM141 122L139 121V122H136L135 124H136V125L139 124V125H138V127H139V126H142V124H143V123H141ZM174 122H176L175 118H174ZM205 122H206V123H205ZM222 122H225V121H222ZM242 122H244V124H243ZM247 122H249V120H248ZM5 123H6V122H5ZM13 123H16V121L13 122ZM51 123H52V122H51ZM54 123H55V122H54ZM56 123H57V122H56ZM56 123H55V124L52 123V124L54 125V127H55ZM105 123H106V122H105ZM109 123L107 122L106 129L104 128V127H105L104 125H101V127H103V128H102L103 132H102V131H100V132H101V134H103V133H104V134H107V131H108V135H109V137H108L107 135H104V137L107 136L108 139H111V141H113V139H112L111 136H110V132H109V130H107V128H108L107 126L109 125ZM117 123H118V122H117ZM117 123H116V124H117ZM121 123H122V121H121ZM131 123H132V122H131ZM156 123H157V122H156ZM172 123H173V122H172ZM186 123H187V124H186ZM217 123H216L214 126L218 125ZM25 124H26V123H25ZM30 124H32V123L29 121V123H28V127H29ZM34 124H35V123H34ZM57 124L59 125V121H58ZM71 124H72V123H71ZM73 124H74V123H73ZM80 124H81V123H80ZM83 124H84V123H82V126H83ZM119 124H120V123H118L117 125H119ZM123 124H124V123H122V126H123ZM125 124H126V123H125ZM132 124L135 126L134 123H132ZM145 124H148V123L145 122V123H144V126H146ZM185 124H186L187 126H188V125H189V126L187 127ZM202 124H201V125H202ZM208 124H207V125H208ZM224 124H225V123L221 124V126L223 127ZM2 125H3V124H2ZM10 125H11V123H10ZM53 125H50V128L53 127ZM58 125H56V126H57L56 129H55L54 127L51 128V129L49 128L50 130L48 129V130L50 131L51 135H50L49 132H47L48 130H47V131H45L46 129L44 130L45 133H46V132H47V134L49 133L48 136H47V134L44 133V136H47V139H48V138H50L51 140L53 139V140H52V143L54 142V139H55V140H58V141H61V143H62V141H64V140H60L61 136L58 137L59 139L54 138V137H57V136L55 135V133L60 134L59 132L61 131V130H58L59 132H55V131L58 129ZM61 125H59V126H61ZM65 125H67V124L65 123ZM95 125H94V126H95ZM130 125H131V124H129L127 128H129ZM148 125H149V124H148ZM207 125H205L206 127L204 128V127H202V126L200 127V126H199V123H198V126L200 127V128H199L200 130H199V129H198V130L196 129V128H198V126H197L196 128H195V127H192V128H194L195 130H197V132H199V131L201 132V128H202V129H203V128L206 129V128H207ZM209 125H208V127H209ZM26 126H27V124H26ZM35 126H36V125H35ZM38 126H40V124H39ZM63 126H64V125H63ZM109 126H110V125H109ZM183 126H185V127H187V128L185 129V127H183ZM221 126H220V124H219V127H220V128L217 126V128H219V130H216L217 128H216V129L214 128L216 131H215V130H212V131H215V132H216L215 136L218 134V131H219V133H220V132H221L220 130L223 129V128H221ZM226 126H227V122H226ZM230 126L228 125V127H230ZM250 126H251V125H250ZM252 126H253V124H252ZM13 127H15L14 124H13ZM13 127H12V128H13ZM28 127H25L26 129H24V130L29 131V132H26V133H31L30 130L33 128V126H32L31 129H29ZM42 127H43V126H42ZM76 127H77V126H76ZM76 127H75V128H76ZM98 127H99V129H100V126H98ZM98 127H96V129H97ZM111 127H112V125H111ZM113 127H114V125H113ZM136 127H137V126H136ZM138 127H137V129H138ZM149 127H150V126H149ZM149 127H148L147 130H148V131H149V130L151 131L152 129H151V128L149 129ZM167 127H168V126H167ZM211 127H212V126H211ZM211 127H210V128H211ZM20 128H17V127H16V128H13V129H15L16 131H17V129H18V132H16V133H19V134H18L19 137L22 136V131H23V130H22L21 133H20V131H19ZM27 128H28V130H27ZM34 128H35V127H34ZM44 128H45V127H44ZM59 128H60V127H59ZM69 128H70V127H69ZM75 128H74V129H75ZM86 128H87V127H86ZM92 128H91V130L94 132V130H93ZM118 128H119V127H118ZM122 128H124V126H123ZM142 128H143V127H142ZM144 128H147V126L144 127ZM144 128H143V132H142V131H141V132L147 134L148 132H144V130H145ZM168 128H169V127H168ZM230 128H231V127H230ZM232 128H233V127H232ZM251 128H252V127H251ZM258 128H259V129H258ZM60 129L64 130L63 128H60ZM96 129H95V130H96ZM99 129H98V130H99ZM104 129L107 130V131H105ZM108 129H110V127H109ZM111 129H112V128H111ZM125 129H126V128H125ZM130 129H133V128H132V125H131V128H130ZM137 129H136V130H137ZM139 129H141V127H139ZM165 129H166V128H165ZM189 129H190V128H189ZM204 129H203V131H202V133H204V134H206L207 131H211V129L208 130V128H207V130H205V131H206V132H205ZM224 129H225V128H224ZM15 130H14V131H15ZM51 130H52V131H51ZM53 130H55V131H53ZM72 130H73V129H72ZM72 130H71V131H72ZM76 130H77V129H76ZM76 130H75V131H76ZM120 130H121V129H120ZM127 130H128V132L131 134L130 136H132V133H133L134 130H133V131L131 130L132 133L129 131V129H127ZM147 130H146V131H147ZM190 130H191V129H190ZM195 130H193L194 132H193V131H192V132H193V133H197V132H195ZM251 130H252V131H251ZM31 131H33V129H32ZM40 131H41V130H40ZM44 131H43V132H44ZM64 131H66V130H64ZM68 131H69V133H70V130H68ZM110 131H112V130H110ZM121 131H122V130H121ZM123 131H124V130H123ZM212 131L210 132V134L212 133ZM36 132H37V131H36ZM36 132H34V133H36ZM38 132H39V131H38ZM52 132H53V133H52ZM54 132H55V133H54ZM61 132H63V131H61ZM72 132L74 133V131H72ZM77 132H78V131H77ZM96 132H97V133H96ZM100 132H99V133H100ZM105 132H106V133H105ZM124 132H125V131H124ZM137 132H139V131H137ZM215 132H213V134H214ZM13 133H15V132H13ZM13 133H12L11 135L14 137V135H15L16 133H15L14 135H13ZM23 133H24V132H23ZM32 133H33V132H32ZM34 133H33V134H34ZM64 133H65V132H64ZM69 133H68V134H69ZM80 133H82V132H80ZM80 133H79V134H80ZM88 133H89V132H88ZM91 133H92V132H90V137L93 138L91 135H94V133H93V134H91ZM95 133L97 134V137L100 136V137H99V141L102 140V141H104V142H103L104 144L107 143V145H105V146H108V145H109V142H111V141L108 142V140H106L107 137H106V138L103 137V138L105 139V140H103L102 135L98 134V131H97V130L95 131ZM113 133H114V132H113ZM119 133H120V132H119ZM121 133H122V132H121ZM151 133H152V132H151ZM154 133H155V132H154ZM154 133H153V134H154ZM180 133H179V134H180ZM190 133H191V131H190ZM190 133H189V134H190ZM193 133H191L190 135H192V136L195 135L194 137H195L196 140H194V141H195V143L198 145V144H199V141H198L199 139L197 140V138H201V137H196V134H193ZM202 133H197V136H198V134H199V136H200ZM7 134H8V133H7ZM20 134H21V136H20ZM33 134H28V135H31V136H32ZM37 134H38V133H37ZM41 134H42V132H41L40 134H38V137H40V139H41L42 136H43V135H42V136H39V135H41ZM65 134H66V133H65ZM65 134H64V135H65ZM77 134H78V133H77ZM86 134H87V133H86ZM111 134H112V133H111ZM127 134H128V133H127ZM133 134H136V132H134ZM146 134H145V135L143 134V136H142V134H141L142 137H141L140 134H139L140 139H142L144 136H146ZM149 134H150V132H149ZM149 134H147V135H149ZM174 134H177V135H174ZM189 134H188V135H189ZM241 134H242L245 138H243V137L241 136ZM9 135H10V134H9ZM16 135H17V134H16ZM23 135L26 136L27 134H26V135L23 134ZM28 135H27V136H28ZM35 135H36V134H34V136H35ZM49 135H50V136H49ZM54 135H55V136H54ZM62 135H63V134H62ZM80 135H81V134H80ZM98 135H99V136H98ZM113 135H114V134H113ZM137 135H138V134H137ZM190 135H189V136H190ZM211 135H212V134H211ZM211 135H210V136H209V135H208V136H207V135H204V139H206L207 137H211ZM218 135H219V134H218ZM239 135L242 137L241 139H240V136H239ZM7 136H8V135H7ZM31 136H30V137H31ZM44 136H43V138H45ZM51 136H53V138H52ZM58 136H59V135H58ZM65 136H66V135H65ZM71 136L73 137L72 134H71ZM95 136H96V135H95ZM128 136H129V135H128ZM180 136H181V135H180ZM180 136L178 135V137H180ZM201 136H202V135H201ZM205 136H206V137H205ZM212 136H213V135H212ZM15 137H16V136H15ZM15 137H14V138H15ZM67 137H68V135H67ZM67 137H66L65 141H67V143L71 145V143H72L71 141L73 140V138L70 137V138H72V139H71V141L69 142L70 139L67 138ZM77 137H78V136H77ZM80 137H81V136H80ZM83 137H84V136H83ZM85 137H86V136H85ZM87 137H88V136H87ZM114 137H116V136H114ZM118 137H119V136H118ZM120 137H121V136H120ZM120 137H119V138H120ZM136 137H138V136H136ZM139 137H138V138H139ZM148 137H149V136H148ZM148 137H147V138H148ZM150 137H152V136H150ZM150 137H149L148 139H146V138H144V139L147 141V140L151 139ZM190 137H191V136H190ZM202 137H203V136H202ZM216 137H217V136H216ZM9 138H10V137H9ZM16 138H17V139H20V138H18V137H16ZM22 138H25V137H22ZM32 138H33V137H32ZM75 138H76V137H75ZM91 138H90V139H91ZM95 138H96V137H95ZM101 138H102V139H101ZM122 138H123V137H122ZM126 138H127V137H126ZM130 138H131V137H130ZM134 138H135V136L132 137V141L134 140ZM153 138H154V137H152V139H153ZM157 138H158V137H157ZM182 138L180 137V140H181V141L179 140V142H182V141L185 142L184 139H182ZM212 138L215 139V137H212ZM27 139H28V138H27ZM30 139H31V138H30ZM34 139H35V138H34ZM38 139H39V138H37L36 141H38ZM40 139H39L38 142H40ZM47 139H46V141H48ZM50 139H49V140H50ZM63 139H64V137H63ZM67 139H68V140H67ZM93 139H94V138H93ZM93 139H91V140H93ZM97 139H98V138H97ZM97 139H94L93 141H94L95 143H99V141H98ZM128 139H129V138H128ZM135 139H136V138H135ZM140 139L138 140V141H139V143H138L139 146H140V145L142 144V142H143V141L140 142ZM152 139H151V140H152ZM192 139H194V138L191 137L190 140H192ZM201 139H202V138H201ZM201 139H200V140H201ZM204 139H203V140H204ZM214 139H213V141H214ZM216 139H217V138H216ZM21 140H23V139H21ZM24 140H26V138H25ZM31 140H32V139H31ZM31 140H30V141H31ZM51 140L48 141V142H51ZM75 140H76V139H75ZM75 140L73 141V143L75 142ZM81 140H82V137L79 138V141H80V142H81ZM116 140H117V139H116ZM116 140L113 141L115 144H116V142H117L118 140L120 141L121 139H118L117 141H116ZM125 140H126V139H125ZM129 140H131V139H129ZM145 140H144V142H145ZM172 140L174 141V140H176V138H175V139H172ZM188 140H189V139H187V141H188ZM190 140H189V141H190ZM206 140H207V139H206ZM19 141H20V140H19ZM43 141H45V139H44ZM43 141H42V139H41V142H40L41 144H40V143H38V144L41 145V146H40L41 148H44V147L46 146V144H47V145H48V148H49V146H50V148L48 149V151H50V152H48V151L46 152V149H47V147H46V149L44 148V150L41 149V150H42L41 153L44 152V151H45L47 154H50L51 152H54V153H55V150H56L55 146H57V147H58V146H59V147L61 146L59 142H58L59 145H55V146L53 145L54 143L56 144L57 141L54 142L53 144L50 143L51 145H50L49 143H44ZM77 141H78V138H77ZM82 141H85V138H84V140H82ZM136 141H137V140H134L133 142L136 143ZM177 141H178V140H176V142H177ZM196 141H198V143H197ZM204 141H205V140H204ZM211 141H212V140H211ZM11 142H12V141H11ZM28 142H29V141H28ZM42 142H43V144H42ZM86 142H87V141H86ZM86 142H85V144H86ZM90 142H91V141H90ZM105 142H106V143H105ZM113 142H111V143L114 144ZM120 142H121V141H120ZM133 142L130 141V143H133ZM148 142H149V141H147L145 144H144V143H143V144L146 145V144H148ZM156 142H157V141H155L154 146L156 145ZM190 142H192V141H190ZM190 142H188L189 145L191 144ZM215 142H216V141H215ZM215 142H214V143H215ZM14 143H15V142H14ZM17 143H18V141H17ZM24 143H25V142H23V144H24ZM33 143H34V142H33ZM36 143H37V142H36ZM63 143H65V142H63ZM67 143H65V144H67ZM73 143H72V144H73ZM82 143H83V142H81V144H82ZM95 143H94L93 146H95ZM101 143H102V142H100V144H101ZM111 143H110L109 146L112 145ZM118 143H119V142H118ZM126 143H127V142H126ZM150 143H152V141H150ZM173 143H174V142H173ZM188 143H185V148H186V147H187V148L189 147V145L186 146V144H188ZM202 143H203V142H202ZM202 143L200 144V145H201V148H202V146H204V145H202ZM205 143H206V141H205ZM205 143H204V144H205ZM207 143H209V142H207ZM212 143H213V142H212ZM15 144H16V143H15ZM77 144L81 145L79 142H77ZM85 144H84V145H85ZM92 144H93V143H92ZM92 144H91V146H92ZM120 144H121V143H120ZM122 144H123V143H122ZM124 144H125V143H124ZM124 144H123V146H124ZM138 144H136V145H138ZM143 144H142V145H143ZM176 144H177V145H176ZM176 144H174V145H176V147H177L179 143L177 142ZM180 144H182V143H180ZM13 145H14V144H13ZM31 145H32V144H31ZM34 145H35V143L33 144V146H34ZM42 145H43V147H42ZM44 145H45V146H44ZM52 145L54 146L53 148L51 147ZM62 145H63V144H62ZM79 145L76 146V144L74 143V146H76V147H79ZM88 145H90V144L88 143ZM101 145H102V144H101ZM133 145H134V144H133ZM142 145H141V146H142ZM165 145H166V144H165ZM172 145H173V144H172ZM197 145H195V144L193 143V146H197ZM262 145H264V144L262 143ZM14 146H15V145H14ZM25 146H26V145H25ZM36 146H37V144H36ZM36 146H34V147H36ZM38 146H39V145H38ZM38 146L36 147L37 149H35V148H31V147H32V146H31V147L29 148V152H30L31 150H33V149H35L36 152H37V150H38ZM85 146H86V145H85ZM85 146H84V147H85ZM91 146H89V147H91ZM98 146H100V145L98 144ZM98 146H97V144H96L95 147H97V148L93 147V153H94V152H97L96 155H97L98 152L101 150ZM102 146H103V145H102ZM117 146H120V145L118 144ZM126 146H127V145H126ZM126 146H125V148H126ZM130 146H132V144H131ZM139 146H138V147H139ZM141 146H140V147H141ZM148 146H152V145H151V144H150V145L148 144V145H147V150L150 148V147H148ZM154 146H153V147H154ZM193 146L190 145V148H189L190 151H192L193 149L196 148V147H194V148L191 150V147H193ZM259 146H260V145H259ZM23 147H24V146H23ZM23 147H22V149H23ZM27 147H28V146H27ZM40 147H39V148H40ZM64 147H66V146L64 145ZM76 147H74V149H75ZM84 147H83V145H82V148H81V146H80V148H76V149H77L76 152H75V150L73 149L74 151H71L72 154H71V152H70V154L73 155V153L75 152V153H74V157H75V158H77L79 155H81L82 158L84 159V156H83V155H84L83 153L85 152V151H84L85 149H83ZM100 147H101V146H100ZM134 147H135V146H134ZM138 147H137V148H138ZM145 147H146V146H145ZM153 147H151V148H153ZM168 147H170V145H169ZM168 147H166V148L168 149ZM173 147H174V146H173ZM198 147H199V145H198ZM216 147H217V146H216ZM260 147H261V146H260ZM262 147H263V146H262ZM262 147H261L260 149H263ZM12 148H13V147H12ZM17 148H18V147H17ZM25 148H26V147H25ZM54 148H55V150H54ZM61 148H62V146L60 147V150L58 149L59 151H57V150H56V151H57V152H60L62 149H64V148H62V149H61ZM69 148H70V147H69ZM85 148L87 149L88 147H85ZM109 148H111V147H109ZM112 148H113V147H112ZM114 148H115V147H114ZM116 148H118V147H116ZM141 148H142V147H141ZM174 148H175V147H174ZM174 148H173V149H174ZM183 148H184V147H182L181 150H182ZM187 148H186V149H187ZM203 148H205V147H203ZM220 148H221V147H220ZM30 149H31V150H30ZM91 149H92V147L89 148V149H87V151H88V150H91ZM96 149H98V150L96 151ZM99 149H100V150H99ZM107 149H108V147H106L105 150H104V148H102V150H104L105 153L107 152V151H106ZM132 149H134V148H132ZM142 149H143V148H142ZM169 149H170V148H169ZM171 149H172V148H171ZM176 149H177V148H176ZM215 149H216V148H215ZM260 149L258 148L259 151H258L257 149H255V150L252 149V151H253V150H254V151L257 150V151H256V153H257V152H260ZM17 150H18V149H17ZM64 150H65V149H64ZM69 150H70V149H69ZM94 150H95V151H94ZM102 150H101L99 153L102 152L101 154H104V155H105V153H103ZM108 150H109V149H108ZM110 150H111V149H110ZM110 150H109V151H110ZM118 150H119V149H118ZM134 150H135V149H134ZM134 150H133V151H134ZM147 150H145V151H146V154H147V152H148ZM149 150H150V149H149ZM152 150H153V149H152ZM201 150H203V149H198V151H200V152H201ZM263 150H264V149H263ZM11 151H12V150H11ZM19 151H20V149H19ZM23 151H25V150H23ZM23 151H22V152H23ZM87 151H86V152H87ZM91 151H92V150H91ZM91 151H90V154H91ZM109 151H108V152H109ZM112 151H113V150H112ZM116 151H117V149H116ZM116 151H115V152H116ZM124 151H125V150H124ZM140 151H141V149H140ZM150 151H151V150H150ZM150 151H149V153H150ZM166 151H167V150H166ZM174 151H175V150H174ZM174 151L172 150V154H171V156H169V157L175 158V159H173V160L178 161V162H182L181 159H183V160L190 159V160H187V162H188V161L191 162V160H192L191 158H192L193 156H195V154L192 152L193 155H192V153H191V155H192L191 158L184 159V158H186V155H187L188 152H189L188 149H187V151H188L187 154H186V152H185V150H184L183 152H185V153H184V154H181V155H183V156H182L183 158L181 157V159H180L181 161H179V160H176V158H178V156H179V154H178L179 150L177 151V154H178L177 157H176V156L173 157L174 155H176V154H173ZM193 151H195V150H193ZM218 151H220V150L218 149ZM249 151H250V150H249ZM252 151H251V152H252ZM15 152H16V151H15ZM15 152H14V154H15ZM32 152H33V151H32ZM39 152H40V151H39ZM39 152H38V153H39ZM64 152H65V151H62V153H64ZM86 152H85V153H86ZM88 152H89V151H88ZM113 152H114V151H113ZM119 152H120V151H119ZM119 152H118V153H119ZM141 152H143V151H141ZM154 152H155L154 150H153V152L151 151L152 154H154ZM157 152H158V151H157ZM167 152L170 153L169 150H168ZM181 152H182V151H181ZM196 152H197V151H196ZM210 152H211V151H210ZM210 152H209V153H210ZM263 152H264V151H263ZM24 153H25V152H24ZM34 153H35V152H34ZM34 153H33L32 155H34ZM46 153H45V154H46ZM62 153H59V155L62 154ZM93 153H92V154H93ZM109 153H110V152H109ZM111 153H112V152H111ZM125 153H126V152H125ZM129 153H130V152H129ZM135 153H137V152H135ZM151 153H150V155H151ZM175 153H176V152H175ZM189 153H190V152H189ZM197 153H198V152H197ZM197 153H196V155H197ZM248 153H249V155H247V156H250V155H253V154H254L253 152H252L253 154H252V153L250 154V152H248V151H247V153H244V154L246 155V154H248ZM42 154H43V153H42ZM47 154L45 155V157L50 156V155L47 156ZM57 154H58V153H57ZM57 154H56V155H57ZM64 154H66V153H64ZM64 154H63V155H64ZM68 154H69V153H68ZM68 154H67V157L69 158V155H70V154H69V155H68ZM107 154H108V153H107ZM107 154L105 155L106 158H110V157H111L110 160L108 159L109 163H108L107 165H105L104 162H106V161H105L106 158H103L104 162L101 161V163H102V164L104 163L103 165L107 167L106 170H109V167H110V166H111V168H112V164H113L112 162H114V161H112V156H109V157H108ZM155 154L157 155V153H155ZM166 154L169 155L168 153H166ZM185 154H186V155H185ZM211 154H212V153H211ZM239 154H240V153H239ZM244 154H242V155L244 156ZM257 154H258V153H257ZM259 154L262 156L261 153H259ZM15 155H16V154H15ZM28 155H29V154H28ZM30 155H31V154H30ZM35 155H36V153H35ZM35 155H34V156H35ZM38 155H40L39 158L42 159V156H43L44 154H43V155L38 154ZM51 155H52V153H51ZM63 155H61V156H63ZM86 155H87V153L85 154V156H86ZM104 155H103V157H105ZM109 155H110V154H109ZM116 155H117V154H116ZM125 155H126V154H125ZM135 155H137V154H134V156H135ZM147 155H148V154H147ZM150 155L147 156V158H144V159H149L150 157H152V158L150 159V160H151L150 163H151V164H154V163H152V162H154V159H155L156 157L153 155V156H154V158H153V156H150ZM207 155H208V154H207ZM236 155H237V156H236ZM260 155H259V156H260ZM1 156H2V155H1ZM53 156H55V155H53ZM61 156L58 157L57 159L62 158ZM81 156H79L78 161H81V160H82V158H81V160H80V157H81ZM88 156H89L90 159L93 160V161H90V159L88 158ZM92 156H93V157H92ZM92 156H90L89 153H88L87 158L89 159V161H90L91 163H92V162H93V163L95 162L94 166H95L96 168L101 169L100 167H102V166H100L99 163H98V162H100V161H99L98 159H97V161H96V160L94 161V158H95L94 154H93ZM97 156H98V155H97ZM100 156H101V155H100ZM118 156L122 157L120 154H118ZM118 156H117V158H118V160H119V157H118ZM132 156H133V155H132ZM143 156H144V155H143ZM189 156H190V154H189ZM189 156H188V157H189ZM215 156H213V159H215V158H214ZM254 156H256L257 159L259 160V158H258L257 155H254ZM20 157L22 158L23 156L20 155ZM56 157H57V156H56ZM64 157H65V155H64ZM64 157H63L62 159H60V160H61V161H65V163H64V162H61V163H62V167H63L64 172L66 171V174L68 173L67 175H69L71 172H72V173L75 172L76 166L79 165V163L81 164V167H82V166H83V167L85 166V165H82V164L84 163V160H82L81 162H78L77 160L75 161V158H74V157H70V159H72V160H73V158H74L73 162H71V160L68 161V158H66V157H65V158H66V160H65ZM91 157H92L93 159H92ZM113 157H114V158H113V160H114V159H115V156H113ZM141 157H142V155H141ZM148 157H149V158H148ZM167 157H168V156H167ZM204 157H205V156H204ZM207 157H210V156H207ZM239 157H242L241 154H240ZM245 157H246V156H245ZM4 158H5V156H4ZM14 158H15V157H14ZM21 158H20V160H21ZM25 158H28V157L25 156ZM51 158H53V157H51ZM54 158H55V157H54ZM117 158H116V159H117ZM131 158H132V157H131ZM210 158H211V157H210ZM243 158H244V157H243ZM243 158H241V159H243ZM263 158H264V156L262 157V159H263ZM2 159H3V157H1V160H2ZM16 159H17V158H16ZM16 159H15V160H16ZM57 159H56V160H57ZM88 159H86V161H85V164H86V166H87L86 169L88 168L87 163L89 164V162H87ZM121 159H123V158H120V160H121ZM133 159H134V158H133ZM152 159H153V161H152ZM202 159H203V158H202ZM211 159H212V158H211ZM211 159H209V160H211ZM238 159H239V158H238ZM246 159H247V160H248V159L251 160L250 157H247ZM246 159H245V160H246ZM252 159H253V156H252ZM255 159H256V158H255ZM262 159L260 158V160H262ZM17 160H18V159H17ZM26 160H27V159H26ZM37 160L39 161V159H37ZM140 160H141V161H140ZM140 160L138 161V163H139V162H143V157H142V159H140ZM168 160H169V159H168ZM171 160H172V159H171ZM204 160L207 161L208 159H204ZM245 160H243V161H245ZM247 160H246L245 162H248ZM253 160H254V159H253ZM260 160L257 161V162L254 161L255 163H254V164H251V165H252V166H251V167H252L251 171H250V168L247 167V170H245V171L247 172V171H248V168H249V171H250L251 173H250L249 171H248V172L250 173V175H249L248 172H247V175H244V176H241V177L236 176V177L239 178V179H238V183H239L238 186H239L242 190H243L244 188L246 189V187L249 186V183H252V182H250V180L252 179L251 176H254V174H256V172H257L259 169L264 168V167H261V166H264V163H261ZM2 161H3V160H2ZM13 161H14V160H13ZM23 161H24V160H23ZM41 161H43V159H42ZM58 161H59V160H58ZM58 161H57V162H58ZM66 161H67V162H66ZM74 161H75V162H78V164L75 165ZM110 161H111V162H110ZM125 161H126V159H125ZM146 161L149 162L148 160H146ZM157 161H158V160H157ZM205 161H204V162H205ZM243 161H241V162H243ZM251 161H252V160H251ZM251 161H249V162H251ZM263 161H264V159H263ZM263 161H262V162H263ZM48 162H49V161H48ZM59 162H60V161H59ZM82 162H83V163H82ZM96 162L98 163L99 167H97L98 165L96 166ZM115 162H116V160H115ZM115 162H114V163H115ZM121 162L124 163L123 160H122ZM126 162H127V161H126ZM130 162H131V161H130ZM147 162L145 163V161H144L143 164H144V163H145L146 165L150 164V163L147 164ZM165 162H166V161H165ZM170 162H171V161H170ZM178 162H176L177 165H178ZM199 162H200V161H199ZM202 162H203V161H202ZM204 162H203V163H204ZM208 162H212V161H208ZM249 162H248V164H249ZM0 163H1V162H0ZM7 163L9 164V162H7ZM14 163H15V162H14ZM22 163H23V162H22ZM36 163H37V162H36ZM55 163H56V162H55ZM70 163H71V164H70ZM91 163L89 164L90 167L93 166V163H92V164H91ZM119 163H120V162L118 161V165H121V164H119ZM128 163H129V161H128ZM156 163H157V162H156ZM156 163L154 164V165H155L154 168L158 165V164H156ZM174 163H175V162H174ZM182 163H183V162H182ZM200 163H201V162H200ZM206 163H207V162H206ZM206 163L202 164L203 166H202V165L200 166V165L198 164V165H199L198 167H204V165L206 166ZM251 163H252V162H251ZM5 164H6V163H5ZM38 164L40 165L41 162H40V163L38 162ZM45 164H46V162H45ZM72 164L75 165V166H74L75 169H74V167H73L72 169H71V168L68 169L69 166L72 167ZM102 164H101V165H102ZM136 164H137V160H136ZM139 164L141 165V163H139ZM145 164H144V166H146ZM151 164H150V165H151ZM190 164H191V163H190ZM192 164H194V163H192ZM242 164H243V165H242ZM12 165H13V163H12ZM12 165H11V166H12ZM16 165H17V164H16ZM48 165H49V163H48ZM54 165H56V164H54ZM108 165H109V167H108ZM113 165H115V164H113ZM128 165H130V164H128ZM131 165H132V164H131ZM131 165H130V168H129V169H130V172H131V170H132L131 168H135V167H134V164L132 165L133 167H132ZM137 165H138V164H137ZM137 165H136V166H137ZM170 165H171V164H170ZM179 165H180V164H179ZM188 165H189V163H188ZM188 165H187V166H188ZM4 166H5V165H4ZM8 166H9V165H8ZM11 166H10V167H11ZM20 166H21V165H20ZM30 166H31V165H30ZM46 166H47V165H46ZM49 166H51V165H49ZM57 166H58V165H57ZM57 166H56V168H53V171L50 170V172H52V173L55 171V173H53L54 176H55L56 174H58V172H56V171H58V170L60 171V170H61V169H58ZM94 166H93V167H94ZM104 166H103V167H104ZM115 166H116V165H115ZM115 166H113V167H115ZM121 166H122V165H121ZM123 166H124V165H123ZM126 166H127V164H126ZM144 166H143V167H144ZM152 166H153V165H151V167H152ZM191 166H192V167H193V166L197 167V166H196V163H195V165H191ZM191 166H188V167H191ZM212 166L214 167V169L212 168ZM233 166H234V167H233ZM1 167H2V165H1ZM1 167H0V168H1ZM6 167H7V166H6ZM13 167H14V166H13ZM16 167H18V166H16ZM22 167H23V166H22ZM27 167H28V166H27ZM38 167H39V166H38ZM41 167H43V166H41ZM51 167H53V166H51ZM51 167H50V168H51ZM54 167H55V166H54ZM59 167H60V165H59ZM77 167H78V168H77V169H78L77 171H79V169H80L81 171L83 170V169H82L83 167L81 168L80 165L77 166ZM93 167H92V168H93ZM127 167H128V166H127ZM127 167H126V168H127ZM140 167H142V166H138V167H136V168H140ZM146 167H148V166H146ZM151 167H150V168H151ZM173 167H174V166H173ZM185 167H186V166H185ZM192 167H191V168H192ZM195 167H194V168H195ZM232 167H233V168H232ZM240 167H242V168H240ZM19 168H20V167H19ZM24 168H25V166H24ZM24 168L19 169V170H22V171H23ZM39 168H40V167H39ZM44 168H45V166H44ZM44 168H43V169H44ZM47 168H48V167H47ZM60 168H61V167H60ZM92 168H88V169H87V170L90 171L89 174H91L93 171H94V174H95V172H96L95 169H96V168H95V169L93 168L94 170H93ZM104 168H105V167H104ZM104 168H102V174H100V175H104V173L106 174V176H107V174L109 175V174H110V173H109L110 171L108 172V171H106V170H103ZM136 168L132 170V172H131L132 174H133V171H136ZM167 168H168V167H167ZM205 168H206V167H205ZM205 168H204V169H205ZM209 168L213 169L214 171H211V170L209 171ZM218 168H219V169H218ZM234 168H235V169H234ZM244 168H243V169H244ZM15 169H16V168H15ZM56 169H57V170H56ZM73 169H74V170H73ZM84 169H85V168H84ZM121 169H122V168H121ZM129 169H128V170H129ZM143 169H146V168H143ZM143 169L140 168L141 171L138 170V172L140 171L139 175H144V174H142L141 172H144V171L146 172V171H147V172L145 173L146 176L144 175V177H143V176H140V177L145 178L144 181L146 180L147 177H148V179H150L151 176H148V175H147V173L149 174V171L147 170V169H149V167H148L146 170H144V171H143ZM152 169H153V167L150 169V173H152V176H153V172H151V171H154V170H152ZM187 169H188V168L186 167V170H187ZM196 169H197V168H196ZM196 169H195V170H196ZM199 169H201V168H199ZM233 169H234V170H233ZM238 169H237V170H238ZM0 170H1V171H0V198H1V199L3 198V200H4V197H8V196L11 197V199L15 198V199L19 200V199H20V195H22V194L25 195V194H24L25 192H23V191L26 190V189H25V190H22V194H20L21 192H20L19 188L21 189V187H26V186L30 185L31 182H32L33 180H34V181H37V179H38L37 177H38V174H39V173H38L37 175L35 174V175H36V176H35L36 178H35V177H34V174H33L32 176H30V174L33 173V172H31V173L29 172L30 174H29V173H26V174H29V176L27 175L26 177H24L25 175H24V176L22 175L24 178H18V179H17V177H14V175H11V174L8 175V174H6L5 172H7V171H5V169L3 170V169L1 168ZM10 170H11V169H10ZM32 170H33V169H32ZM41 170H42V169H41ZM46 170H47V169H46ZM67 170H70V173H69ZM87 170H86V171H87ZM91 170H92V172H91ZM97 170H98V169H97ZM110 170H111V169H110ZM113 170H114V168H113ZM116 170H119V169L117 168ZM157 170H158V169H157ZM157 170H156L155 172H157ZM169 170H170V169H169ZM189 170H190V169H189ZM195 170H194V171H195ZM197 170H198V169H197ZM197 170H196V171H197ZM205 170H207V168H206ZM205 170H202V171L200 170V171H201L200 173H201V174H205V172H206ZM237 170H235L234 172H236ZM12 171H13V170H12ZM14 171H15V170H14ZM14 171H13V173L17 174V173L14 172ZM28 171H29V170H28ZM38 171L40 172L39 169H38ZM38 171H37V172H38ZM44 171H45V170H44ZM47 171H48V170H47ZM77 171H76V172H77ZM81 171H80V172H81ZM84 171H85V170H84ZM84 171H82V172H84ZM86 171H85V172H86ZM119 171H120V170H119ZM124 171H125V170H124ZM159 171H160V170H159ZM191 171H192V169H191ZM194 171H192V172H194ZM203 171H205V172L202 173ZM225 171H226V173H227L226 175H224V174H225ZM242 171L244 172V170H242ZM259 171H260V170H259ZM262 171H263V170H262ZM19 172H20V171H18V173H19ZM50 172H49V171L47 172V175H48V176H46V175L44 174V176H46L47 179H48V177L51 178V177H50V176H51V175H50V174H51ZM60 172L62 173L63 171H60ZM64 172H63V173H64ZM184 172H185V171H184ZM237 172L239 173V171H237ZM20 173H21V172H20ZM35 173H36V171H35ZM45 173H46V172H45ZM77 173L79 174V172H77ZM114 173H115V174H114L115 176L113 175V176H111V178L113 177L114 179H116L115 177H118V178L120 179V177H121L120 174H119L118 172H116V171H114ZM117 173L119 174L120 177L118 176ZM120 173H121V175H123L121 171H120ZM170 173H171V172H170ZM200 173H199V171H198V174H199V175H200ZM257 173H259V172H257ZM53 174H52V175H53ZM73 174H74V173H73ZM81 174H82V176H83L84 173H81ZM94 174H92L91 177H93ZM96 174H97V173H96ZM96 174H95V176H96ZM134 174H135V172H134ZM137 174H138V173H136L135 175H137ZM156 174H157V173H156ZM167 174H168V173H167ZM187 174H188V173H187ZM190 174H191V172H190ZM190 174H189V175H190ZM216 174H217V173H216ZM232 174H233V175H232ZM245 174H246V173H245ZM260 174H261V173H260ZM260 174H259V175H260ZM17 175H18V174H17ZM42 175H43V173L41 172L39 176L42 177ZM49 175H50V176H49ZM62 175H63V174H62ZM71 175H72V174H71ZM74 175H75V174H74ZM76 175H77V174H76ZM87 175H88V171H87V174L84 175V176H86L87 178L84 177V179H85V178H86V179H89V178H90V177H89L90 175H89V176H87ZM116 175H117V176H116ZM124 175H125V174H124ZM124 175H123V176H124ZM135 175H134V178H135ZM149 175H150V174H149ZM154 175H155V174H154ZM171 175H172V174H171ZM173 175H174V174H173ZM189 175H188V176H189ZM194 175H195V174H194ZM236 175H237V173H236ZM238 175H240V174H238ZM44 176H43L42 178H43L44 181H45V178H46V177L44 178ZM56 176H57V175H56ZM56 176H55L54 178H56ZM63 176H64V175H63ZM65 176H66V175H65ZM95 176H94V177H95ZM104 176H105V175H104ZM104 176H103V177H104ZM106 176H105V177H106ZM123 176L121 177L122 180H124V179H128V177H127V178H126V177L123 178ZM132 176H133V175H132ZM137 176H138V175H137ZM137 176H136V179H130V180H126V181H128V182H130L131 180H134V181L136 180V181H137V179L139 180V178H138L139 176H138V177H137ZM155 176H156V175H155ZM155 176H154V177H155ZM157 176H158V174H157ZM157 176H156V177H157ZM167 176H168V175H167ZM180 176H181V175H180ZM196 176L199 177V176L197 175V173H196ZM200 176H202V175H200ZM205 176L207 177V174H205ZM215 176H217V175H215ZM232 176H233V177H232ZM255 176H257V175H255ZM18 177H19V175H18ZM40 177H39V178H40ZM52 177H53V176H52ZM60 177H61V176H60ZM66 177H67V176H66ZM73 177H75V176H73ZM94 177H93V178H94ZM105 177H104V178H105ZM108 177H109V176H108ZM108 177H106V178H108ZM170 177H171V176H170ZM192 177H193V176H192ZM194 177H195V176H194ZM257 177H258V176H257ZM260 177H261V175H260ZM262 177H263V176H262ZM262 177H261V178H262ZM33 178H34V179H33ZM58 178H59V176H58ZM70 178H71V177H69V179H70ZM76 178H77V177H76ZM76 178H75V179H76ZM82 178H83V177H82ZM100 178H101V177H99V178H97V179H100ZM106 178H105V179H106ZM111 178H110V179H111ZM113 178H112V179H113ZM130 178H131V177H130ZM143 178H140V179H141V180H140L141 183L143 182V181H142ZM152 178H153V177H152ZM152 178H151V180H153ZM157 178H158V177H157ZM168 178H169V177H168ZM179 178H180V177H179ZM195 178H196V177H195ZM195 178H192V179L194 180ZM202 178H203V176H202ZM202 178H201V179H200V177H199V179L196 178V181H197V180L204 181V180H202ZM208 178H209V177H208ZM216 178H217V177H216ZM218 178H219V179H218ZM218 178H217V179L220 180V178H221L220 174H219V177H218ZM250 178H251V179H250ZM253 178H254V177H253ZM35 179H36V180H35ZM40 179H41V178H40ZM52 179H53V178H52ZM61 179H62V178H61ZM90 179H91V178H90ZM90 179H89V180H90ZM95 179H96V178L92 179V180H94V183L96 182ZM105 179H104V180H105ZM148 179H147V180H148ZM166 179H167V178H166ZM170 179H171V178H169V180H170ZM172 179H174V178L172 177ZM172 179H171V181H172ZM177 179H178V178H177ZM203 179H204V178H203ZM221 179L224 180V177L221 178ZM225 179H226V178H225ZM229 179H230V178H229ZM229 179H228V181H229ZM234 179H235V178H234ZM254 179H255V178H254ZM259 179H260V178H259ZM70 180L74 181L72 178H71ZM104 180H103V178H102V181H104ZM107 180H108V179H107ZM116 180H117V179H116ZM116 180H114V181L116 182ZM151 180H150V181H151ZM169 180H168V181H169ZM174 180H176V178H175ZM174 180H173V181H174ZM205 180H207V179H205ZM208 180H209V179H208ZM231 180H232V179H231ZM252 180H253V179H252ZM261 180H262V179H261ZM261 180H260V182H261ZM40 181H41V180H40ZM46 181H47V180H46ZM53 181H54V180H53ZM64 181H65V179H64ZM66 181L69 182L68 179H67ZM80 181H81V180H80ZM80 181H79V183H80ZM84 181H85V180H84ZM84 181H83V182H84ZM109 181H111V180H109ZM114 181H112V182L114 183ZM140 181H137V182L139 183ZM154 181H156V179H154ZM171 181H170V183H171ZM173 181H172V182H173ZM181 181H182V180H181ZM191 181H192V180H191ZM200 181H199V182H200ZM211 181H212V180H211ZM236 181H237V178H236ZM50 182H52V180H50ZM57 182H59V181H57ZM81 182H82V181H81ZM90 182H91V180H90ZM120 182H121V184L124 183V181H120ZM120 182L118 183V186H116V187L119 188V189L122 187L121 184H120ZM122 182H123V183H122ZM128 182H126V183H128ZM146 182H149V181H145V183H146ZM152 182H153V181H152ZM152 182L148 183L150 186H153V185H154L152 188L149 187V185H147V183H146V184L143 183V186H144V185H147V186L149 187V188H145V189H147V190L149 189V190H150V188H151V189L154 190V188H157V187H158V186H156V185H158V183H157L158 181H156L157 184H156V183L153 184ZM199 182H197V185H198ZM225 182H227V181L224 180V183H225ZM229 182H230V181H229ZM234 182H235V180H232V183H234ZM256 182H259V181L256 180ZM263 182H264V181H263ZM32 183H33V182H32ZM37 183H38L39 185L41 184V182H40V183L37 182ZM42 183H43V182H42ZM53 183H54V182H52V184H53ZM61 183H62V180H61ZM72 183H73L74 185H76V184L78 183V181H75L76 184H75L74 182H72ZM101 183L103 184V182H101ZM109 183H110V182H109ZM126 183H124L123 185H127ZM138 183H135V184H134V182H133V184L135 185V187L133 186V184H132V187L135 188V189H137V188H136V184H137V187H138V186H139ZM173 183L176 184L175 182H173ZM180 183H181V182H180ZM191 183H192V185H193V184L196 185L195 180H194V183H193V182H191ZM201 183H202V182H201ZM201 183H199V184H201ZM209 183H210V182H209ZM213 183H214V182H213ZM216 183L218 184L217 180H216V182H215V185H217ZM222 183H223V182H222ZM230 183H231V182H230ZM52 184H51V185H52ZM55 184H56V182H55ZM65 184H66V182H65ZM84 184H85V183H84ZM91 184L93 185V181H92ZM96 184H97V183H95V186L98 185V184H97V185H96ZM110 184H112V183H110ZM119 184H120V185H119ZM182 184H184V182L181 183V186L183 187ZM188 184H189V183L187 182V185H188ZM211 184H212V183H211ZM225 184H226V183H225ZM234 184H235V183H234ZM254 184H255V183H254ZM254 184H252V187H253ZM258 184H259V183H258ZM39 185H38V186H39ZM45 185H46V184H45ZM57 185H58V184H57ZM69 185H72V184L69 183L68 186H69ZM77 185H78V184H77ZM79 185L81 186V184H79ZM99 185H100V182H99ZM103 185H104V184H103ZM103 185H102V186H103ZM105 185H106V186H104L105 188H103V189L107 191V188H106V187H108L109 185H107L106 183H105ZM114 185H116V184H114ZM114 185H112V186H114ZM128 185H129V187L131 188V186H130L129 183H128ZM140 185H141V184H140ZM167 185H168V184H167ZM171 185H172V184H171ZM185 185H186V184H185ZM185 185H184V186H185ZM195 185H194V186H195ZM197 185H196V186H197ZM204 185H206V184H204ZM209 185H210V184H209ZM209 185H208V188L210 187ZM215 185H214V186H215ZM220 185H221V184H220ZM226 185H227V184H226ZM230 185H231V184L227 185L228 188H229ZM232 185H233V184H232ZM40 186H41V185H40ZM42 186H44V185H42ZM42 186H41V187H42ZM46 186H47V185H46ZM48 186H49V185H48ZM60 186H61V185H60ZM60 186H59V187H60ZM95 186H92V187H93V188H96ZM112 186L110 187V190H112V191L117 190V189L115 188V186H114L115 189H113ZM143 186L140 187V188L143 189ZM155 186H156V187H155ZM173 186H174V185H173ZM177 186H178V184H177ZM201 186H203V183H202ZM212 186H213V185H211V187H212ZM214 186H213V187H214ZM221 186H222V185H221ZM227 186H226V187H227ZM236 186H237V185H236ZM49 187H51V186H49ZM57 187H58V186H57ZM57 187H56V188H57ZM64 187L66 188V186H64ZM84 187H85V186H84ZM88 187H89V186H88ZM92 187H91V188H92ZM126 187H127V186H126ZM170 187H171V186H170ZM197 187H198V186H197ZM216 187H217V186H216ZM216 187H215V189H216ZM223 187H224V186H223ZM232 187H234V185H233ZM239 187H237V188H239ZM255 187H256V186H255ZM260 187H261V186H260ZM26 188H27V187H26ZM28 188H29V187H28ZM32 188H33V186H32ZM39 188H40V187H39ZM46 188H47V187H46ZM67 188H68V187H67ZM73 188H74V187H73ZM93 188H92L91 191H93V192L95 191V193H98V192H96V191H98V188L95 189V190H94ZM111 188H112V189H111ZM122 188H125V186H123ZM122 188H121V189H122ZM168 188H169V187H168ZM172 188H173V187H172ZM180 188H181V187H180ZM185 188L187 189L188 187L185 186ZM194 188H196V187H194ZM201 188H202V187H201ZM201 188H200V185H199V189H201ZM256 188H258V186H257ZM47 189H48V188H47ZM54 189H55V187H54ZM54 189H53V187H52V191H53ZM78 189H79V188H78ZM100 189H101V188H100ZM126 189L128 190V188H126ZM157 189H158V188H157ZM199 189H198V191H199ZM202 189L204 190V188H202ZM202 189H201V190H202ZM220 189H221V188H220ZM222 189H224V188H222ZM222 189H221V190H222ZM230 189H231V187H230ZM230 189H229V190H230ZM247 189H248V191H249L251 188H250V189L247 188ZM247 189H246V190H247ZM34 190H35V189H34ZM41 190H42V189H41ZM43 190H44V188H43ZM56 190H58V189H56ZM63 190H64V189H63ZM63 190H62L61 192H63ZM72 190H74V189H72ZM82 190H84V189L82 188ZM108 190H109V189H108ZM123 190H124V189H122V192H123ZM138 190H139V189H138ZM138 190H136V191H138ZM147 190H146V192H149V191H147ZM153 190H150V192H153ZM155 190H156V189H155ZM155 190H154V191H155ZM168 190H169V189H168ZM189 190H190V187H189V189H188L187 191L189 192ZM194 190H195V189H194ZM194 190H193V191H194ZM206 190H207V189H206ZM208 190H210V189H208ZM224 190H225V189H224ZM232 190H235V189H232ZM260 190H261V189H260ZM39 191H40V190H39ZM50 191H51V190H50ZM52 191H51V192H52ZM76 191H77V190H76ZM85 191H86V190H85ZM91 191L88 190L87 192L91 193ZM140 191H141V190H140ZM142 191H143V190H142ZM156 191H157V190H156ZM176 191H177V190H176ZM244 191H245V190H244ZM254 191H255V189H254ZM257 191H258V190H257ZM257 191H256V192H257ZM42 192H46V190H45V191H42ZM51 192H50V193H51ZM53 192H54V191H53ZM57 192H58V191H57ZM59 192H60V191H59ZM69 192H71V190H69ZM73 192H74V191H73ZM78 192H80V190H79ZM93 192H92L91 194L94 195L95 193H93ZM108 192H109V191H108ZM108 192H106V193H108ZM131 192H132V191H131ZM138 192H139V191H138ZM178 192H179V189H178ZM196 192H197V189H196ZM210 192H211V191H210ZM216 192H218V190H217ZM230 192H231V191H230ZM241 192H243V191H241ZM250 192H251V191H250ZM76 193H77V192H76ZM89 193H88V194H89ZM100 193H102L103 195L106 194V193H103L102 190H101ZM112 193H113V192H112ZM127 193H128V191H127ZM134 193H136V192H134ZM171 193H172V192H171ZM202 193H203L202 195H204V192H202ZM228 193H229V192H227L226 195H228ZM232 193H233V192H232ZM232 193H231V194H232ZM238 193H240V192H238ZM252 193H253V192H252ZM42 194H43V193H42ZM48 194H49V193H48ZM52 194H53V193H52ZM57 194H58V193H57ZM57 194H56V195H57ZM65 194H66V193H65ZM69 194H70V193H69ZM84 194H85V193H84ZM102 194H101V195H102ZM123 194H124V193H123ZM139 194H140V193H139ZM153 194H154V193H153ZM172 194H173V193H172ZM175 194H176V193H175ZM182 194H183V193H182ZM188 194H189V193H188ZM211 194H212V193H211ZM213 194H214V193H213ZM217 194H218V193H217ZM223 194H225V192H224ZM229 194H230V193H229ZM244 194H245V192H244ZM53 195H54V194H53ZM75 195H76V194H75ZM99 195H100V194H99ZM109 195H110V194H109ZM132 195H133V193H132ZM140 195H141V194H140ZM148 195H149V194H148ZM179 195H180V194H179ZM198 195H199V194H198ZM202 195H201V196H202ZM251 195H252V194H251ZM27 196H28V195H27ZM41 196H42V195H41ZM44 196H45V195H44ZM69 196H70V195H69ZM72 196H74V195H72ZM82 196H84V195H82ZM87 196H88V195H87ZM107 196H108V195H107ZM114 196H115V195H114ZM136 196H137V195H136ZM142 196H143V195H142ZM177 196H178V195H177ZM196 196H197V195H196ZM210 196H211V195H210ZM12 197H13V198H12ZM65 197H66V196H65ZM94 197H95V196H94ZM104 197H105V195H104ZM130 197H131V196H130ZM150 197H151V196H150ZM175 197H176V196H175ZM178 197H179V196H178ZM181 197H182V196H180V198H181ZM215 197H216V196H215ZM253 197H254V196H253ZM38 198H39V197H38ZM46 198H47V197H46ZM96 198H99V197L96 196ZM102 198H103V196H102ZM133 198H134V197H133ZM139 198H140V197H139ZM144 198H146V197H144ZM209 198H210V197H209ZM247 198H248V197H247ZM5 199H6V198H5ZM15 199H14V200H15ZM21 199H22V198H21ZM77 199H78V198H77ZM90 199H91V198H90ZM184 199H185V198H184ZM186 199H187V198H186ZM212 199H213V198H212ZM214 199H215V198H214ZM240 199H241V198H240ZM17 200H16V201H17ZM30 200H31V199H30ZM46 200H47V199H46ZM64 200H65V199H64ZM113 200H114V199H113ZM115 200H116V199H115ZM118 200H119V199H118ZM118 200H117V201H118ZM146 200H147V198H146ZM152 200H153V199H152ZM155 200H156V199H155ZM215 200H216V199H215ZM237 200H238V199H237ZM4 201H5V200H4ZM65 201H66V200H65ZM85 201H86V200H85ZM123 201H124V200H123ZM142 201H144V200H142ZM156 201H157V200H156ZM176 201H177V200H175V202H176ZM181 201H182V200H181ZM187 201H188V200H187ZM189 201H190V200H189ZM200 201H201V200H200ZM206 201H207V200H206ZM208 201H209V200H208ZM12 202H13V200H12ZM14 202H15V201H14ZM17 202H18V201H17ZM21 202H22V200H21ZM24 202H25V201H24ZM32 202H33V201H32ZM90 202H91V201H90ZM151 202H152V201H151ZM153 202H154V201H153ZM26 203H27V202H26ZM122 203H123V202H122ZM143 203H145V202H143ZM203 203H204V202H203ZM207 203H208V202H207ZM249 203H250V202H249ZM1 204H2V203H1ZM16 204H17V203H16ZM22 204H23V203H22ZM92 204H93V203H92ZM127 204H128V202H127ZM133 204H134V203H133ZM173 204H174V203H173ZM210 204H211V203H210ZM217 204H218V203H217ZM221 204H222V203H221ZM224 204H225V203H224ZM236 204H237V203H236ZM54 205H55V204H54ZM81 205H82V204H81ZM110 205H111V204H110ZM120 205H121V204H120ZM131 205H132V203H131ZM131 205H130V206H131ZM136 205H137V204H136ZM143 205H144V204H143ZM154 205H155V204H154ZM178 205H179V201H178ZM182 205H183V204H182ZM238 205H239V204H238ZM24 206H25V205H24ZM57 206H58V205H57ZM108 206H109V205H108ZM118 206H119V205H118ZM147 206H148V205H147ZM176 206H177V205H176ZM185 206H186V205H185ZM92 207H93V205H92ZM167 207H168V206H167ZM172 207H173V206H172ZM192 207H193V206H192ZM256 207H257V206H256ZM18 208H19V207H18ZM34 208H35V207H34ZM149 208H150V207H149ZM188 208H189V207H188ZM195 208H196V207H195ZM215 208H216V207H215ZM235 208H236V207H235ZM240 208H241V207H240ZM89 209H90V208H89ZM121 209H122V208H121ZM143 209H144V207H143ZM146 209H147V207H146ZM153 209H154V208H153ZM172 209H173V208H172ZM172 209H171V210H172ZM178 209H179V208H178ZM30 210H31V209H30ZM38 210H39V209H38ZM59 210H60V209H59ZM61 210H62V209H61ZM96 210H97V209H96ZM125 210H126V208H125ZM167 210H168V209H167ZM176 210H177V209H176ZM179 210H180V209H179ZM226 210H227V209H226ZM69 211H70V210H69ZM216 211H217V210H216ZM223 211H225V210H223ZM240 211H241V210H240ZM251 211H252V210H251ZM261 211H262V210H261ZM106 212H107V211H106ZM139 212H140V211H139ZM151 212H152V211H151ZM209 212H210V211H209ZM252 212H253V211H252ZM120 213H121V212H120ZM142 213H144V212L142 211ZM170 213H171V212H170ZM173 213H174V212H173ZM173 213H172V214H173ZM220 213H221V212H220ZM40 214H41V213H40ZM47 214H48V213H47ZM104 214H105V213H104ZM116 214H117V213H116ZM139 214H140V213H139ZM172 214H171V215H172ZM189 214H190V213H189ZM256 214H257V213H256ZM260 214H261V213H260ZM1 215H2V214H1ZM109 215H110V214H109ZM118 215H119V214H118ZM125 215H126V214H125ZM224 215H225V214H224ZM232 215H233V213H232ZM234 215H235V214H234ZM21 216H22V215H21ZM30 216H31V215H30ZM119 216H120V215H119ZM140 216H141V215H140ZM172 216H173V215H172ZM230 216H231V215H230ZM11 217H12V216H11ZM52 217H53V216H52ZM73 217H74V216H73ZM126 217H127V216H126ZM126 217H124V218H126ZM191 217H193V216H191ZM195 217H196V216H195ZM257 217H258V216H257ZM261 217H262V216H261ZM80 218H81V217H80ZM132 218H133V217H132ZM224 218H225V217H224ZM248 218H249V217H248ZM23 219H24V218H23ZM36 219H37V218H36ZM127 219H128V218H127ZM170 219L172 220V218H170ZM195 219H196V218H195ZM246 219H247V218H246ZM55 220H56V219H55ZM102 220H103V219H102ZM191 220H192V219H191ZM251 220H252V218H251ZM9 221H10V220H9ZM9 221H8V222H9ZM35 221H36V220H35ZM174 221H175V220H174ZM183 221H184V220H183ZM198 221H199V220H198ZM244 221H245V220H244ZM247 221H248V220H247ZM247 221H246V222H247ZM260 221H261V220H260ZM56 222H57V221H56ZM246 222H245V223H246ZM262 222H264V221H262ZM90 223H91V222H90ZM110 223H111V222H110ZM187 223H189V222H187ZM214 223H215V222H214ZM217 223H218V222H217ZM222 223H223V222H222ZM242 223H243V222H242ZM3 224H4V223H3ZM206 224H207V223H206ZM64 225H65V224H64ZM255 225H256V224H255ZM261 225H262V224H261ZM110 226H112V225H110ZM169 226H171V225H169ZM180 226H181V225H180ZM209 226H210V225H209ZM20 227H21V226H20ZM6 228H7V227H6ZM173 228H174V227H173ZM110 229H111V228H110ZM170 229H171V228H170ZM183 229H184V228H183ZM99 230H100V229H99ZM108 230H109V229H108ZM173 230H174V229H173ZM175 230H176V229H175ZM190 230H191V229H190ZM261 230H262V229H261ZM12 231H13V230H12ZM23 231H25V230H23ZM72 231H73V230H72ZM171 231H172V230H171ZM177 231H178V230H177ZM59 232H60V230H59ZM85 232H86V231H85ZM85 232H84V233H85ZM104 232H105V231H104ZM153 232H154V231H153ZM169 232H170V231H169ZM224 232H225V231H224ZM226 232H227V231H226ZM226 232H225V233H226ZM72 233H73V232H72ZM82 233H83V232H82ZM82 233H81V234H82ZM89 233H90V232H89ZM89 233L87 232V234H89ZM93 233H94V232H93ZM105 233H106V232H105ZM110 233H111V232H110ZM126 233H127V232H126ZM142 233H143V232H142ZM179 233H180V232H179ZM185 233H186V232H185ZM218 233H219V232H218ZM106 234H107V233H106ZM200 234H201V233H200ZM207 234H208V233H207ZM210 234H211V232H210ZM215 234H216V233H215ZM261 234H262V233H261ZM85 235H86V234H85ZM89 235H90V234H89ZM128 235H129V234H128ZM154 235H155V234H154ZM157 235H158V233H157ZM170 235H171V234H170ZM186 235H187V234H186ZM205 235H206V233H205ZM216 235H217V234H216ZM220 235H221V234H220ZM19 236H20V235H19ZM130 236H131V235H130ZM158 236H159V235H158ZM191 236H192V235H191ZM45 237H46V236H45ZM84 237H85V236H84ZM106 237H107V236H106ZM108 237H109V236H108ZM111 237H112V236H111ZM127 237H128V236H127ZM127 237H126V238H127ZM150 237H151V236H150ZM154 237H155V236H154ZM171 237H172V236H171ZM204 237L207 238L208 236L206 235V236H204ZM210 237H211V235H210ZM217 237H218V236H217ZM99 238H100V237H99ZM130 238H131V237H130ZM136 238H137V237H136ZM167 238H168V237H167ZM169 238H170V237H169ZM184 238H185V237H184ZM197 238H198V236H197ZM212 238H213V234H212ZM128 239H129V238H128ZM172 239H173V238H172ZM179 239H180V238H179ZM179 239H178V240H179ZM181 239H182V238H181ZM187 239H188V238H187ZM216 239H217V238H216ZM261 239H262V238H261ZM113 240H114V239H113ZM139 240H140V239H139ZM169 240H170V239H169ZM188 240H189V239H188ZM197 240H198V239H197ZM211 240H212V239H211ZM258 240H259V238H258ZM172 241H173V240H172ZM192 241H193V240H192ZM208 241H209V240H208ZM111 242H112V241H111ZM121 242H122V241H121ZM123 242H124V241H123ZM156 242H157V241H156ZM181 242H182V241H181ZM256 242H257V241H256ZM103 243H104V242H103ZM106 243H107V242H106ZM138 243H139V242H138ZM157 243H158V242H157ZM159 243H160V242H159ZM104 244H105V243H104ZM150 244H151V243H150ZM155 244H156V243H155ZM173 244H174V243H173ZM25 245H26V244H25ZM85 245H86V244H85ZM102 245H103V244H102ZM111 245H112V244H111ZM237 245H238V244H237ZM21 246H22V245H21ZM76 246H77V245H76ZM98 246H99V245H98ZM120 246H121V245H120ZM168 246H169V245H168ZM173 246H174V245H173ZM11 247H12V246H11ZM37 247H38V249H39V246H38V245H37ZM143 247H144V246H143ZM170 247H171V246H170ZM55 248H56V247H55ZM134 248H135V247H134ZM145 248H147V247H145ZM183 248H184V247H183ZM97 249H98V248H97ZM140 249H141V248H140ZM154 249H155V248H154ZM29 250H30V249H29ZM47 250H48V249H47ZM50 250H52V249H50V247H49V250H48V251L50 252ZM107 250H109V249H107ZM130 250H131V249H130ZM177 250H178V249H177ZM188 250H189V249H188ZM35 251H37V250H35ZM125 251H126V250H125ZM142 251H143V250H142ZM227 251H228V250H227ZM230 251H231V250H230ZM38 252H39V250H38ZM91 252H92V251H91ZM101 252H103V251L101 250ZM105 252H106V251H105ZM105 252H104V254H105ZM143 252H144V251H143ZM1 253H2V252H1ZM106 253H107V252H106ZM141 253H142V252H141ZM20 254H21V253H20ZM46 254H47V252H46ZM95 254H96V253H95ZM104 254H103V255H104ZM202 254H203V253H202ZM101 255H102V254H101ZM101 255H100V256L98 255V256L101 257ZM120 255H121V254H120ZM122 255H123V254H122ZM185 255H187L186 252H185ZM94 256H95V255H94ZM104 256H105V255H104ZM104 256H102V258H104ZM110 256H111V255H110ZM125 256H126V255H125ZM169 256H170V255H169ZM213 256H214V255H213ZM127 257H128V256H127ZM143 257H144V256H143ZM203 257H204V256H203ZM228 257H229V256H228ZM263 257H264V256H263ZM95 258H96V256H95ZM8 259H9V258H8ZM96 259H98V258H96ZM96 259H94V260H96ZM100 259H101V258H100ZM106 259H107V258H106ZM171 259H172V258H171ZM210 259H211V258H210ZM19 260H20V259H19ZM184 260H185V259H184ZM190 260H191V259H190ZM21 261H22V260H21ZM156 261H157V260H156ZM159 261H160V260H159ZM208 261H209V260H208ZM220 261H221V260H220ZM6 262H7V261H6ZM97 262H98V261H97ZM100 262H102V261H100ZM169 262H170V261H169ZM215 262H217V261H215ZM258 262H259V261H258ZM84 263H85V262H84ZM95 263H96V261H95ZM149 263H150V262H149ZM161 263H162V261H161ZM175 263H176V262H175ZM187 263H188V262H187ZM259 263H260V262H259ZM96 264H97V263H96ZM154 264H155V263H154ZM170 264H171V263H170ZM178 264H182V263H178ZM226 264H227V263H226Z\"/></svg>",
    "mask_w": 264,
    "mask_h": 264
}]
</instances>
